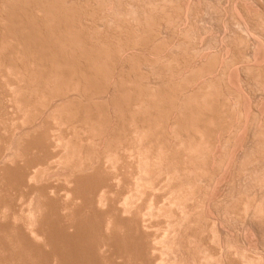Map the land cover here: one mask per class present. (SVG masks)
I'll return each instance as SVG.
<instances>
[{
	"label": "rangeland",
	"instance_id": "obj_1",
	"mask_svg": "<svg viewBox=\"0 0 264 264\" xmlns=\"http://www.w3.org/2000/svg\"><path fill=\"white\" fill-rule=\"evenodd\" d=\"M4 1H5V3H4ZM4 1L1 0V2H0V3H1V4H0V7H1V8H0V11H1V12H0V13L3 14V15H2V14L0 15V16H2V18L0 17V25L3 24V26H1V28H0V30L2 31V32H0V42H1L2 38H3L2 41H3V42L5 41V44H4L3 42H2V44L0 43V47L4 49L3 46H5V45H6V46H5V49H4V53H2L3 55L5 54V55H4L5 58H4V57L1 55V53H0V55H1L0 57H1V58L3 57V58H2L3 61H2L1 58H0V60H1V61H0V65H1V62H4V63H3V66L1 65L0 68H1V71H2V72L4 71L3 73L6 74V73H7L6 71L8 70L7 68H5L6 65H7V67H8V65H9V66L12 65L13 67H14V65H15L18 69H19V68H20V69L18 70V69H16V67H14V69H15L16 71L18 70L17 72H14V73H15L16 75H18L17 73H19L20 75H18V76L14 75L15 77H13V75L10 74L11 77H10V75H9V77H8L10 80L7 79V77H5V78L7 79V80H6V79L3 77L4 74L2 73V75H1V71H0V76H1V77H0V88H1L2 86H5V85L7 84L4 88L2 87L3 89H2V88L0 89V105H1V106H0V108H1V109H0V121H1V122H0V139H2V140H0V141H1V142H0V185H1V186H0V194L2 193V194L0 195V231H1V233H0V244H1V245H0V248H1V246H2V248H1L2 252H1V250H0V261H1V263H2V264L5 263V261L1 260V259H3L2 257L5 258L6 256L8 257V255H10V256L12 257V256L15 255V252L13 253L14 255H13L12 253H11V254H12V255H11L9 251H12V252H13V250L16 249V251L19 253V251H20V246L18 247V245H20L19 243H21V244H22L21 246H23V247H21V248H25L26 246H25L24 244L27 242V240H28V241H29V240H30V241L32 240V239H27V238H30V236H32V235H30V234H32L33 232L28 231L30 234H29L28 232H26L27 230H29V228L27 229V227L30 225V224H28V226H26V223H28V221H30V219H33L34 221H36V220H37L36 218H37L38 216H39L38 219H39V221H40V219H41L40 223H42V224H40L39 222H38V223H39L40 225H39L38 223L36 224V222H35V223L32 222L34 225H33L31 222H29V223H31V226H32V225H33V226L36 225L35 228H37V230H40V229L42 230V229L44 228L45 232H44V230H43V231H42L43 233H46V229L49 228V229H48L49 232H47V233H46L47 235L45 236L47 239H44V240H46V243H47L49 246L46 245V246L44 247V245H45L44 243H45V242H42V241H41V242H37V241H36V242H35V241L33 242V241H31V243H30V242H27L29 245L31 244L30 246L33 245V247H30V246H29V247H30L29 251H28L27 248L25 249V251H26V250L28 251V254H29V252L32 253V255H31V254H30V255H27L28 257L26 256V254H24V257H25V258H33L32 256H34L35 254H33L34 251H31V248H32V250L35 249V253H36V254L39 253V254H37V255L39 256V258H38V256H36V257L34 256L35 258L33 259V260H36V261H35L36 264H40V263H41V264H44L45 261H48V260H49L50 262L48 261V263H47V262H46V263H47V264H49V263L51 264V261L53 262V260H54V259L51 260V258H55V256H54V252H55V255H56V249H52V247H51L50 245H53V244H54L53 247H54V246H55V247L58 246L57 248H59V247H60L59 245H61L60 248L65 247V249H66L65 251H66V252H70V253H74V254H75V253H77V251H80V252L77 253V254H78L77 256H75L76 254H75L74 256H73V254H72V256L68 254V255H67V256H68L67 258H66L65 255H64L65 257L62 256V262H60V261H61V260H60L61 258L59 259V260H60V261H59L60 263L58 262V260H57L58 263H56V261L54 260L55 264H61V263H63V260H64L65 258H66V260H69V261H68L69 264H72V263H73V260H71V259H73L72 257H74V260H75V258H76V261H78L77 264L80 262V260H81L82 262L79 263V264L84 263V262H85V259H86L87 264H92V263H91L92 260H93V264H95V263L98 264L99 261H100L99 264H105V263H108V264H110V263H111V264H112V263H116V264H118V263H117L118 259L120 260L119 263H122L123 261H121V260L124 258V255H123L122 259L119 258V255H120V252L122 251L121 249L124 248V247H121V249H120L121 251H119V254H118V251H117L118 249H116V247H115V246H117L118 248H120V245H121V244L119 243V241L121 242V241H122L121 239L118 240V242H117L118 244H117V245L115 244V245L113 246V243H111V244H112V248L114 247V251H112V250H113L112 248H111L110 250H108V251H112L111 253L109 252L110 255H111L113 252H116V251H117L115 254H117L118 258L116 257V255H114V256L117 258V261H116V259H114L115 261H113V258H114V257L112 258V257H108V255H105V254L108 253V251H104V252L101 251V250H103L104 247L101 248L100 252L97 251V253L95 254V252H96V251H95L96 246L94 247V245H95V244H96V245L99 244V245L102 246L103 243H102V244H100V243L103 242V241H104V243H105V242L108 241L110 238L113 239V240H115L114 237H112V236H113V234L115 235L114 232H116L117 229H116V231H114V229H112V231H114V232L109 231V232H112V233H113V234L110 233V236H109V234H108V232H107V229H108V227H110V228H112V227H111L110 225H108V227H107V229H106V233H105V231H102V230H103V229L105 230L106 227H105V226H102V225L99 226V224H98V223H100L99 221H101V220H102L101 223L104 222L103 225L106 224L105 221H103V220H105V219H107V218H106L105 216H104L105 218H103V215H102V213H104V212L107 211V209H104V208H108V211H107V212H109V214L111 213V214H110V217H108V218L113 217V216H111L113 212H110L109 209H111V210H112V209H115V210H114V213H113V214H114V217H115V215H116V219L119 218V217L121 216L120 213H122V212H120V211H121V209H120V208H121V206H120V205H121L120 201L123 200V199H124L123 197H125L126 195L128 196L129 193L132 194L130 191L133 192V191L135 190V188H134V186H133V182H134L133 176L136 175V174L133 173V172H136L134 166H136L135 164L137 163V161H133L132 159H135V157H134V156H133L134 158H133V157H130L131 155H129L128 153H130V154L133 155V152H136V151H133V149H132L133 152H129V151H130V148L132 147L131 145H133V146L138 145V147H139V143H140V142L138 141L139 143H137L136 141H134L135 144H136V145H135V144L132 143V142H133L132 140L129 141L130 143H129L127 140L134 138V135H131V134L133 133V129H134V127L139 128V125H141L140 128H139V129H141L142 125L145 124V121H146V118H147V116H146L147 113H146V112L149 111L148 109H150L151 114H152V111L155 112V111L157 110V112H155V113H157V114H154L155 116H152L153 118H147V121H148V119H154V117H155V118H158V119H159V117H160V118H163L165 122H166L165 119H167V123H166V125H164V121H163L162 123L160 122V120L162 121L163 119H159V120L156 119V121H158V122L160 123V125H159L158 122L155 121V122L161 127L160 129H159V127H155V124H156V123L154 124V126H151V125L154 123V122H153L154 120H152L153 123L151 122V123H152L151 125H149L148 123L145 124V125H146V128H150V127L153 128V127H155L156 130L158 129V130L156 131L155 129L153 130L152 128H150V129H152V131L149 129L148 132H150V131H151V132L148 133V134L151 135V133H153L154 131H155V134H157V133L161 134V133L163 132L162 135H156V136H154V138L157 139V136H158V139L161 140V138L164 137L163 140L165 141V143H167L166 140H169V144H165V143H163V142H164L163 140H162L163 142H162V141L160 142V140L157 141L158 139L155 140V139H153V138H152L151 141H150V136H149V137H148L149 140L146 139V142L144 143L145 145H144V144H143V145L146 146V148L148 147V150H149L148 153H149L150 151L152 152L153 149H155V150H154V153H155V151L158 150L159 147H160V149H162V152L166 150V151L164 152V154H166V152H167L168 150H169V151L171 150L170 152L168 151V153H169L168 156L170 157V158L168 157V159L171 160L170 162L168 161V159H167V157H166L167 155L165 156L166 159H167V161L169 162V163H167V164H171V163H173L174 160H176V161H175L176 164H178L177 162L180 163V164H178V167H179V165L182 166L183 163H185V164H183L184 167H185V166H188V163L190 164V162H191V160L189 161L188 156H187V155L189 154V151H187L188 154H186V153H187L186 150H185L186 148H185V146H183V148H185V149H184L185 151H183V153L186 152V153H185V156H187V158H186V160L188 159L187 161H186L185 159H183V155H184V154H183V155H180V156L177 155V156H178V159H175L176 156L173 157L175 154H181V152H177V153H176L175 148H176V149L178 148V151H179V148L182 149V148H181V147H182V146H181L182 143H181L180 141L183 140V136H184V137H185V136H186V137L190 136L188 132H190V134H191V133H195V136H196L197 134H199V132H200L201 130H203V129L201 128V125H203L202 123H207V122L211 123V122H210V121L203 122V121L205 120V118H204V120L201 119L202 122H201L200 120H199V122H197L198 124L201 123L200 125H196V123H195V127H196L195 130H194V128L191 129V130H188L189 128L192 127L191 124L189 123V121L186 122V119L189 117V114H190V113H188V110H187L188 107L183 103V101L185 100V99L183 100V98H186V99H187V97L189 96V94L194 93V92H195L194 90L197 91V90L200 88V85L203 86V83H204V82H205L204 85L207 86V84H209L207 80H209V81L212 80V77H211V76H213V77H214V80H215V78L218 77L219 80L221 79V81H219V80L217 81L218 78H217L216 81H215V82H216V83H215V89H216V87H217V88H218V89H216L217 91L214 89V86L212 87V88H213V92H210V93H215V91H216L215 95H213V96H215V97H212V96H211L213 99L216 98V99H215L216 104H215V102H213V99H212L211 102L214 103V105H217V102L220 100L219 103H218L217 108H214V109H218V107H219V106H222L223 103H224V106L228 105V106H226L225 108H223V109L225 110V112L223 111V114L225 113V115H226L227 117H230L231 119H230V118H227L225 115H224L225 117H222L223 114H222V112H221L220 110H223V109H220V107H219L220 110H219V111L217 110L218 112H216V113H221V115H222L221 117H222V118H220L221 120H220L219 118H217V119H216V120H217L216 122H219V123H221L222 125H223V124H224V125L222 126L221 124L217 123V124H219V125L216 126V125H217V124L215 125L216 122L213 121L214 123H212V125H209V124L207 123V124H206V127H205V124L202 126V127H205V128H206V131H207L208 129H211V128H214V130L216 129V130H215L216 132H215L214 130H213V131H212V130H208V132H207L208 134H210V135H212V136L215 135V136H214V139H215V140H213V138H211L212 136L209 137L210 135L206 134V135H207V139H208V140H206V141H209V144H207L208 142L206 143V146L208 145V147H207L208 150L206 149L207 151H206V150H205V151H206V153L208 154L207 156H209V155L212 154V153L214 154L215 151L212 152V153H211L210 151H211V149H213L216 145H217V146H216L217 148H218V146H222V147H219L218 151H219L220 153H221V151H222L221 154L223 155V157H225V156H226L225 158L228 157V159H226V160H229V158L231 157V155H234V154H235V157L232 156V157L234 158V160H233V158L231 157L232 160H233L232 162H234V163H232L231 166H232L235 170L238 169V171L234 173L235 170H234L233 168H232L233 170H232L231 168H229V170L231 169V171H228V170H227V172H230V173H229V174L227 173L228 175H226L225 172H224V170H222V169H221V166H220L219 168L222 170V172L224 173L225 176H224V175H221V174H223V173L221 172V170H219L218 167H216L217 164H216L215 166H211V165H214V164L211 163V161L214 159L213 155H211V157H213V159H211V157L209 158V159H211V161L207 159V158H208L207 156L205 157V159L208 160V161H206L207 164H206V162H205L204 159L201 160V161H203V164H206V165H209V166H210L209 169H208V166L205 165V168H206V169L204 168L205 171H204V172L201 171V173L203 172V175H204L205 172H206V170L210 171V170L212 169L211 171H212L213 173L210 172V173H211V174H210L208 171L206 172V173H207L206 176H210V177L212 178V176H213V174H214V171H216L215 174H217V176H213V178L216 177L214 180H212L213 178L210 179V177H209L208 180H207L208 182H207V181H206V178H207V177H206V176H203V175L200 173V170L203 169V167H202L203 165L200 164L201 161H200V162H196L197 164H199V166L201 165V166H200V170H199V168L197 169L196 166H195V169H192V168L194 167V165H196V164H194L193 166L190 164L189 166H190V167L192 166V167L190 168V167L188 166V167H189L188 170H187V167H186V168H181V167L177 168V166L174 164V166H173L172 169H171V171L173 170V172H171V171H170V172H171L173 175H174V173H175V172H174L175 170H177L176 172H178V174L176 173V175H179V174L181 173V175H179V177H178V176H173V177H174V178H177V177H178V179H176L177 181H178V180H179V181L182 180V181H183L185 184H187V185L192 181L191 179L195 178V180H197V182H196V181L193 179L194 183L191 184L192 189H193V187H194V189H195V187H196L197 189H195V190L193 189L192 192L190 191L191 193L196 192L195 195H194V194H191L192 197H193V196H195V197L192 198L191 196H189L190 193H189V191H188L187 194H188V199H189V201H186L187 204H188V202H189V205L191 204L189 207H192V209L195 210V209L198 208L195 212L192 211V209L190 208V209H189L190 212L192 211L193 213L198 214L197 212H199V211L201 210V215H203V217H200V219H201L203 222H202L201 220H200L201 223H200V221H199V222L197 221L198 223L195 222L196 220H198V217H197L196 214H194V215H195L194 218L196 217L197 219L195 218L196 220H195V221H192V222H195V223H193L194 226H192V225H191L192 223L190 222V225H191L190 228H191V229H189L190 231L188 232V234L190 233L191 236H192V234H196V235H197V234H201V235H197V236H196V235H193V236H196V238H195L196 240H194V241L197 242V243L195 242L196 244L193 243V246H196V247H197V246H198L197 244L199 243V246L197 247V249L201 246V248H203V247L205 248V249L203 248L204 250L202 249L203 251L206 250V252L209 253V251L211 250L210 252H212V253H210V254H211L212 257H213V255H215V256H217V257L220 256L219 259H218L217 257H214V258H213V260H214V261L212 260V261H213V264H215V260H216V259H217V261H218V263H217V261H216V264H220V263H219V260H220V259H221L220 261H222L221 264H228V263H229V264H243V262H244V261H243V260H244V257H243V260H242V257H241L240 255H235V251H234L235 248H237L238 252H241V253L244 252L243 254L245 255V258L251 261L250 264H255V263H256V264H260L261 262H262L261 264H264V259H262V258H264V230H263V229H264V219H263V218H264V217H263V216H264V215H263V214H264V213H263L264 210L261 211V209H258V207L256 206V205H258L257 203L259 202V200H262L263 197H264V194H263V193H264V188H263V187H264V181H263L264 179H263V178H262V179L259 178L261 175H264V171H262V169L264 168V158H263V157H264V155H263V154H264V151H263V150H264V149H263V148H264V142H263L264 139H262V138H264V130H263V129H264V128H263V127H264V115H262V114H264V113L261 112L262 110H261V111H258V110L261 109L260 107H261L262 105L264 106V102H263V101H264V64H263L264 62H262V63H260V64H257L256 67H255V65H248V67L251 66V67H253V68H251V67H250V68H247V66H246L247 64L243 61V60H245L246 58L243 57V59L241 60V57L244 56V55H246L247 52L250 51V50H249V49H250V48H249L250 45H248V42H249V41H246V38L244 37V38L242 39L244 42H243V41H242V42L239 41V42L241 43V44H240L239 42H236V39H234V37L232 38L231 36H230V38L234 39V41H233L232 39L229 40L230 38L225 37L226 35H227L228 37H229V35H230V33L227 34V32H226V35L223 36V34H225V33H224V29H223V27H224V28H228V29H227L228 31H229L231 28L233 29V32H236V31H237L236 27H238V26H237L236 22H238L237 20L239 19V17L236 15L235 12L237 11L238 8H241V7H242V9H243L244 11H242V12H241V11H238V12H240L241 14H243V12L245 13V14H243V15H244L245 18L247 17L246 19H247V22L250 24V26H251L252 28L255 27L257 30L260 29V28L262 27V22H261V21L264 20V18H263V17H264V12L260 11L261 8H260L259 6H261L262 9H263V11H264V7H263V6H264V2H263L264 0H245V1H244V0H238V3L236 2V0H233V1H235V2H234L235 4H234V6H233V7H234V11H233V9H232V10H231V9L229 10V8H227V5L229 6L228 2L230 3V0H206L208 3H207L205 0H201V2H200V0H199V1L197 0V4L200 2L199 5L196 4V1H195V0H191V2H192V1L194 2V1H195V2H194L195 4L189 2L190 0H162V1H161V0H117V1H116V0H107V1H106V0H101V1H100V0H99V1H98V0H79V1H78V0H69V1L64 0V1H62V0H61L63 3H57V2H60L59 0H54V1H53V0H47V1H50V2L53 1V2H51V4L53 3V5H54V2H55V3H57V4H64V5L66 6V5H67L66 2H69V3H68L69 5H67V7H66L67 10H65V11H68V12H69L70 9H71V10L74 9L73 11L70 10V11L72 12L71 14L74 15V16H72V15L70 14V16L73 17V18H71V20H70V21H72V22L69 21V19H68V17H67V16H69V15H68V14H65V13H67V12L63 11V8H61V10H62L63 12H65V13L62 14V13H63L62 11H59V12H61V15H64V16L67 15L65 18H67L68 21H67L66 19H64V16H63V18H60V17H62V16L59 15L58 18H57V15H56V16H55V19L57 20V19L60 18L59 20H61V21L58 20L59 23H57L56 20H55V22H56V24L60 25V27H62V28H66V29H67L68 27L73 26V29L75 28V30H77V29L79 28L80 30H79V29H78V30H79V31H82V32L79 33L78 30H77L78 33H76V35H78L80 38H81V36H82L84 39H86V41H85L84 39H82V38H81V41L79 40V43L84 42V44L81 43L82 45H80V44L78 43V44H79L78 48H79L80 50L82 49L81 46H82V47L84 46V47H83V50L85 49V47H86V49H91L93 46H94L93 48L95 49V47H97L98 44L100 45V46H98V47H101V43H102V48H103L104 45L106 44V45H105V49H107V50H105V51L108 52V51H109V50H108L109 47H110V50H111V48H112V50H115V51H116V52L114 51L113 54L111 55V60L109 59V58H110L109 56H107V57H109L108 59H107V58L105 59V60H106L105 62L107 63V60H108L109 63H107V64H108V65L110 64L109 66L107 65V67L110 68V69L113 67L111 70H108V71H110V72H113V75H112V73L109 74V72H108L109 75L107 74V76H106V75L103 76V73H101L102 76H100V74H99V77H100L99 79H100V80H101V77H103V78H102L103 81L106 80V81H108V82L110 83V85H108V84H109L108 82H106V81L102 82L103 84L106 83V84H104V85H108V87H107V86L105 87V86H103V84L101 83V81L97 80V81H99V82L101 83L102 87H105V88H101V86H100V87L98 86V87L100 88V90H101L102 93L100 92L99 88L97 87V85H100V84H97V83H99V82H96V83H95V84H96V87H95V85H94V88H95V90H94L93 87H91L92 85H90V84H92V83L90 82V84H89V82H88V84H87V83H86V80H85V82H83V81H82V82L85 83V85L88 86V88H90V87H91V88H90L89 90L87 89V87L83 88V87H84V84H82V86H80V87L83 88V92H84V93H83V92H79V91L77 90L76 93H77V92H78V93L76 94L75 91H72V90H71V92H70L71 94L69 95V91H68V92L64 91V92L68 93V94H66V95H68L69 98H70V96L73 97V98H72V99H74L73 101H74V102L76 101L77 104H78V102H79L80 100H81V101H82V100H87V104L85 103L86 101L84 102L85 104H83V102H79L80 105L82 104V105H81V106H82L81 108H84V107H83L84 105H85L86 107H87L88 104L91 105L90 102H93V101H91V100H94L93 98H96L95 101L93 102V104L95 103V104H94V107H93V104L91 105V107H92L93 109H95V107H97V109H98V106L100 105L101 107L98 109V110H100V111H98L97 109H96V110H97V111H96V110H93L92 108H88V107H87L88 109H90L89 111H92V110H93V111H96V112H97V113L95 112L96 114L94 113V114H95L94 116H91V118L93 117V119H95V122H96V121H99V120H98L99 118H98V119L96 118V117H97V116H96L97 114H98V117H100L99 115H100V113H101V117H102V115H103L105 112L109 111V112H108V114H109L108 117L106 116V115H108L107 113H106V115L104 114L105 117H107L106 120H104L105 117L101 118L102 120L100 119L102 122H104V125H103V123H101V121L98 122V123H101V124H98L97 122H96V123L91 122V121H90V120H91L90 117L87 118V116H88L89 114H88V115L86 114L87 116L84 118L83 115H85V113H87V112H86V111L83 112L84 110L82 111L81 108H79V110H81V111H79L78 109H76V112H79V114H77V115L79 116L80 113H81L82 116H83V118H84V120H82V121L80 122V127H79V124L77 125V123H78V121H80V120L82 119V116L80 115L81 117H80V116L77 117V115H75L76 112L73 111L75 108L72 109V111L75 112V113H72V111H71V108H72V107H71V106H70V111H71V112L68 111V110H69L68 108H66V109H68L67 111H66V110H65V111L62 110V111L64 112V114H65L66 112L68 113V115H69V113H72V114H70V116L64 115V114L62 113V111H61V113H60V114H62L63 117H66V116H67V118H68V119H67V118H65V119L63 118L64 120L62 119V122H63V121H64V122L61 123V124L64 125V126L60 127L61 124H57V123H54V125H53V122H57L56 120L53 121V122H50V121H52V118H53L52 116L48 115V113H52V112H51L52 109H50V111H49L50 105L52 104V106H54L57 102H59V101L61 102L62 99L59 100L58 96H59L60 94H57V92H60V91L62 90V92H60V93H62V94L60 95V97H62V95H63V93H64V92H63L64 89L61 88V89H59L60 91H57L58 88H56V89L54 88L56 85H58V84L60 83V81L58 82V84H57V81H56V83H55V81H52L53 84H54V83L56 84V85L54 84L55 86H54V85H50V84H52V83L48 81L50 88H48V87H49V86L47 85L48 83H47V82H44L45 80H43V79H44L43 77H41V79L43 80V81H42L43 83L39 80V79H40V75H39V77L36 76L37 79H38L40 82L38 81V83H37V82L34 81V80H37V79H36V77H35V79H34L33 76H35L37 73L40 74L39 72H41L43 69L45 70V71H43L44 74H45L44 76L48 75L49 73H48L47 71L50 70V66L52 65V64H51L52 62L50 61V62H51V63H50L48 60L46 61V59H44V62H47V64L49 65L48 67L45 66V65H47V64H44V62H42V60H41L40 64H39V61H37V59L39 58L38 60H40V59H41L40 57L42 56V54H41V52L43 51V49H41V47H43L42 44H44V46H46V44H47V45L50 46V47H52V46L54 45V47H52V48H53V50L56 49V52H57V53H58V51L60 50L59 47H62V46L64 45V46H63V49L65 48V50H67L68 46L70 45V44L67 45V43H65V44L67 45V47H66L65 44H62V46H58V48H55V46H57V44H60V43H59V42H56V41L53 42V39H51L52 36H50V37L48 38V35H52V34H53V32H51V31L54 30V29H53L54 27L51 26L52 28H50V25H49L48 29H49V28L51 29V30H50V29H49V30H50V32H51L52 34H50V32L46 33L47 31H49V30L47 29V25H48V24H45L44 21H43V18H41L42 15H44V17H45V14H44V13H41V12H43V11L45 12V10H47L46 7H47L48 4L45 3L46 0H42L43 2L45 1V2H44L45 5H43L44 3H41L42 1L38 2L39 0H38V1H37V0H32V1H34V3H33L31 0H29V2H28V0H27V1L25 0L26 2H24V1H22V0H21V1H20V0H19V1H18V0H17V1L12 0V1H14V2H11V0H9V1H8V0H4ZM6 1H8V2H6ZM72 1L75 2V3L73 2L74 5L72 4ZM82 1H83V2H82ZM88 1H89V4H88ZM96 1H97V2H96ZM108 1H109V2L111 1V2H110V5H109V2H108ZM112 1H113L114 3H113ZM120 1H121V3H120ZM128 1H129V2H128ZM157 1H158V2H157ZM160 1H161V3H160ZM165 1H166V2H165ZM169 1H170V2H169ZM180 1H181V2H180ZM225 1H227V3H226ZM243 1H244V2H243ZM256 1H257V2H256ZM17 2H18V3H17ZM23 2H24V3H23ZM100 2H101V3H100ZM102 2H103V3H102ZM104 2H105V4H104ZM106 2L108 3V6H107V3H106ZM162 2H163V3H162ZM231 2H232V0H231ZM6 3H7L8 5H4V4H6ZM15 3H17V5H15ZM26 3H27V6H26ZM30 3H31V5H30ZM70 3H71V4H70ZM80 3H81V4H80ZM85 3H86V4H85ZM98 3H99V5H98ZM128 3H130V4H128ZM164 3H165L166 5H165ZM169 3H170V4H169ZM178 3H179V4H178ZM182 3H183V4H182ZM188 3L192 4V5H191L192 7H193V4H194V9H195V10L192 9V7H190V4H188ZM222 3H223V4H222ZM243 3H244L245 5H244ZM248 3H249V4H248ZM251 3H252L253 5H252ZM261 3H262V4H261ZM34 4H35V5H34ZM39 4H40V5H39ZM51 4H49V6L54 7V6L51 5ZM76 4H77V5H76ZM78 4L80 5V7H79ZM87 4H88L89 6H88ZM90 4H91V5H90ZM112 4H113V7H112ZM116 4H117V5H116ZM177 4H178V5H177ZM181 4H182V5H181ZM185 4L193 10V11H192V10L190 9L189 11H192L193 13H196V18H195V20L193 19L194 22H196V23H193V25L191 24V22H189V21H192V20H191L192 18H191L190 20H189V18L192 17L193 14L190 13V12H188V9H185V8H186V5H185ZM205 4H206V5H205ZM207 4H208V5H207ZM224 4H225V5H224ZM226 4H227V5H226ZM237 4H238V5H237ZM239 4H241V5H239ZM258 4H259V6H256V5H258ZM2 5H4V6H2ZM12 5H13V7H11ZM18 5H19V6H18ZM33 5H34V6H33ZM95 5H97V7H94ZM100 5H101V7H100ZM115 5H116V6H115ZM158 5H159V7H158ZM167 5H168V6H167ZM179 5H180V6H179ZM196 5H197V6H196ZM200 5H201V6H200ZM219 5H220V6H219ZM231 5H233V3L230 4V7L233 8ZM251 5H252V6H251ZM8 6H9V7H8ZM20 6H21V7H20ZM22 6H23V7H22ZM24 6H25L26 8H25ZM30 6H31V7H30ZM38 6H39V8H40V6H41V8L45 6V7H44L45 9H44V8H42V9L40 8V9H39ZM49 6H48V7H49ZM70 6H72V8L69 9L68 7H70ZM73 6H74V8H73ZM76 6H77V7H76ZM81 6H82V7H81ZM98 6H99V7H98ZM130 6H131V8H128V7H130ZM136 6H137V7H136ZM161 6H162V7H161ZM164 6H166V7H164ZM173 6H174V7H173ZM175 6H176L177 8H176ZM184 6H185V7H184ZM239 6H240V7H239ZM2 7H3V9H2ZM4 7H5L6 9H4ZM15 7H16V8H15ZM19 7H20V8H19ZM27 7H28V8H27ZM63 7H64V6H63ZM78 7H79V8H78ZM84 7H85V8L87 7V9H85ZM110 7H111V9H108V10L105 9V8H110ZM116 7H118V9H116ZM123 7H124V8H123ZM150 7H151V8H150ZM160 7H161V8H160ZM178 7H179V8H178ZM182 7L184 8V11H183V8H182ZM197 7H198V8L200 7L201 9H200V8L197 9ZM216 7H217V8H216ZM219 7H220V8H219ZM236 7H237V9H236V11H235V8H236ZM249 7H250V8H249ZM9 8H11V9H10V13H9ZM12 8H13V9H12ZM33 8H34V9L36 8L37 10L34 11ZM49 8L51 9V7H49ZM76 8H77V9H76ZM82 8H83V9H82ZM103 8H104V9H103ZM133 8H134V9L136 8V9L134 10ZM166 8H167V9H166ZM173 8H174V9H173ZM218 8H219V9H218ZM223 8H224L225 10H226V9H227V10L225 11ZM244 8H245V9H244ZM251 8H252V9H251ZM255 8H256V9H255ZM258 8H260V9H258ZM18 9H21V10L19 11ZM29 9H30L31 11H30ZM55 9H56V5H55ZM55 9H54V10L52 9V10H53V11H56ZM64 9H65V8H64ZM79 9H82V10H79ZM91 9H92V10L95 9V10H93V11H96V12H92ZM119 9H120V10H119ZM126 9H127L128 11H127ZM155 9H156V10H155ZM161 9H162V10H161ZM177 9H179V11H178ZM180 9H181V11H180ZM203 9H204V10H203ZM242 9H240V10H242ZM4 10H5V11H4ZM11 10H13L14 12L11 11ZM16 10H17V11H16ZM23 10H24V11H23ZM41 10H42V11H41ZM76 10H77V11H76ZM78 10H79V11H83V12H80V13H81L85 18L82 17V15L78 13V12H79ZM84 10H85V11H84ZM86 10H89V12H87V13H89V14L86 13ZM102 10H105V13H103L104 11H102ZM110 10H113V11H110ZM114 10H115V11H114ZM117 10H119V11H117ZM144 10H145V11H144ZM146 10H147V11H146ZM150 10H151V11H150ZM164 10H165V11H164ZM214 10H215V11H214ZM228 10H229V11H228ZM238 10H239V9H238ZM3 11L6 13V15H5V13H4ZM18 11H19V12H18ZM21 11L23 12V14L20 13ZM25 11H26V12H25ZM40 11H41V12H40ZM107 11H108V12H107ZM149 11H150V12H149ZM162 11H163V13H162ZM186 11H187V14H186ZM217 11H218V12H217ZM224 11H225V12H224ZM256 11H260V12H262V14H261L260 12H256ZM7 12H8L9 15L7 14ZM29 12H33V13L30 14ZM34 12H35V13H34ZM50 12H52V11H50ZM75 12H76V13H75ZM90 12H92L93 14H92V13L90 14ZM110 12H111V13H110ZM119 12H121V13H119ZM128 12H129V13H128ZM133 12H134V13H133ZM151 12H152V13H151ZM176 12H177V13H176ZM198 12H199V13H198ZM12 13H13V15H11ZM38 13H39L40 16L38 15ZM69 13H70V12H69ZM73 13H74V14H73ZM85 13H86V14H85ZM102 13H103V14H102ZM107 13H108V14H107ZM117 13H118L119 15H117ZM127 13H128V15H127ZM130 13H132V16H133V17L131 16ZM147 13H148V14H147ZM167 13H169L168 15H170V13L172 14V15H170L171 18H170L169 16H167ZM173 13H174V14H173ZM181 13H182V14H185V15H187V16H188L189 13L192 15V16H191V15L189 14V15H190L189 18L187 17V19L189 20V21H187V23H188V24L190 23V25L193 26V27L190 26L193 30L191 29V31H190V28H189V31H188V32H190L191 37H190L189 33H187L188 35H187V34H184V33H185V30L187 29V28H186L187 26H186V27L184 26L185 29L182 28V27H183L182 25H184V24H182V22L184 21V20L182 21V19H184V18H182ZM246 13H247V14H246ZM248 13H249V14H248ZM254 13H255L256 15H255ZM19 14H20L21 16H20ZM24 14L26 15V17H25ZM28 14H29V15H28ZM34 14H35V16H33ZM36 14H37L38 16H37ZM105 14H106V15H105ZM110 14H112V15H110ZM115 14H116V17L113 16V15H115ZM138 14H139V16H138ZM144 14L147 15V16H145ZM149 14H151V17H152V18L150 17ZM155 14H156V15H155ZM158 14H159V15L161 14V15H160L161 17L158 16ZM179 14H180L181 16H180ZM201 14H202V16H201ZM207 14H208V15H207ZM260 14H261V15H260ZM23 15H24V16H23ZM31 15H32V16H31ZM102 15H103V16H102ZM108 15H109V16H108ZM121 15H122V16H121ZM124 15L126 16V18H125ZM134 15H135V16H134ZM136 15H137V16H136ZM164 15H165V17H163ZM185 15H184V17H185ZM206 15H207L208 17H207ZM209 15H210V16H209ZM224 15H225V16H224ZM234 15H235V16H234ZM245 15H246V16H245ZM248 15H249V16H248ZM252 15H253V16H252ZM3 16H5V17H3ZM16 16H17V17H16ZM19 16H20V17H19ZM30 16H31V17H30ZM51 16H52V15H51ZM70 16H69V17H70ZM75 16H76V17H75ZM88 16H89V17H88ZM106 16H107V17H106ZM110 16L113 18L114 21L112 20V18H109ZM117 16H118L119 18H118ZM120 16H121V17H120ZM123 16H124V17H123ZM142 16H143V17H142ZM148 16H149L150 18H149ZM154 16H155V19H154ZM179 16L181 17V20H180V19H177V17H179ZM222 16H223V17H222ZM254 16H255V18H254ZM10 17H11V18H10ZM23 17H24V18H23ZM29 17H30V18H29ZM32 17H36V19H37V17H38V18H41V19H38L39 21H37V20L35 21V22H37L38 24H36L35 22L32 21V22H31L32 25H31L29 19H31ZM74 17H75V18H74ZM77 17H78V18H77ZM80 17H82V18H80ZM104 17H105V20H104ZM127 17H129V18H127ZM134 17H135V18H134ZM140 17H141V18H140ZM146 17H148V19H147ZM157 17H158V18L160 17V18L158 19ZM167 17H168V18H167ZM173 17H174L175 19H174ZM180 17H179V18H180ZM194 17H195V14H194L193 18H194ZM202 17H203V18H202ZM219 17H220V18H219ZM230 17H233V18H230ZM235 17H238V18L236 19ZM5 18H6V19H5ZM7 18H8V19L10 18V19L7 20ZM13 18H14V19L16 18V19L14 20ZM28 18H29V19H28ZM83 18H84V19H83ZM87 18H89L91 21H90L89 19H87ZM91 18H92V19H91ZM101 18H102V19H101ZM106 18H107V19H106ZM121 18H122L123 21L121 20ZM123 18H124V19H123ZM137 18H138L140 21L137 20ZM165 18H166V19H165ZM169 18L172 20V22L174 21L173 23H176V22L178 21L179 23H178V22H177V23L180 24V21H182V22H181V24H182L181 27H180V25H178L177 23H176L177 26H176L175 24H172V22H171V24H170V21H171V20H170ZM218 18H219V19H218ZM226 18H227V19H226ZM253 18H254V19H253ZM260 18H262V19L260 20ZM1 19H3V21H5V24H4L3 22H1ZM11 19H12V22H10ZM25 19H26L27 21H28V20H29V21L27 22V21H25ZM62 19H64V20L62 21ZM72 19H75V20H72ZM77 19H78V20H77ZM81 19L84 20V21L82 22ZM116 19H118L119 22L116 21ZM125 19H126L127 22H126V21L124 22ZM143 19H144V21H145V19H146V21H149V22H150V20H151V21L154 22V23H151V22H150V23H149V22H146V23L144 22V23H143ZM149 19H150V20H149ZM153 19H154V20H153ZM161 19H163L164 21L161 20ZM225 19H226V20H225ZM246 19H245V20H246ZM257 19H258V21H257ZM6 20H7V22H8V25H7V23H6ZM19 20H21L23 23L21 22V23H22V24H21L20 22H18ZM41 20H42L43 22H42ZM53 20H54V19H53ZM80 20H81V21H80ZM85 20H86L87 22H86ZM131 20H132V21H131ZM141 20H142V21H141ZM168 20H169V21H168ZM259 20H260V21H259ZM40 21H41L42 24L40 23ZM64 21H65V22H64ZM66 21H67L68 23H66ZM73 21H74V23H73ZM94 21H95V22H94ZM105 21L108 22V24H107ZM109 21H112V22H109ZM121 21L124 22V23H122ZM134 21H135V22H138V23H135ZM157 21H158V22H157ZM159 21H160V22H159ZM162 21H163V22H162ZM167 21H168V22H167ZM205 21H206V22H205ZM235 21H236V22H235ZM15 22H16V23L18 22V23H20L21 25L18 24V23L16 24ZM25 22H26V23H25ZM52 22H53V21H52ZM52 22H51L52 25L55 24L54 22H53V23H52ZM60 22H61V23H60ZM63 22H64L65 24H64ZM79 22H80V23H79ZM81 22H82V23H81ZM93 22H94L95 24H94ZM141 22H142L143 24H142ZM155 22H156V23H155ZM165 22H166V23H169V24H167V26H168V30H167V27H166V23H165ZM192 22H193V21H192ZM204 22H205V23H204ZM219 22H221V23H219ZM230 22H231V23H230ZM259 22H260V23H259ZM27 23L29 24V26L31 25V27H33V24H34V25L36 24V26H38V27H39V25H40L41 28L39 27V28H37V29H39V30L41 29V30H42V33H43V30L46 29V30H44V31H46L45 33L47 34V36H46V34H45L46 38L50 39L53 43H55V44L57 43V44H56V45H55V44H53V45H49V44L51 43V41L49 40V41H50V42H49L48 39L45 38L46 41L49 42V43H46V41L43 39L45 36L42 35V34H41V36H43L42 39H43V41H45L46 44L41 42L40 45H42V46L40 47V46L38 45V42H39L38 40H41V39H38V40L36 39V40L38 41L37 44H36V42H33L32 38H33V39L36 38V36H34V35H35V34L37 35V33H38V32L36 33L35 31H39V30L36 29V26H35V28L33 27V32H35V33H33V34H34L33 37H32V35H31V37H32V38H31L30 35L28 34V35H29L28 37H30L31 40H30V38H28L29 40L27 39V41H30V44H29V42L27 43L26 40H25L26 42L24 41V43H25L26 45H27V44L30 45V46H26L23 42H21V40H22L21 38H25V39H26L27 36H25V37H20V38H19V36L22 35V34L24 35V33H25V35H27L26 33H29V29H26L25 32H22V28H23V27L26 28V26H28ZM85 23H86V26H87V27L84 26ZM88 23H89V24H88ZM91 23H92V25H91ZM99 23H100V24H99ZM104 23H106V24L104 25ZM126 23H127V24L129 23L130 25L128 24V25H129V26H128ZM134 23H135V24H134ZM139 23H141V24H139ZM148 23H149L150 25H149ZM163 23H164V24H163ZM187 23H186V25H188ZM9 24H10V25H9ZM12 24H13V26H12ZM24 24H25L26 26H24ZM56 24H55V25H56ZM69 24H70V25H69ZM76 24H78V26H75ZM96 24H97V25H101V29H100V26H96ZM114 24H115V25H114ZM124 24H125L127 27H126ZM136 24H138V25H136ZM146 24H148V25H146ZM151 24H153V25H151ZM157 24H158V26H159V25H160V26L158 27ZM195 24H196V25H195ZM199 24H200V25H199ZM251 24H252L253 26H252ZM15 25H17L18 27L15 26ZM43 25H44V27H43ZM61 25H64V26H61ZM67 25H68V26H67ZM102 25H103L104 28L102 27ZM119 25H120V26H119ZM132 25H134V26L136 25V26L133 27ZM139 25H140V26H139ZM143 25H144V27H143ZM154 25H156V26L158 27V29H160V28H162V29L158 30V29H156L157 27L154 26ZM161 25H162V26H161ZM172 25H173V26H172ZM205 25H206L209 29H207V27H206ZM227 25H228V26H227ZM263 25H264V23H263ZM4 26H5V27H4ZM8 26H10V28H13L14 30H13V29L10 30ZM79 26H80V27H79ZM82 26H83V27H82ZM88 26H89V27H88ZM90 26H91V27H90ZM93 26H94V27H93ZM95 26H96V29H95ZM113 26H114L115 28L118 26L117 29H118V28H119V29L117 30V29H115ZM130 26L133 28V30H132V28H131ZM147 26H149V28H148ZM151 26H153V27H151ZM225 26H227V27H225ZM14 27H15V28H14ZM20 27H22V28L19 30ZM31 27H30V30H31L30 32H32V28H31ZM56 27H59V26H56ZM60 27H59V28H60ZM76 27H78V28H76ZM85 27H86V28H85ZM92 27H93V28H92ZM110 27H111V28H110ZM122 27H123V28H122ZM137 27H138V28H137ZM141 27H142L143 29H142ZM155 27H156V28H155ZM172 27H173L174 30L172 29ZM178 27H179V28H178ZM188 27H189V26H188ZM204 27H205L206 29H205ZM2 28H5L4 30L7 29V30H6L7 32H8V30H10V32L7 33V32H5ZM28 28H29V27H28ZM59 28H57L58 31H57L56 29H55L54 31L59 32ZM62 28H60L61 31H62ZM82 28H84L85 30L82 29ZM88 28L90 29L91 32L95 29V30L93 31V32H95V33L91 34ZM139 28H140V29H139ZM144 28H147V30L144 29ZM153 28H154L156 31L158 30L157 33H155L156 31H155ZM176 28H178V29L176 30ZM210 28H211V29H210ZM17 29L21 32V34L19 33V31H18ZM34 29H35V30H34ZM73 29H72V31H74ZM91 29H93V30H91ZM97 29H98V30H97ZM102 29H103V30L105 29L103 32H106L107 30H110V31H107L106 33L103 34V32L101 31ZM120 29H121V30H120ZM126 29H127V30H126ZM135 29H136V31H134ZM137 29H138V30H137ZM149 29H152V30L149 31ZM164 29H165V31H164ZM179 29H180V30H179ZM181 29L184 30V31H183L184 33L182 32V33H183L182 36L184 37V39H183V37L181 36ZM194 29L196 30V33H195V30H194ZM232 29H231V30H232ZM256 29H255V31H256ZM16 30H17V31H16ZM41 30H40V31H41ZM64 30H65V29H64ZM122 30H123V31L126 30V31H125L126 33L128 32V30H129L130 33H131V31H132V34H134V35H133V38L131 37V36H132L131 34H128V35H127L125 32L122 33ZM142 30H144V31H142ZM145 30H146L147 34H149L148 36H147V35L144 36V34H146ZM187 30H188V29H187ZM187 30H186V32H187ZM204 30H205V32L207 31V33H204ZM231 30H230V31H231ZM234 30H236V31H234ZM238 30H239V27H238ZM262 30H264V27L261 28L260 34H262L261 32H264V31H262ZM40 31H39V33H41ZM61 31H60V33H56L55 35H56L57 37H60L59 34H62ZM84 31H86V32H84ZM87 31H89L90 34H89ZM97 31H98V32H97ZM100 31H101V32H100ZM133 31H134L135 33H134ZM154 31H155V32H154ZM172 31H173V34H172ZM193 31H194V33H195V34L193 33L194 36H192V35H193V34H192ZM197 31H199V33H198ZM202 31H203V32H202ZM211 31H212V32H211ZM4 32H5L7 35H6V34H5V35H2V33L4 34ZM11 32H12V35H13L14 37L11 36ZM15 32H16V33H15ZM64 32H65V31H63V33H64ZM117 32H118V35H117ZM119 32H121V33H119ZM129 32H128V33H129ZM136 32H138L139 35H138ZM140 32H142V33H140ZM143 32H144V33H143ZM148 32H149V33H148ZM162 32H163V33H162ZM170 32H171V34H170ZM175 32H176V33H175ZM200 32H202V35H203V33L206 34V35L209 34L208 36L205 35L206 38L204 39V41L206 42L207 45H206V46H203V47H205V48H209V47H208V43H209L210 47H212V48L205 49V51H206V50L208 51V50H210V49H211V50L213 49L214 51H211V50H210V51L213 52V53H215V54H216V52L218 51L216 55H219V56H220V54H218V53H219V48L221 47V45H219V44H221V43H220L221 39H224V38H221L222 36L226 38V39H224V40H228L229 42H230V41H232V42H236V46L239 47L240 50H241V49L244 50V51L246 50V51H245L246 54L243 55L242 52H241V56L238 55V58H239V59L237 58V56L235 57V59H237V60H239V61H240V60L243 61L244 64H246V65H245L246 69H248V70L246 71V69H245L244 67H243V68L245 69V71L242 69L241 66H242L243 64H240L241 61H240V63L237 62V65H235V64H236V61H235V59L232 57L233 54H230V56H231L230 58H231V59H234L235 62H234L233 60H232V61H229L228 59H224V61L226 60V62H224V63H227V62H228V64H229V62L231 63L230 66H228V64H223L224 66L220 65V60H221V58H218L219 56H215V54H213V53H211L212 56L214 55V56L216 57V58H215V57H213V58H215L216 60H217V59H220V60H217L216 63L213 62V64H211V63H212L211 61H214L213 58H210V59H209L208 57L205 58L204 55H203V56H202V55L200 56V53H199V52L202 51L201 54H203V51H204V50H203L204 48H203L202 46H200V45H203V43H204V42H202L203 40L201 41L202 44H201L200 41H198V38H201V37H202V35H201ZM209 32H211V33H209ZM239 32H240V30H239ZM239 32L237 31V33H239ZM258 32H259V31H258ZM65 33H66V32H65ZM83 33H84V34H83ZM108 33H110V34H109V36L107 37ZM111 33H112V34H111ZM151 33H154V35L151 34ZM159 33H160L161 35H160ZM218 33H219V34H218ZM237 33H236V35H235L234 33H233V34H234V36H237V35H238V37H239V34H237ZM15 34H16V35H15ZM17 34H18V36H17ZM30 34H32V33H30ZM85 34H86V35H85ZM87 34H88V35H87ZM98 34H99V35H98ZM114 34H115V35H114ZM120 34H121V36L124 38V40L127 41V39H128L129 42L127 43V42H125L124 40H119V39H123V38L120 36ZM135 34H137V35H135ZM140 34H143V35L140 36ZM169 34H170V35H169ZM197 34H199L201 37H199V35L197 36ZM231 34H232V32H231ZM233 34H232V35H233ZM240 34H242V33L240 32ZM8 35H10V36L8 37ZM63 35H64V34H63ZM94 35H95V36H94ZM100 35H101L102 37H101ZM103 35H104V36H103ZM123 35H124V36H123ZM163 35H164L165 37H164ZM167 35H168V36H167ZM179 35H180V36H179ZM218 35H219V36H218ZM2 36H3V37H2ZM87 36H88V37H87ZM89 36H90V37H89ZM93 36H94V37H93ZM105 36H106V37H105ZM110 36H115V38H114V37H110ZM119 36H120V37H119ZM126 36H127L128 38H126ZM134 36H136V37H135L136 39L134 38ZM149 36H150V37H149ZM170 36H171L173 39H172ZM176 36H177V37H176ZM185 36H187V37H185ZM188 36H189V37H188ZM195 36H196V37H195ZM262 36L264 37V35H262ZM7 37H8V38H7ZM15 37H16L17 39H16ZM53 37H54V34H53ZM92 37H93V39H94V40L92 39L93 41L91 40ZM95 37H96V39H95ZM99 37H100V38H99ZM130 37H131V39H134L135 42H134V41H133V42H134L135 44H134L132 41H131V43H133V44L130 43V40H131ZM137 37H139L140 40H139V38H137ZM142 37H143V38H142ZM144 37H145V38H144ZM146 37H148V38H146ZM152 37H153V40H152ZM154 37H156V38L158 37L157 39H160V40L157 41V39L154 38ZM181 37H182V39H181ZM211 37H212V38H211ZM10 38H11V39H10ZM14 38H15V40H14ZM40 38H41V37H40ZM80 38H78V39H80ZM87 38H88V39H87ZM89 38H90V40H89ZM97 38L101 39V41H100V40L97 41ZM103 38H104V40H103ZM107 38H109L110 40L107 39ZM112 38H114V39H112ZM118 38H119V39H118ZM141 38H142V39H141ZM170 38H171V39H170ZM179 38H180V39H179ZM186 38L188 39V41L185 42V40H187ZM189 38H191L192 40L196 38V39H195L196 42H193V41H192L191 39H189ZM203 38H204V35H203ZM235 38H236V37H235ZM8 39H9V40H8ZM18 39H19V40H18ZM20 39H21V40H20ZM78 39H77V42H78ZM105 39H106V40H105ZM111 39H112V40H111ZM117 39H118L119 41H118ZM143 39L145 40V42L143 41V44H142L141 42H142ZM147 39H149V43H148ZM150 39H151V42H152L153 44L150 42ZM174 39H175V43H176V44H173V43H174ZM201 39H202V38H201ZM201 39H200V40H201ZM11 40H12V41H11ZM23 40H24V39H23ZM23 40H22V41H23ZM34 40H35V39H34ZM88 40H89L90 42H89ZM95 40H96L97 42H96ZM115 40H116V41H115ZM165 40H166V41H165ZM168 40H169V41H168ZM171 40H172L173 42H172ZM176 40H177V41H176ZM178 40H179L180 44L182 43L181 45L179 44ZM180 40H181V41H180ZM182 40H184V41H182ZM214 40H215V41H214ZM217 40H218V41H217ZM237 40H238V39H237ZM7 41H8V42H7ZM15 41H17V42H15ZM19 41L21 42V44L19 43V45H21L22 48L26 49L27 52H28V49H27V48L29 47V54H28V53H25L26 51H25L24 49H21V47L18 45V42H19ZM41 41H42V40H41ZM106 41H107L108 44L106 43ZM111 41L113 42V46L111 45V44H112ZM121 41H122V43H119V42H121ZM123 41H124V43H126V45L123 44ZM153 41H154L155 43H154ZM159 41H163L162 44H161V42H159ZM164 41H165V42H164ZM191 41H192V42H191ZM6 42H7L8 46H7ZM10 42H11V43H12V42H13V43H14V42L17 43L18 47H20V51H19V53L16 52V51L19 50V48L17 47V45H16L15 43H14L15 46H14V45H13V46H12V45H9ZM31 42H32V43H31ZM86 42H87V44H85ZM92 42L94 43V45H93ZM100 42H101V43H100ZM103 42H105V43H103ZM116 42H118V43H116ZM139 42H140V43H139ZM166 42H167V43L169 42L168 44L170 45V43H171L172 45L169 46V45H167ZM183 42H185V43H183ZM187 42H188V43H187ZM197 42H200V45H198L199 43L197 44ZM215 42H216V43H215ZM225 42H227V41H225ZM13 43H12V44H13ZM33 43H34V44H33ZM88 43H89V46H87ZM110 43H111V44H110ZM136 43H137V44L139 43V44L137 45ZM157 43L160 44V45L157 46V45H158ZM163 43H164V45H163ZM186 43H187V44H186ZM193 43H194V44H193ZM245 43H246V45H248L247 47H248L249 49L246 47ZM51 44H52V43H51ZM117 44H120V45H122V46L124 45L122 48L127 49V52H125L126 50H124V51L122 52L121 48L119 49V47H121V46H120V45H117ZM128 44H129V45H128ZM145 44H147L148 47H147ZM149 44H150L151 46H149ZM155 44H156V45H155ZM177 44H179V46H178ZM196 44H197V45H196ZM216 44H217V45H216ZM234 44H235V43H234ZM237 44H239V46H238ZM1 45H3V46H1ZM22 45H25V46L23 47ZM36 45L39 46L40 49H38V47H37ZM90 45H91V46H90ZM110 45H111V46H110ZM115 45H116L117 47H116ZM127 45L130 46V47H128ZM134 45H135V46H134ZM139 45H141V46H139ZM165 45H167V46H165ZM173 45H174V46H173ZM175 45H177V46H175ZM182 45H184V46H182ZM190 45H191V47H190ZM193 45L196 46V47H194ZM232 45H233V43H232ZM241 45H242V46H241ZM9 46H11V49H10ZM33 46H34V47H33ZM48 46H47V47H48ZM70 46H71V45H70ZM70 46H69V47H70ZM131 46H132L133 48H135V49H136V46H137V49L135 50V49L131 48ZM143 46H144V47H143ZM160 46H161V47H160ZM187 46H188V47H187ZM192 46H193V47H192ZM198 46L202 47L203 49L200 48V50H201V49H202V50H201V51H198V48H199ZM213 46H214V47H213ZM236 46L234 45V48H232V51H234V49H235L234 52H237V51H238V52L236 53V54H238V53H240V51H239L238 48H235ZM6 47H8V48H6ZM32 47H33V48H32ZM36 47H37V48H36ZM47 47H46V48L44 47V51L47 49ZM50 47H48V50H47L48 53H49V51H50V50H49ZM107 47H108V48H107ZM125 47H126V48H125ZM127 47H128V48H127ZM152 47H153V48H152ZM157 47L160 48V50H157V49L154 50V48H157ZM162 47H164V48H162ZM165 47H166V48H165ZM167 47H168V48H167ZM177 47H178V49H177ZM197 47H198V48H197ZM242 47H243V48H242ZM245 47H246V49H245ZM1 48H0V50H1L0 52H3V49H1ZM13 48H15V49H17V50H16V51H12ZM34 48H36V49H34ZM52 48H51V51L53 52ZM93 48H92V49H93ZM130 48H131V51H133V53L130 51ZM147 48H148V49H147ZM161 48L163 49L164 52H165V51H166V52H165V53L162 52ZM173 48H174V49H173ZM175 48H176V49H175ZM180 48H181V50H179ZM182 48H183L184 50H182ZM8 49H9L10 51H9ZM15 49H13V50H15ZM94 49H93V50H94ZM116 49H117V50H116ZM132 49H133V50H132ZM149 49H150V50H149ZM167 49H168V50H167ZM185 49H186V51H185ZM194 49H195V50H194ZM196 49H197V50H196ZM217 49H218V50H217ZM236 49H237V51H236ZM7 50H8L9 52H8ZM33 50H35V52H34ZM39 50H40V51L42 50V51L39 52ZM80 50H78V51H80ZM118 50H119V51H118ZM120 50H121V52H120ZM128 50H129V51H128ZM134 50H135L136 52H135ZM139 50H141L142 52L140 53ZM178 50H179V53H177ZM188 50H189V51H188ZM192 50H194V51H192ZM215 50H217V51H215ZM242 50H241V51H242ZM36 51H38V52H36ZM47 51L45 52V54L47 53ZM51 51H50V52H51ZM76 51H77V50H76ZM78 51H77V52H78ZM84 51H86V50H84ZM88 51H89V50H88ZM138 51H139V52H138ZM143 51H144V52H143ZM146 51H147V52H146ZM151 51H152V52H151ZM156 51H157V52H158V51H159V52L161 51V54L158 52V53H159V55H158V53H157ZM181 51H182V52H181ZM184 51L187 52V53H185ZM196 51H197V52H196ZM205 51H204V54L207 53V52H205ZM210 51H209V53H210ZM5 52L7 53L8 56L6 55ZM12 52H14V54H9V53H12ZM15 52L18 53V55H19L21 52H23V53H22L23 55L20 54V56H19V59H20V60H19V59H14V57L16 58V56H17ZM31 52H32L33 54H32ZM65 52H67V51H64V50H62L61 52L59 51V53H62L61 55H62L63 59L68 58V57H66V55H67V56H69V58H72V56H73V58L76 57V58H75V61H76V59H77L78 62L80 61L81 56L78 57L77 52H75V53H74V52H71L73 55L70 53L69 50H68L69 55H68V53H65ZM81 52H82V50H81ZM110 52H111V51H110ZM110 52L108 53L109 55L112 53V52H111V53H110ZM117 52H120V53L118 54ZM124 52H125L126 54H125ZM155 52H156L157 54H156ZM171 52H172V53H171ZM175 52H176L177 54H180V53H181L180 56H179V55L176 56V53H175ZM183 52H184V54H183ZM188 52H189V53H188ZM190 52H191V53H190ZM194 52H195V53H194ZM234 52H233V53H234ZM24 53H25V54H24ZM38 53H39V55H41V56H39ZM43 53H44V52H43ZM59 53H58V56L60 57L61 55H60ZM116 53H117V54H116ZM127 53H128V54H127ZM129 53H130L131 55H130ZM146 53H147V54H146ZM196 53H198L199 56L202 57L201 59H200V57H199V59H197L196 57H194L197 61L199 60L200 63H198L199 61L197 62V61L192 57V56H194ZM209 53H207V55H209ZM231 53H232V52H231ZM243 53H244V52H243ZM63 54H64L65 56H64ZM78 54H80V52H79ZM133 54H135L134 56H135L136 58H135L134 56H132ZM139 54H140V55H139ZM141 54H142V55H141ZM163 54H164V55H163ZM166 54H167V56H169V57H164V56H166ZM174 54H175V55H174ZM190 54H192V55H190ZM198 54H197V55H198ZM211 54H210L209 56H211ZM234 54H235V53H234ZM236 54H235V55H236ZM13 55H14V56H13ZM15 55H16V56H15ZM29 55H30L31 58H28ZM31 55H32V56H31ZM71 55H72V56H71ZM113 55H114V56H113ZM145 55H146V57H145ZM170 55H171V56H170ZM172 55H173L175 58H177V57H178V58H177L176 60H174L175 58H174ZM188 55H189V56H188ZM235 55H233V56H235ZM10 56L13 57L12 59H14L15 61L17 60L16 62H18V64H15L16 62H15V61H12V59H11ZM21 56H23V57H21ZM35 56H36V57H35ZM38 56H39V57H38ZM104 56H105V55H104ZM117 56H120V57H117ZM128 56H130V57L132 56V57L134 58V60L132 59V57L129 58ZM147 56H148V57H147ZM149 56H150V59H149ZM212 56H211V57H212ZM6 57H7V58H6ZM25 57L28 58V59H30V60L32 59V60H31V61H30V60H27ZM37 57H38V58H37ZM64 57H65V58H64ZM116 57H117V58H116ZM122 57H124V58L122 59ZM153 57H154V58H153ZM170 57H172V58H170ZM182 57H183V58H182ZM189 57L192 58V59L190 58L191 60L189 59L190 61H188V58H189ZM203 57H204V59H203ZM17 58H18V56H17ZM21 58H23V59H21ZM24 58H25V59H24ZM36 58H37V59H36ZM69 58H68V59H69ZM73 58H72V59H69L70 62H71V60H72V61L74 60ZM114 58H115V59H114ZM137 58H139V59L141 60V63L138 62L139 59H137ZM141 58H143V59H141ZM147 58H148L150 61H149ZM157 58H158V59L160 58V60H158ZM164 58H165V59H164ZM166 58L169 59V60H167ZM173 58H174V59H173ZM185 58H186V59H185ZM207 58H208L210 61H208ZM230 58H229V59H230ZM5 59H6V60H7V59H9V60L11 59V62H12V63H11L9 60L5 61ZM35 59H36V60H35ZM68 59H67V60H68ZM83 59H84V60H83ZM112 59H113V60H112ZM116 59H117V60H116ZM118 59H119V60L122 59V62H121V60H120V62H121V63H120ZM125 59H126V60H125ZM128 59L131 60V61H128ZM171 59H173V60L171 61ZM178 59H179V60H178ZM193 59H194V60H193ZM202 59H203V60H202ZM211 59H212V60H211ZM23 60H24V61L26 60L27 63L24 62ZM33 60H35V61H33ZM67 60H66V61H67ZM81 60H82V61H80L79 63L76 61V64L79 65V64L81 63L82 66H83V65L86 66V64H85V63H87V61L85 62L86 58L82 57ZM109 60L111 61V63H110ZM123 60H125V61H123ZM135 60H137V61H135ZM140 60H139V61H140ZM144 60H145V61H144ZM152 60H158V62H156V61L154 62V61H152ZM165 60H166V61H165ZM184 60H185V61L187 60V61L185 62ZM192 60H193V62L196 61V65H195V62H194L193 64L190 65L189 62L192 63ZM205 60H206V63H204V64H206L207 67L204 66V64H203V62H202V61H205ZM216 60H215V61H216ZM227 60H228V61H227ZM20 61H21V62H20ZM36 61L38 62V64H39L40 66H38V64L36 63ZM83 61H84V62H83ZM112 61H113L114 64L112 63ZM114 61H115V62H114ZM133 61H134V62H133ZM148 61H149V62H148ZM151 61H152V64H153V65H152V64L150 65ZM164 61H165V65H166V62H167V61H170V62H167L168 64H167L166 66H168V65H170V66L172 65V66H171V67H170V66L166 67L165 65H163V64H164ZM175 61H176V62H175ZM179 61H182V62H179ZM207 61H208V64H207ZM9 62H10V63H9ZM19 62H20L21 64H20ZM22 62H23V63H22ZM31 62H33V63L31 64ZM48 62H49V63H48ZM73 62H74V61H73ZM73 62H72V63H73ZM82 62H83V63H82ZM116 62H117V63H116ZM123 62H124V63H123ZM125 62H127V63L125 64ZM135 62H136V63H135ZM233 62H234L235 64H234ZM8 63H9V64H8ZM24 63L27 64V65L29 64V65H28V68H25V67H27V65L25 66ZM34 63L37 64V65H33ZM106 63H105V64H106ZM119 63L121 64V67H119V65H120ZM130 63H131V64H132V63H133V64L135 63L134 65H136V64L138 63V64H141L142 66H141V65H136V66L134 67V65H133V64L131 65ZM144 63H146L147 65H145ZM159 63H160V64H159ZM161 63H162V64H161ZM174 63H175L176 65H175ZM181 63H183V64H181ZM209 63H210V65H211V67H212V66H215V67H212V68H211L210 66H208ZM13 64H14V65H13ZM19 64H20L21 66H20ZM22 64H23V65H22ZM30 64H31V65H30ZM74 64H75V63H74ZM76 64H75V65L72 64L71 67L68 66L69 69H70L69 72L72 70V67H73V69H74V66H75V69H77V66H78V65H76ZM112 64L115 65V66H113ZM117 64H119V65H117ZM155 64H156V65H155ZM173 64L175 65V69H176V70H174ZM178 64H179L180 66H179ZM197 64H198V65H197ZM214 64H215V65H214ZM221 64H222V61H221ZM232 64H234V65H232ZM4 65H5V66H4ZM18 65H19V66H18ZM43 65H44V68H43ZM69 65H71V64H69ZM87 65H88V64H87ZM143 65H144V66H143ZM157 65H158V66H157ZM159 65H161V66H159ZM182 65H183V66H182ZM189 65H190V66H189ZM194 65H195V66H194ZM201 65H202V67H204V69L201 67ZM219 65H220V66H219ZM240 65H241V66H240ZM262 65H263V66H262ZM12 66H11V68H12V71H13L14 69H13ZM22 66L24 67V70H23V71L21 70V68L23 69ZM31 66H35V67H31ZM36 66H37L38 68H37ZM82 66L79 65V68H80V69L78 68L79 71H78V69H77L78 72H76L75 69H74V72L72 71L73 74H72V73H69V74H71V80H70V81L73 80L72 82H74L75 79H76V77H77V80L75 81V83H76V82L78 81V79L80 78V77L78 78V75H82L83 73H84V74L87 73L86 70H85L86 68L83 69ZM85 66H84V67H85ZM128 66H129V67H128ZM131 66H133L134 69H133ZM137 66H138V67H137ZM139 66H140L142 69H141ZM148 66H149V67L152 66V68L150 67V69H149ZM162 66H163V67H162ZM185 66H186L187 68H186ZM193 66H194L195 68H194ZM198 66L201 67L202 69H200ZM217 66H218L219 68H218ZM221 66H222V67H221ZM225 66H226V67H225ZM235 66H236V67H235ZM237 66H238V67H237ZM2 67H3L4 69H3ZM30 67H31L32 70H33V68H36V70H35V69L33 70L34 73H35V71H36V74H34L32 70H28L29 72L27 71V69H29ZM39 67H40L42 70H41ZM46 67H47V68H46ZM65 67H66V69L68 70L67 66H64V67L62 66V68H64V70H66ZM81 67H82L83 70H85V72H83V71L81 70ZM115 67H118V69L115 70V69H116ZM122 67H124V68H122ZM126 67H128V68H126ZM130 67H131V68H130ZM136 67H137V68H136ZM147 67H148V68H147ZM155 67H156V69H155ZM161 67H162V68H161ZM164 67L169 68V69H171V71H172V70H173V71L170 72L169 69L164 70V69H165ZM181 67H182V68H181ZM188 67H189V68H188ZM192 67H193V68H192ZM208 67H209V69H208ZM220 67H221V68H220ZM223 67H224V68H223ZM230 67H231V68H230ZM234 67H235V68H234ZM254 67H255V69H254ZM261 67H262V68H261ZM45 68H46V69H45ZM51 68H52V67H51ZM87 68H88V67H87ZM129 68H130L131 70H129ZM135 68H136V69H135ZM138 68L141 69L142 72H140V70H139ZM159 68H160L161 70H160ZM172 68H173V69H172ZM180 68H181L182 70H181ZM183 68H185V69H183ZM197 68H198V69H197ZM222 68H223V69H222ZM226 68H227V69H226ZM233 68H234V69H233ZM236 68H237V70H238V69H239V70L237 71ZM257 68H258V69H257ZM5 69H7V70H5ZM38 69H40L41 71H39ZM113 69H114V70H113ZM124 69H126V70H124ZM132 69H133L134 71H132ZM179 69H180V70H179ZM196 69H197L198 71H199V69H200V72H198ZM205 69H207V70L205 71ZM211 69H212V70H211ZM217 69H218V71H216ZM220 69H222L223 71H221ZM225 69L228 71V72L226 71L227 73H224V72H225ZM231 69H232V70H231ZM251 69H253V70H251ZM25 70H26V72H25ZM88 70H89V69H88ZM88 70H87V71H88ZM122 70H124V71H122ZM127 70H128V71H127ZM136 70H139L140 73H139L138 71H136ZM146 70H147L148 72H150V73L152 72V73H151L152 75H151L150 73H148ZM149 70H151V71H149ZM153 70H154V72L157 71V72H155V73H158V74L160 73V74H159V75H158V74L156 75V74L153 72ZM178 70H179V71H178ZM183 70H184V71H183ZM194 70H196V71H194ZM213 70H215L216 72H215V71L213 72ZM249 70L252 71V73H251ZM19 71H22V72H21L22 74H21ZM38 71H39V72H38ZM81 71H82L83 73H81ZM118 71H119V72H118ZM120 71H121V73H124V74H125L126 71H127V72H126L127 74L131 72L130 75L132 76V78H131V77H128L129 74H128V75L125 74L126 76H125L124 74H121ZM135 71H136L137 73H136ZM144 71H145L149 76H147V74H146ZM162 71H164L165 74H164ZM191 71H193V72H192L193 75H191ZM208 71H209V72H208ZM211 71H212V72H211ZM243 71H244V72H243ZM260 71H261V73H260ZM24 72H25V73H29V74L27 75V74H25ZM30 72L33 74L32 76L30 75V74H31ZM45 72H46V73H45ZM62 72H65V71H62ZM75 72H76V73H75ZM79 72H80V73H79ZM88 72H89V71H88ZM133 72H134V73H133ZM143 72H144V74H145L147 77L144 76ZM167 72H168V74H166ZM175 72H176V74H174ZM189 72H190V73H189ZM197 72L200 73V75H202V76H204V75L207 76V74H209V75H208L207 77H206V76H204V77L201 76V77H200V75H199ZM201 72H202L204 75H203ZM205 72H206V73H205ZM229 72H230V73H229ZM235 72H236V73H235ZM242 72H243V73H242ZM255 72H256L257 74H255ZM47 73H48V74H47ZM66 73L68 74L67 71L65 72V74H66ZM77 73H78V74H77ZM114 73H115V74L118 73L119 76H120V74H121V75H124V76H120V77H122V79H123V77H124V78H125V77H126V78L128 77L129 79H128V78H127V79L125 78L126 82L123 81V82H125V83H127V82L129 81L128 83H129V84H130V83L132 84L134 81L137 80V81H136V82H137L136 86L138 85V81L140 80V81H139V85H141V84H143V85H141L142 87H140L139 85H138V86H139V88L144 89V90H146L147 86L150 87V85L152 86L153 84H154L153 86H155V88L158 89V87H159L158 90H160V91H157V89H152V88H154V87H150V89H152V90H154V91H152V90H146V91H148V92H150V91H152V92H155V91H156V92H160V94L157 93V95H158V96L160 95V96L162 97V99H161V97H160V99L163 100V101H161V102L164 103V102L167 101V102H166L167 104L164 103V105H163V103H161L160 101H159V102L157 101L156 104H157V103H161V105L164 106V107H161V106H159V107H160V108H165L164 110L166 111V113L163 111V109H161V110L163 111V112H162V111L159 109L158 106H156V107H154V108H152L153 106H150L151 108H149V104H148L147 111H146V110H144V111L141 110V109L143 108V107H141L140 111H141V113H142V111H143V113H142V114L140 113L141 115H140V117H139V116H138V115H139V109H138V113H137V112H136V110H137L136 107H137V106L140 107V104L136 106V105H135L136 103H134V102H135L134 100L139 99V98L137 97V95H138L137 93H139V91H140L141 89L139 90V89H138V86H137V87L134 86V87H135V88H134L133 85H130L129 88H132V87H133L135 90L137 89V91H138V90H139V91H138V92L136 91V93H135V90H133L134 93L136 94V95H135V96L137 97V99H136V98H134L135 96H134L133 93H132V92H133V91H132L133 88H132V89H129V90H131V93H132V95H133V96H132V97H133V98H132L133 100L130 98V100L128 101V99H129L131 93L128 92V95H126V97L128 96V98L125 99L126 97H125L124 94H123L124 91H121V90H122V87H119V86H121V85H120L121 83L118 84V82H117V83L114 82L116 78H117L116 80H118V75H115V77H113V76H114ZM132 73L135 74V75H132ZM141 73H142V74H141ZM178 73H179V74H178ZM212 73H214V74L216 73L217 76H216V75L214 76V74H212ZM219 73L221 74V77H222V78H223L224 75H226V76H224V77H225V79H226V77H227V79L224 80V78L222 79L221 77H219V75H220ZM223 73H224V74H223ZM237 73H238L239 75H238ZM248 73H249V74H248ZM250 73H251V74H250ZM7 74H9V73H7ZM7 74H6V76H7ZM23 74H24V75H23ZM41 74H43V73L41 72ZM63 74H64V73H63ZM69 74H68V76H70ZM74 74H77V76L75 77ZM87 74H88V73H87ZM140 74L144 76V79H143V77H142ZM171 74H172V78H171V76H168V75H171ZM189 74H190V75H189ZM195 74H196V76H195ZM211 74H212V75H211ZM222 74H223V75H222ZM232 74H233V75H232ZM236 74H237V75H236ZM21 75H22V77H21ZM73 75H74V76H73ZM85 75H86V74H85ZM85 75H82L81 77L84 78ZM130 75H129V76H130ZM175 75H176V76H175ZM177 75H178V77H177ZM179 75H180V76H179ZM182 75H183V76H182ZM198 75H199V76H198ZM235 75H236V76H235ZM254 75H256V76H254ZM23 76H24V79L26 78L25 80L23 79ZM27 76H29L30 78L27 77ZM41 76H43V75H41ZM64 76H65V75H64ZM72 76H73V77H72ZM97 76H98V75H97ZM151 76H152V77H151ZM153 76H154V77H153ZM157 76H159V77H157ZM162 76H163V78H162ZM167 76H168V77H167ZM174 76H175V77H174ZM184 76H185V77H184ZM186 76H187V78L189 77V78H188L189 81L186 79ZM191 76H192V77L195 76L196 78L193 77L194 79L192 78V80H191ZM229 76H231V77H230V78H232L231 83H233V84H230V83L227 84V82H228L227 80H229V79H228ZM238 76H239L240 78L235 79V77H238ZM248 76H249V77H248ZM259 76H260V77H259ZM2 77H3V78H2ZM12 77L15 78V79H16V77H17L18 79H19V77H21V79H22V81H21V79L19 80V81L22 82V83H21L22 86H21V84L19 85V83H17V82H19L18 79H16V81H15L16 84L18 85V86H17V85L15 84L17 87H20V86H21V87H20L21 90L24 88V89L22 90L23 93H22V91L19 90L20 93H22V95H21L20 93H18L17 95H18V96L20 95L19 98L16 97V95H15V98L20 99V98H22L21 96H23V95L25 96V94H27L28 97L25 96V98H22V99L24 100V102H22L23 100H22V101H18L19 104L22 102L23 105H24V103H25L26 106H25V105H24V106L21 105L22 103L20 104L22 107H20V105H18V103H17V105H16V104L13 105V102H14L13 100H14L15 98H14L12 101H10V99H12V97L9 98L10 95H11V94H10L11 91L9 90L10 86H8V85H11V84H10L11 81L15 80V79H13ZM32 77H33V78H32ZM65 77H66L65 79L68 80L67 75H66ZM74 77H75V78H74ZM108 77H110V78H108ZM111 77H112V78H111ZM120 77H119V78H120ZM134 77H136V80H134V79H135ZM140 77H142V78H140ZM148 77H149V78H148ZM166 77H167V79H165ZM181 77H183V78H181ZM197 77H198V79H200V78L202 79V78H205V77H206V78H205V80H204V79H203V80H201V79L198 80ZM210 77H211V78H210ZM254 77H255V78H254ZM257 77H258V79H259L260 81L257 79ZM1 78H2V79H1ZM61 78H64L63 75H62V77H60L59 80H61ZM69 78H70V77H69ZM72 78H74V79H72ZM104 78H105V79H104ZM138 78H140V79L138 80ZM147 78H148L149 80H148ZM158 78H160V79L158 80ZM161 78H162V79H161ZM184 78H185V79H184ZM208 78H210V79H208ZM241 78H242V79H241ZM3 79L6 80V81H3ZM31 79H32V81H33L34 83H36L37 87H36V85L34 86V83L31 82ZM65 79H64V80H65ZM81 79H82V78H81ZM81 79H79V80L81 81ZM85 79H86V76H85ZM97 79H98V77H97ZM141 79H143V83H141V82H142ZM145 79H146L147 81H146ZM155 79H157V81H160V82H157V83H156V82H155V81H156ZM171 79H172V80H171ZM233 79H234L236 82H235ZM244 79H245V80H244ZM27 80H30V82L27 81ZM95 80H96V79H94L93 82H95ZM109 80H110V81H109ZM151 80H152V81L154 80V81L152 82ZM161 80H163V81H161ZM170 80H171V82L173 81V82H176V83H177V81L179 80L178 82H179V83L181 82V83L185 84V86H184L183 84L180 85V84H176V83H171V82H169ZM174 80H175V81H174ZM180 80H182V81H180ZM195 80H197L196 83H195ZM239 80H240V81H239ZM247 80H248V81H247ZM1 81H2V82H1ZM7 81H9V82L7 83ZM25 81H26V82H29V83H28L29 88H30V86H31L33 92L31 91V88H30V89L28 88L27 83H26ZM61 81L63 82V84H64V83H65V84L67 83V82H64L63 79H62ZM68 81H69V80H68ZM80 81H79V82H80ZM118 81H119V80H118ZM121 81H122V80H120V82H121ZM150 81H151V83H150ZM164 81H165V82H164ZM167 81H168V84H167ZM190 81H191V82H190ZM229 81H230V80H229ZM250 81H251V82H250ZM3 82H4V83H3ZM5 82H6V83H5ZM15 82H13V83H15ZM62 82H61V83H62ZM72 82H69L68 84H71V85H72ZM145 82H148L149 85H147V83H145ZM154 82H155V83H154ZM185 82H186V83H185ZM200 82H203V83L200 84ZM206 82H207V83H206ZM222 82H223V83H222ZM225 82H226V84H225ZM239 82H240L241 84H240ZM249 82H250V83H249ZM253 82H254V83H253ZM1 83H2V85H1ZM24 83H25V84H24ZM30 83H32L33 85L30 84ZM46 83H47V84H46ZM107 83H108V84H107ZM111 83H112V84H111ZM125 83H123L124 86H125ZM162 83H164V84H162ZM169 83H170V84H169ZM188 83H189V84H188ZM191 83H192V85L194 84V86H193L194 88L192 87ZM197 83H199V85H198ZM218 83H220L219 86L217 85ZM234 83H236V85L238 86V88L236 87V85H235ZM251 83H252V84H251ZM23 84L26 85V86L24 87ZM40 84H41V85H42V84H45V85L41 86ZM116 84H118L119 86H117ZM129 84H126V86L128 87ZM133 84L135 85V83H133ZM144 84H145V85H144ZM159 84L161 85V87H160ZM165 84H166V86H165L166 88L162 87V85L164 86ZM171 84H172V85H173V84H174V85L176 84L177 88H176V86H174V85H173V86H174V87H173ZM186 84H187V85H186ZM242 84H243V85H242ZM46 85H47V86H46ZM60 85H61V84L58 85L59 88H60L61 86H63V88H66V87H64V85H61V86H60ZM89 85H90V87H89ZM112 85H113V87H112ZM168 85H171L172 87H171V86H170V87H167ZM179 85H180V86H179ZM188 85H190L191 87L188 86ZM220 85H221V86H220ZM222 85H223V86H222ZM226 85H228V86H227L228 88L231 87L232 89H228V88L226 87ZM233 85H235V87H236L238 90H240V91H236V90H235V91L237 92V93H236V92L234 91V89H233V88H235V87H233ZM249 85H250V86H249ZM253 85H254V86H253ZM52 86H54L53 88L56 90V92H55L54 89H52V90L58 95V96H56V97L58 98V100L56 99V101H55V95H56V94L51 90ZM66 86H67V84H66ZM68 86H69V85H68ZM116 86H117L118 88H121V89L118 90V88H117ZM122 86H123V85H122ZM126 86H125V87H126ZM131 86H132V87H131ZM157 86H158V87H157ZM178 86H179L180 88H179ZM182 86H184V88H183ZM198 86H199V87H198ZM224 86H225V87H224ZM240 86H242V87H240ZM248 86H249V87H248ZM7 87H9V88L7 89ZM39 87H40V89H38ZM42 87H43V88H42ZM115 87H116L117 89H116ZM144 87H146V88H144ZM181 87H182V89H181ZM185 87H187V89L189 88V91H188V92H187V90H185V91L183 92V89H186ZM221 87H222V88H221ZM239 87H240V88H239ZM250 87H251V88H250ZM259 87H260V88H259ZM25 88H26V89H25ZM34 88L37 89V90H40V91L37 92ZM82 88H81V89H82ZM191 88H193V89H191ZM223 88H224V89H223ZM4 89H5V90H4ZM42 89H44V93H43V90H42ZM47 89H48V90H47ZM49 89L54 93V96L52 95V92H51L50 94L48 93V91L50 92ZM81 89H80V91H82ZM84 89H86V90H84ZM91 89L93 90V93L91 92V91H92ZM97 89H98V90H97ZM104 89H105V96H104V93H103V92H104ZM109 89H110L111 91H110ZM114 89H115V90H114ZM161 89H162V90H161ZM164 89L166 90V92L163 91ZM171 89H172V90H171ZM173 89H174V90H173ZM175 89H176V90H175ZM178 89H179V90L181 89L183 93H182L181 91H178ZM220 89H222V90H220ZM225 89H226V90L228 89V90L226 91ZM249 89H251V92H250ZM25 90H27L28 93H27V91H25ZM29 90L32 92V95H31V93H30ZM41 90H42V93H39V92H41ZM106 90H107V91H106ZM113 90H114V91H113ZM117 90H118V93L116 94ZM169 90L171 91V92H170V93H171V96L168 94V93H169ZM190 90H191V91H190ZM219 90H220V92H219ZM232 90L236 93V94L233 93V94H234L233 96L231 95V94H232V93H231ZM248 90H249V91H248ZM261 90H262V91H261ZM2 91H4V92H2ZM9 91H10V92H9ZM34 91H35V92H34ZM85 91L88 92L89 97H88V94H87V93H86L87 95L85 94ZM98 91H99V92H98ZM109 91H110V94L108 93ZM120 91H121L122 93H121ZM142 91H143V90H142ZM146 91H143V93L145 94ZM161 91H162L163 93H162ZM174 91H175V92H174ZM177 91H178V92H177ZM192 91H193V92H192ZM211 91H212V90H211ZM233 91H232V92H233ZM244 91H245V92H244ZM5 92H9L10 95H9V94H6ZM45 92H47V93L45 94ZM72 92H73L74 95L72 94ZM90 92H91V93H90ZM94 92H96V94L99 93V94H97L99 97H100V95H101V97L99 98L101 101L97 99L98 97H96V94H95ZM173 92H174V93H173ZM176 92L178 93V95H179L180 93H181L182 95L180 94V95L178 96ZM186 92H187L188 94H187ZM189 92H190V93H189ZM225 92H226V93H225ZM228 92H230V94H229ZM242 92H243V93H242ZM246 92H247V94H246ZM1 93H4V94H6V95H4V94L1 95ZM24 93H25V94H24ZM35 93H37L36 95H38V93H39L38 96H39L41 99H39V97H37L36 95L34 96ZM100 93H101V94H100ZM113 93H114V94H113ZM120 93H121V94H120ZM172 93L174 94V96H173ZM218 93H219V94H218ZM261 93H262V94H261ZM43 94H45L46 96H47V94H49L50 97H51V95H52V97H53L54 99L51 98V100H50V97L47 96V97H48V98H47V97L44 96ZM90 94H94V95H90ZM129 94H130V95H129ZM144 94H142V92L140 91V95H144ZM161 94H162V95L164 94L165 98H164V96H162ZM167 94H168V95H167ZM186 94H187L188 96H187ZM223 94H224V95H223ZM237 94H239V95H237ZM257 94H258V95H257ZM3 95H4V96H3ZM79 95H80V96H79ZM82 95H83L85 98H84ZM114 95H116V96L113 97ZM119 95H120V97H119ZM184 95L187 96V97H184ZM205 95H206V94H205ZM205 95H204V96H205ZM209 95H210V94H209ZM217 95H218V96H217ZM225 95L228 96V97L226 96L227 101H226L225 98H223V97H225ZM262 95H263V96H262ZM5 96H7V97H5ZM8 96H9V97H8ZM29 96H32V97H29ZM43 96H44V97H43ZM75 96H78V97H76L78 100L75 99ZM102 96H104L105 98L102 97ZM121 96H122V97H121ZM138 96H139V95H138ZM166 96H167V97H166ZM175 96H176V97L178 96L179 98L177 97V100H176V99H175V98H176ZM182 96H183V97H182ZM219 96H222V97L220 98ZM239 96H240V97H239ZM261 96H262V97H261ZM36 97H37V98H36ZM64 97H65V94H64ZM66 97H67V96H66ZM66 97H65V100H66ZM80 97H82V99H81ZM90 97H91V99H90ZM92 97H93V98H92ZM107 97H109V99H108ZM111 97H112L113 99H112ZM124 97H125V98H124ZM169 97H171V99H169ZM172 97H173V98H172ZM174 97H175V98H174ZM217 97H219V98H217ZM243 97H244V98H243ZM249 97H250V98H249ZM1 98H2L3 100H4V98H5L6 101H5V100L3 101ZM6 98H8L9 101H7ZM29 98H30V99H29ZM31 98H33V99H31ZM43 98H44V99L46 98V101H48V103H47L46 101H44V102L47 103V104H49V105H48L49 108L46 106V104H45L44 102H42V101L44 100ZM62 98H63V97H62ZM69 98H67V100H68ZM83 98H84V99H83ZM88 98H89V99H88ZM101 98H102V99H101ZM115 98H116V99H115ZM117 98H121L120 101H122V102H120ZM123 98H124V99H123ZM156 98H157V97H156ZM158 98H159V97H158ZM158 98H157V100H158ZM181 98H182V99H181ZM230 98H231V99H230ZM234 98H235V99H234ZM248 98H249V100H248ZM258 98H259V100H258ZM27 99H28V100H27ZM37 99H38V100H37ZM47 99H49V100H47ZM63 99H64V98H63ZM70 99H71V98H70ZM70 99H69V100H70ZM105 99H107L108 101H106ZM122 99H123L124 102H125V106H126V108H128V110H130L129 112L132 113L131 115L133 116V115H135V113H136V115H135L136 118H135L134 116L131 117V115H129L130 113L127 114V112H124V113L122 112V111H124V110L127 111V109L124 108V106H123V105H124V102H123ZM151 99H152V98H151ZM160 99H159V100H160ZM164 99H165L166 101H165ZM180 99H181V100H180ZM223 99H224V100H223ZM237 99H238V100H237ZM1 100H2V101H1ZM20 100H21V99H20ZM26 100L29 101V104H28L29 106L31 105L30 103H32V108H31V106L28 107V105H27L28 102H27ZM34 100H35V103H34ZM36 100H37V102H36ZM41 100H42V101H41ZM52 100H54V102H52V103L50 104V101H52ZM65 100H64V101L62 100V103L65 102ZM89 100H90V101H89ZM103 100H104V101H103ZM113 100H114L116 103L118 102L119 104L116 105L115 102H114ZM125 100H127V101H125ZM169 100H170V101H172V100H175V101H176V102L174 101V102H172V103H174V104L176 103L175 106L178 105V106H177V107H179L178 110H177V107H174V106H173L174 104H172V105L170 104L171 102H170ZM182 100H183V101H182ZM210 100H211V99H210ZM242 100H243V101H242ZM25 101H26L27 103H26ZM38 101H39V102H38ZM40 101H41V104H42V103L45 104V105L42 104V106H45V107H43V108H40V107H39V106H40V105H39ZM102 101H103V104H104V105L102 104ZM112 101H113V103H112ZM131 101H133L134 104H133V103L131 104ZM153 101H154V100H153ZM168 101H169V102H168ZM178 101H179L180 103H181V101H182V103L186 106V107H183V109H184L183 111H182V109H181V107H182V106H181L182 103L180 104ZM185 101H186V100H185ZM185 101H184V102H185ZM244 101H245L246 103H245ZM251 101H252V102H251ZM2 102H3V103H2ZM5 102H6V103H5ZM66 102H71V101H66ZM76 102H75V103H76ZM98 102H99L100 104H99ZM105 102H107V103H106V106H105ZM127 102H128L130 105H132V106H130ZM136 102H138V101H136ZM177 102H178V104H177ZM237 102H238V104H237ZM242 102H244V103H242ZM248 102H250V103H248ZM258 102H260V103H258ZM261 102H262V103H261ZM54 103H55V104H54ZM96 103H97V105H96ZM110 103H112V104H110ZM120 103H123V104L121 105ZM226 103H227V104H226ZM228 103H231V105L228 104ZM232 103H233V104H232ZM241 103H242L243 105H242ZM255 103H256V104H255ZM11 104H12V105H11ZM77 104H76V105H77ZM109 104H110V105H109ZM113 104H114V106H113ZM127 104H128V106H127ZM240 104H241V105H240ZM246 104H247V106H246ZM250 104H251V105H250ZM252 104H253V105H252ZM257 104H258V105H257ZM5 105H6L7 107H6ZM10 105H11V106H14L13 109L15 108V106H16V107L19 106L21 109H20L19 107H18V109L21 110V112H23V110H24L25 114L27 115V118H26V115H23V116L21 117V114H22V113L20 114V113H19L20 111L17 110V108H15L16 111L13 110L12 107H11V109H10ZM38 105H39V106H38ZM95 105H96V106H95ZM107 105H108V107H107ZM118 105H119V107H121V106H123V107H121V109H120V108L117 107ZM133 105H135V108L133 107ZM144 105H145V104H144ZM157 105H158V104H157ZM159 105H160V104H159ZM166 105H167V106H166ZM179 105H180L181 107H180ZM184 105H183V106H184ZM212 105H213V104H212ZM233 105H234L235 108L233 107ZM35 106H36V108H38V110H40V111L42 110L41 112H44V111H45L46 114H45V112H44L45 115H44L43 113H42V115H40V114H41V112H40V114H38L39 116L37 115V116H38V117H37V116L35 115V113H34V114H32V116L34 115L37 119H36L34 116H33L34 119L31 118V112H29V111H33V109H34L33 112H37V113L39 112L38 110H35ZM37 106H38V107H37ZM115 106H116L117 108H116ZM145 106H146V105H145ZM171 106H173L172 108H173V109H176V110H173V109L171 108ZM239 106H240V107H239ZM252 106H253V107H252ZM258 106H259V107H258ZM2 107H3V108H2ZM23 107H24V108H23ZM25 107H27V109L29 108V109H28L29 111H27V109L25 110ZM73 107H74V106H73ZM78 107H79V106H78ZM86 107H85V109H87ZM89 107H90V106H89ZM109 107H111V108H109ZM114 107H115L116 111L119 110V111H117L118 113H119V112H122V113H119V114H120L119 117H118V113L115 112ZM129 107H130V108L133 107V108L129 109ZM146 107H147V106H146ZM157 107H158V109H157ZM222 107H223V106H222ZM231 107H232V108H231ZM242 107H243V108H242ZM244 107H245V110H246V109L249 110V115H250V116H249V115L246 116V114H247L246 112H248V111H245V110H244ZM246 107H247V108H246ZM248 107H250V108H248ZM257 107H258V108H257ZM8 108H9V109H8ZM45 108H48V109H46L47 111L44 110ZM51 108H52V107H51ZM101 108H104V109H101ZM107 108H108V110H107ZM123 108H124V110H122ZM144 108H145V107H144ZM166 108H168V109H166ZM190 108H191V107H190ZM228 108H229V109H228ZM263 108H264V107H263ZM263 108H262V109H263ZM88 109H87V110H88ZM91 109H92V110H91ZM105 109H106V111H105ZM134 109H135V110H134ZM151 109H152V110H151ZM153 109H156V110L154 111ZM170 109H172V110H170ZM180 109H181V110H180ZM242 109L244 110V113H243V114H242V112H243ZM252 109H253V110H252ZM77 110H78V111H77ZM112 110H113V112H112ZM120 110H121V111H120ZM133 110L135 111V113H134ZM169 110H170V112L172 111V112H171L172 115H170L171 113H169ZM179 110L182 111V112H181V116H183L182 113H183V114H184V113L186 114V112L188 113V114H186V115H187V118H186V116H183V117H185V118L182 117V119H184L186 123L190 124L189 126H187L186 123H184L182 120L180 121L179 118H177V117H178L177 115H179V117H180V112H179ZM185 110H186V112H185ZM192 110H193V109L191 108V109L189 110V112H191ZM227 110H228L229 113L227 112ZM235 110H236V111H235ZM254 110H255V111H254ZM263 110H264V109H263ZM89 111H88V112H89ZM101 111H102L103 113H102ZM150 111H149V112H150ZM158 111H160L161 116H160V114H159ZM173 111H174V112H173ZM177 111H178V112H177ZM253 111H254V112H253ZM12 112H14V113H12ZM24 112H23V113H24ZM98 112H99V113H98ZM110 112H111L112 115H110ZM144 112H145L146 114H145ZM149 112H148V113H149ZM192 112H193V111H192ZM204 112H205V111H204ZM207 112H208V111H207ZM209 112H210V111H209ZM209 112H208V114H211V113H212V112H211V113H209ZM233 112H234L235 115L233 114ZM238 112H239V113H238ZM256 112H259V113H260L259 115H261V116L259 117V115H257L258 113L256 114ZM27 113H30V114H27ZM37 113H36V114H37ZM91 113H92V112H91ZM115 113H116V114H115ZM164 113H165V114H164ZM167 113H168V115H167ZM176 113H177V114H176ZM178 113H179V114H178ZM240 113H241L242 115H241ZM245 113H246V114H245ZM252 113H253V114H252ZM261 113H262V114H261ZM1 114H2V115H1ZM4 114H5V115H4ZM7 114H8V115H7ZM15 114L18 115V116H20V117L15 116ZM73 114H74V116H73ZM92 114H93V113H92ZM92 114H90V115H92ZM149 114H150V113H149ZM185 114H184V115H185ZM204 114H205V113H204ZM204 114H202V115H204ZM208 114H207V115L205 114V115H206V119L209 120V117H210V116L207 118ZM229 114H230V116H229ZM29 115H30V116H29ZM90 115H89V116H90ZM104 115H103V116H104ZM126 115L130 116V117L127 116L129 119H131L130 121H128L129 119L126 118ZM169 115H170V117H169ZM231 115H233V117H234V116L237 117V119L234 117V118L236 119V120H235ZM244 115L246 116L245 118L247 119V121H246V119H244ZM14 116H15V117H14ZM44 116H46L47 119H45ZM48 116L51 118V120H49ZM75 116H76V117H75ZM116 116H117V117H116ZM122 116H123V117H122ZM137 116H138V117H137ZM142 116H143V117H142ZM144 116H146L145 120L143 119ZM156 116H159V117H156ZM166 116H167V118H166ZM172 116H173V117H172ZM174 116H175V118H176V122L179 121V122L176 123V124L174 123L176 126H177L180 122H183V123H184V124L180 123V124H182L183 126H182V127L180 126L181 128H180V127H177L178 129H177L176 126L174 125V126H175V127H174V130H175V129H176V130H179V128H180V130H181L182 128L185 129V130L182 129L181 131L179 130V131L181 132V133L179 132L181 135L178 133V131L175 130V132L178 133V137H177V140H176V141H178V143L180 142V143H181V144L179 143L180 145H179V144L177 145V142H174L175 139H176V136H177V135H176V133L174 132V130H173V133H172V131H171V130L173 129V128H172V127H173V126H172V125H173V122H171V121H174V122H175ZM199 116H200V115H199ZM240 116H241V117H240ZM254 116H255V117H254ZM4 117H5V119H4ZM9 117H10V118H9ZM28 117H30L31 120H32L33 122H32ZM58 117H61V115H60V116L58 115ZM69 117H70V119H69ZM71 117H75V118H76V122H74V119H75V118H74L73 121L71 122V120H72ZM112 117H114V118L112 119ZM148 117H151V115L148 116ZM168 117H169V120H168ZM196 117H197V116H196ZM200 117L202 118V116H200ZM204 117H205V116H204ZM239 117H240V118H239ZM253 117H254V118H253ZM256 117H257V119H256ZM262 117H263V119H262ZM18 118H19V120H17ZM20 118H23V119H21V120H23L25 124L22 123V121L20 120ZM39 118H41V119H39ZM43 118L45 119V121H44ZM61 118H62V117H61ZM61 118H60V120H61ZM77 118L80 119V120H78ZM86 118H87V120H86ZM115 118H116V120H115ZM118 118H119V119H118ZM124 118H125V119H124ZM132 118H134V121H135V122L133 121ZM140 118H142V119L144 120V121L142 120V123H143V124H140V122H141V119H140ZM238 118H239V119H238ZM248 118H249V119H248ZM66 119H67L68 121H67ZM88 119H89V120H88ZM96 119H97V120H96ZM111 119H112V120H111ZM117 119H118V121H117ZM123 119L126 120V121H128V122L124 121ZM137 119H138V120L140 119V122H139ZM171 119H172V120H171ZM180 119H181V117H180ZM228 119H229V120H228ZM233 119H234V120H233ZM241 119H244V120L241 121ZM5 120H6V121H5ZM35 120H36V121H35ZM39 120H40V121H39ZM42 120H43V121H42ZM47 120H49V121L46 122ZM77 120H78V121H77ZM85 120H86V121H85ZM110 120H111L112 122H111ZM119 120H120V122H119ZM136 120L139 122V124H136V123H137ZM170 120H171V121H170ZM187 120H188V119H187ZM218 120H219V121H218ZM223 120H224V121L227 120V121H225L226 123H225V122L222 123ZM232 120H233V121H232ZM256 120H257V122H256ZM261 120H262V121H261ZM11 121H12V122H11ZM16 121H17V122H16ZM29 121H30V122H29ZM66 121H67V122H66ZM69 121H70V123H72V124H69ZM89 121H90V122H89ZM92 121H93V120H92ZM107 121H110V123H109V122L107 123ZM121 121H123V122L121 123ZM131 121H132V122H131ZM149 121H150V120H149ZM168 121H169V123H168ZM220 121H222V122H220ZM231 121H232L233 123H232ZM234 121H235V122H234ZM239 121H241V122L239 123ZM254 121H255V122H254ZM259 121H260V123H259ZM26 122H27V123H26ZM28 122H29L30 124H29V125H26V124H28ZM38 122H39V123H38ZM41 122H42V123L44 122V125H43V124L41 125ZM60 122H61V121H60ZM60 122H59V123H60ZM65 122H66V123H65ZM85 122H86V123L88 122L89 124H90V123H94V124H96V125L98 124L100 127H98V126L95 125L96 128H93L94 125L92 126V125H89L88 123H87V125H86ZM105 122H106L107 124H111V123H113L112 125H110V126H111V127H110L111 129H109V125H107V126H108V128H107V126L105 125V124H106ZM124 122H125V124H124ZM129 122L131 123L130 125H129ZM253 122H254V123H253ZM1 123H2V124H1ZM6 123H10V124H6ZM32 123H34V124H32ZM47 123H49V124L46 126ZM64 123H65V124H64ZM75 123H76L77 127H76ZM81 123H83V124H85V125H83V124H81ZM114 123H115V124H114ZM117 123L120 125V127L118 126ZM126 123H128V125H127ZM134 123H135V125H134ZM170 123H171L172 125H171ZM229 123H230V125L227 126ZM236 123H237V124H236ZM248 123H249V125H248ZM37 124H38V125H37ZM51 124H52V125H51ZM56 124L59 126L60 131H63V132H61V134H60V131H58V130L56 129V128H57V126L55 127ZM66 124H67V125H70V126H67ZM73 124H74V125H73ZM121 124H122V125H127L126 127H128V128H126L125 126H122ZM161 124H163L165 127H164L163 125H162V126H163V127H162ZM167 124H168L169 126H167ZM180 124H179V125H180ZM185 124H186V128L189 127L188 129H186V128L184 127ZM232 124H234V125H232ZM239 124H243V125L240 126ZM246 124H247V126H245ZM254 124H255V125H254ZM1 125H2V126H1ZM4 125H6V126L4 127ZM10 125H12V126H10ZM13 125H14V126H13ZM17 125H19L20 127L17 126ZM39 125H41V126H40V130H39V127H38ZM65 125H66V126H65ZM102 125H103L104 127L106 126L105 128H107V130L109 129V130H108V133L106 132L107 130H105V128L103 129V128L101 127ZM116 125H117V127H118V128H116V129H117V130L119 129L118 131L120 132V135H121L122 132H124V133H123V136H121L122 138H121V137H118V138L121 139V140L123 139L122 141L120 140V141L123 142V143H121V142L119 141V139L117 138V136L119 135V134H118L119 132L115 131V130H116V129H115V126H116ZM136 125H137V126H136ZM158 125H157V126H158ZM213 125H214V127H213ZM231 125H232V127H231ZM252 125H253V126H252ZM15 126H16V127H15ZM21 126H23V127H21ZM29 126H30V127H29ZM36 126H37V127H36ZM44 126H46V128H45ZM48 126H49V127H48ZM53 126L55 127L56 131L58 132V133L55 132L56 136H57V134H58V135L60 134V135H62V136H64L65 134H67L65 139H67L68 136H71V134L73 133V130H75V131L77 130V131H78V132H75V131H74V132H75V135H76V133H77V136H76V137L74 136V134H72L73 136H71V137H72V138L74 137V138L72 139L71 137H69V138H68L69 140L67 139V140H68V143L70 142V144H71L70 147H72L73 143L76 141L75 138H77V141H79V139H80V141H81V142H80V141L78 142L79 144L76 143L77 145H79V146L81 147V148H79V149H81V150L78 151L79 149H77V152L80 153V152L84 151V153L77 154V152L74 151L76 148H78L77 145H76L75 143H74L73 148L70 149V151L73 150V153H71V155L74 154V153H76V156H75V154H74V157H73V158H74V161H76V162H75L76 164L78 163V161H80V164H79V166H80V165H82L81 162L83 161V163H85V164H84L85 166H86V163L92 164V162H93L94 164H97V165H92L90 170H89V169H87L88 171L85 170L86 172L82 169V167L84 166V165H82L80 168L84 171V173H83V171H81L82 173H80V172L77 173V172H74V171L71 169V168H72V163H71V162L74 163L73 158H72V159L70 158L71 160H69V161H70V165H71V166H70V165H69V166H70L71 168H69V166H68L69 161L66 162V163L64 164V165L68 166L67 168H66L65 166H62V168H59L58 166H60V165H57V166H56V164H58V163H55V161H57L56 159H58V158H55V156H56L55 154H57V153L59 152L60 149H55L54 146H55L56 144H55L54 146H52V144L54 143L53 140L56 139V138H55V139L53 138V137H55V136L52 137V134H54V132H52V130L54 129ZM72 126H74L73 128H79V130H80V129H82V130L79 131L78 129H73ZM81 126H82V127H81ZM88 126H92L93 131L95 130V132L97 133V135H96V133H93L91 127H88ZM121 126H122V127H121ZM130 126H132L133 129H132V128L130 129ZM147 126H148V127H147ZM149 126H150V127H149ZM171 126H172V127H171ZM190 126H191V127H190ZM197 126H198V128H199V126H200V129H201V130L197 129ZM208 126L211 127V128H207ZM224 126H227V128H228V127L231 128V129L228 128L230 131H229L228 129H225L226 127H224ZM242 126H243V127H242ZM7 127H8V128H7ZM18 127H19V128H18ZM41 127H43L45 130H44L43 128H41ZM51 127H53V128H51ZM63 127H64V128H63ZM67 127H68V128H67ZM83 127H84V128H83ZM85 127H86V128H85ZM87 127H88L89 130L91 129V131H89V130L87 131ZM123 127H125L127 131L132 130V132L130 131L129 133H127V132L125 131V128H123ZM143 127H145V126H143ZM143 127H142V128H143ZM168 127H169V128H168ZM170 127H171V128H170ZM216 127H217L218 129H217ZM222 127H224V128H223L222 131H221V128H222ZM235 127H236V129H237L238 127H239V128L241 127L240 130H241V129H244L245 127L247 128V131H244L246 128H245L243 131H242V130L240 131V132L242 133V135L244 134L243 136H245V137H244V139H242V137H240L241 139L239 138V140H237V141H240V140H241V142H240L239 145H241L242 140H243L245 143H244V142L242 143L243 145H242L241 148H240L241 150L239 149L240 152H239V150H238V151L236 152L237 154H236V153H231V151H232V145H233V147H234V143H235V141H236L235 139H238L237 137H239V136L241 135V133H240V135H239V132H238L239 129H237L238 131H236ZM249 127H250V128H249ZM259 127H261V128H259ZM12 128H13V129H12ZM16 128H17V129H16ZM21 128H22V129H21ZM24 128H25V129H24ZM35 128H36V129H35ZM62 128H63L64 130H63ZM65 128H66V129H65ZM162 128H163V129H162ZM165 128H166V131H167V132H169V131H170V132L167 133V134L164 133V132H166V131L164 130ZM262 128H263V129H262ZM2 129H3L4 131H2ZM6 129H7V130H6ZM33 129H34V130H33ZM41 129H42V130H41ZM51 129H52V130H51ZM85 129H86V132H84ZM97 129H98L99 133H98ZM123 129H124V131H123ZM128 129H129V130H128ZM143 129H145V128H143ZM168 129H169V130H168ZM170 129H171V130H170ZM234 129H235V130H234ZM248 129H250V130H248ZM254 129H255V130H254ZM15 130L18 131V132L16 133ZM24 130H25V131H24ZM29 130H30V132H29ZM69 130H70V131H69ZM71 130H72V131H71ZM100 130H102V131H100ZM104 130H105V131H104ZM111 130H114L115 132H113V131H111ZM163 130H164V131H163ZM187 130H188V131H187ZM193 130H194V132H192ZM196 130H197V134H196ZM198 130H199V132H198ZM226 130H227V132H226ZM251 130H252L254 133H253ZM259 130H260V131H259ZM8 131H9V132H8ZM13 131H15V133H13ZM23 131H24V134L22 133ZM121 131H122V132H121ZM158 131H159V132H158ZM186 131H187V132H186ZM209 131H211V133H210ZM223 131H225V132H224L225 135L227 134V136L223 135V137H224V138H227V140H231V141H227V140H225L224 138H223L224 140L221 139V138H222L221 134H223ZM231 131H232L233 133H232ZM255 131H256V132H255ZM261 131H262V132H261ZM5 132H6V133H5ZM10 132H11V133H10ZM26 132H27V134L25 135ZM36 132H37V133H36ZM41 132H42V133H41ZM49 132H52V134L49 133ZM70 132H71V134H70ZM79 132H80V133H79ZM90 132H92V134H91ZM116 132H117V133H116ZM125 132H126L127 134H126ZM160 132H161V133H160ZM182 132H184V133H183L184 135H182ZM212 132H214V133H212ZM220 132H221V134H220ZM229 132H230L231 134H229ZM243 132H244V133H243ZM247 132H248V133H247ZM250 132H251V133H250ZM3 133H4V134H3ZM7 133H8V134H7ZM9 133H10V134H9ZM28 133H29L30 136L28 135ZM47 133L50 134L51 137H48L49 135H48ZM62 133H63V134H62ZM64 133H65V134H64ZM78 133H79V135H78ZM102 133H107L108 135H107V134H106V135L103 134V135H105V137H104V136H101ZM112 133H113V134H112ZM114 133H115V134H118V135L116 136ZM185 133H187L188 135L185 134ZM200 133L202 134V132H200ZM215 133H216V134H215ZM234 133H235V135H234ZM245 133H246L248 136H247ZM249 133H250V134H249ZM252 133H253V134H252ZM256 133H257V135H256ZM259 133H260V134H259ZM262 133H263V134H262ZM16 134L19 136V138L17 137ZM44 134H45V135L47 134V136H45ZM68 134H70V135H68ZM87 134H88V135H87ZM99 134H100V135H99ZM129 134H130V135H129ZM153 134H154V133H153ZM165 134H166V135H165ZM168 134H173V135L175 134V135L172 137V138H174V137H175V138L172 139V138L170 137L171 135H168ZM201 134H199V136H201ZM219 134H220V135H219ZM232 134H233L234 136H236V137H235V138H232V137H234ZM236 134H237L238 136H237ZM3 135H4V136H3ZM8 135H9V136H8ZM11 135H13V136H11ZM14 135H16V137H15ZM35 135H36V136H35ZM42 135H43V136H42ZM82 135H83V136H82ZM113 135H114V137H113ZM124 135L127 137V138L125 137L126 140L124 139ZM163 135H164V136H163ZM216 135H218V136H216ZM229 135H230V136H229ZM242 135H241V136H242ZM259 135H260V136H259ZM22 136H23V137H22ZM24 136H25L26 138H25ZM33 136H34V137H33ZM39 136H40V137H39ZM89 136H90V137H89ZM91 136H92V137L95 136V138H92V140H95L96 142L100 140V142H99V143L97 142L98 144H97L95 141L93 142V141L91 140ZM97 136H99V137L101 136L103 139H102L101 137H100V138H101V139H100V138L97 137ZM107 136H108V137H107ZM111 136H112V137H111ZM115 136H116V138H115ZM129 136H133V137L130 138ZM168 136H169V137H168ZM179 136H180V138H179ZM191 136H193V134H192ZM197 136H198V135H197ZM228 136H229V137H228ZM231 136H232V137H231ZM261 136H263V137L261 138ZM14 137H15V138H14ZM27 137H28L29 139H28ZM31 137H32V138H31ZM36 137H38V138H36ZM64 137H65V136H64ZM88 137H89L90 139H88ZM96 137H97V138H96ZM110 137H111V138H110ZM128 137H129V138H128ZM151 137H152V136H151ZM166 137H167V138H166ZM181 137H182V138H181ZM220 137H221V138H220ZM259 137H260V138H259ZM17 138H18V139H17ZM22 138H23V139H22ZM40 138L42 139V141H41ZM51 138H53V139L51 140ZM78 138H79V139H78ZM81 138H83V139H82L83 141L81 140ZM85 138H86V139H85ZM108 138H110V139H108ZM114 138H115V139H114ZM146 138H147V135H146ZM169 138H170V139H169ZM178 138H179V139H178ZM189 138H190V137H188V139H189ZM195 138H196V137H195ZM199 138H200V137H199ZM228 138H231V139H228ZM256 138H257V139H256ZM258 138H259V139H258ZM21 139H22V140H21ZM27 139H28V140H27ZM32 139H33V140H32ZM43 139H44V140H43ZM71 139H72V140H71ZM87 139H88V140H87ZM98 139H99V140H98ZM104 139H106V140L104 141ZM111 139H112L113 141H112ZM117 139H118V140H117ZM165 139H166V140H165ZM180 139H181V140H180ZM197 139H198V137H197ZM232 139H234V140H232ZM260 139H261V141H260ZM9 140H10V141H9ZM19 140H20V141H19ZM70 140H71L72 142H71ZM107 140H108V141H107ZM114 140L119 141L121 144H120L119 142L117 143V141H114ZM124 140H125V141H124ZM134 140H135V139H134ZM144 140H145V137H144ZM153 140H154L155 142H154ZM179 140H180V141H179ZM184 140H186V141H185L186 143L188 142V141H187V138H186V139L184 138ZM211 140H212L214 143L217 142L218 144L216 143V144L214 145V143H213ZM220 140H221V141H220ZM249 140H250V141H249ZM255 140H256V141H255ZM12 141H13V142H12ZM73 141H74V142H73ZM77 141H76V142H77ZM88 141H89V142H88ZM91 141H92V144H91ZM111 141H112V142H111ZM126 141H127V142H126ZM131 141H132V142H131ZM152 141H153V143H157V144H151ZM156 141H157V142H156ZM206 141H205V142H206ZM232 141H234V142H232ZM237 141H236V142H237ZM247 141H248V143H247ZM259 141H260V142H259ZM23 142H24V143H23ZM26 142H27V143H26ZM30 142H31V143H32V142H35V143H33V144H35V145H34V146L30 145V144H31ZM41 142H43V143H41ZM48 142H49V144H48ZM51 142H52V144H51ZM86 142H87V143H86ZM108 142H110L111 144L113 143L112 145H114V147L111 146V144H110V146H109V145H106V144H108ZM115 142H116V144H115ZM125 142H126V143H125ZM143 142H144V141L142 140V143H143ZM148 142H150L151 145H148V146H147L146 143L149 144ZM173 142L177 145V147H176V145H173V146L175 147V148H173V146H172V144H174ZM210 142H212V143H211L212 146L214 145L213 148H212V146H210ZM219 142H220V143H219ZM228 142H229V143H228ZM230 142H231V143H230ZM8 143H9V144L11 143V146L8 145ZM19 143H20V147H19ZM22 143H23V144H22ZM25 143H26V144H25ZM28 143H29V144H28ZM55 143H56V142H55ZM80 143H81V144H80ZM82 143H83V144H82ZM93 143H96V144H93ZM124 143L126 144V146L129 145V144H131V145H129L128 148H127V147H125ZM160 143L164 144L163 146H166V147H165V148H164V147L162 148V145H161ZM186 143H185V144H186ZM251 143H253V144H251ZM256 143H257V144H256ZM12 144H13V146H12ZM17 144H18V147H17ZM89 144H91L92 146L94 145V147H90L91 145L89 146ZM102 144H103V145H102ZM117 144H118V145H117ZM140 144H141V143H140ZM170 144H171L172 147L170 146ZM183 144H184V141H183ZM185 144H184V145H185ZM220 144H221V145H220ZM222 144H225V145H222ZM228 144H229V145H228ZM260 144L262 145L261 147H260ZM21 145H22V146H21ZM23 145H24V146H23ZM83 145H85V146H83ZM104 145H106V146H104ZM123 145H124L125 148L122 147ZM143 145H140V146L143 148ZM152 145H156V146L154 147V146H152ZM160 145H161V146H160ZM186 145L188 146V144H186ZM245 145H246V146H245ZM253 145H255V146H253ZM257 145H259V147H258ZM6 146H7V147L9 146V148H7ZM25 146H26L27 148H26ZM101 146H103V149H102ZM116 146H117V147H116ZM119 146H121L122 148L119 147ZM151 146L153 147V149H150ZM158 146H159V147H158ZM167 146H168V147H167ZM180 146H181V147H180ZM225 146H226V147H225ZM228 146L230 147V148H229L230 150L227 149ZM244 146H245L246 148H245ZM249 146H250V147H249ZM11 147H12V148H11ZM13 147H14V149H15L16 152L14 151ZM51 147L54 148V149H53L54 151L51 149ZM75 147H76V148H75ZM82 147H83V148H82ZM98 147H101V148L99 149ZM106 147H107V148H106ZM110 147H113L114 149L111 148V150H110V149H109ZM141 147H140L139 149H141ZM157 147H158V148H157ZM169 147H171L172 149L169 148ZM209 147H211V149H210ZM216 147H215V148H216ZM224 147H225L226 149H225ZM243 147H244V149H242ZM255 147H256V149H255ZM262 147H263V148H262ZM25 148H26V149H25ZM32 148L35 149V151H34ZM41 148H42V149H41ZM58 148H60V147H58ZM94 148H95L97 151H96ZM105 148L107 149V151L105 150ZM132 148H133V147H132ZM134 148H135V147H134ZM136 148H137V147H136ZM144 148H145V147H144ZM166 148H167V149H166ZM215 148H214V149H215ZM220 148H221V149L223 148V150L220 151ZM257 148H258V149H257ZM11 149H12L13 151H12ZM19 149H20V150H19ZM23 149H24V150H23ZM37 149H38V151H37ZM45 149H46V150H45ZM86 149H87V150H86ZM92 149H93V150H92ZM101 149H102V152H101ZM108 149L110 150L111 153H110V152L107 153V152L109 151ZM112 149L115 150V153H114V151H113ZM119 149H120V150H119ZM125 149H126L127 151H126ZM137 149H138V148H137ZM139 149H138V150H139ZM163 149H165V150H163ZM173 149H174L175 151H173ZM214 149H213V150H214ZM254 149H255V155H254ZM262 149H263V150H262ZM7 150H11V151H7ZM21 150H22V151H21ZM28 150H29V152H28ZM31 150H32V151H31ZM116 150H119V154H118L119 156H117L118 151H117V153H116ZM128 150H129V151H128ZM134 150H135V149H134ZM187 150H188V147H187ZM242 150H243V151H242ZM248 150H249V151H248ZM258 150H260L261 152L258 151ZM30 151H31V152H30ZM112 151H113V154H112ZM120 151H121V152H120ZM123 151H124V152H123ZM208 151L210 152V154L208 153ZM223 151H227V152H224V153H223ZM229 151H230V152H229ZM7 152H9V153H10V152H13V154H17V155H16V156H15V155H13V156L11 155L10 158H9V156H8L9 153L6 154ZM14 152H15V153H14ZM25 152H26V153H25ZM61 152H62V151H61ZM85 152H86V153H85ZM97 152H98V153H97ZM122 152H123L124 154H123ZM127 152H128V153H127ZM151 152H150V154L153 153V152H152V153H151ZM156 152H157V151H156ZM171 152H172V154H171ZM174 152H175V154H174ZM228 152H229V154H228ZM238 152H239L240 155L238 154ZM251 152H252V153H251ZM19 153H20V154H19ZM34 153H35V154H34ZM87 153H88V154H87ZM89 153H90V154H89ZM101 153H102V154H101ZM104 153H106L107 155L110 154V155H112V156L115 154V155L113 156L114 159H112V156H110V157H111V161H112V160H113V161H112V162H111V161H108V163L105 164V167H108V164H109V163H111V164L113 163L114 165L112 164V166H113L112 168H113V170H114V169H115L114 166L117 167V168H116V169L118 170V171L116 170V171L118 172L117 175H115V174L117 173L115 170H114L115 174H114L113 170H111L112 168H111V169H110V168L106 169V168L104 167V164H103V163L106 162V159H105V158H104L105 160L102 159V158L105 156ZM136 153H138V152H136ZM136 153H135V155H136ZM154 153H153V155H154ZM243 153H244V154H243ZM10 154H11V153H10ZM27 154H28V155H27ZM33 154H34V155H33ZM36 154H37V155H36ZM58 154H59V153H58ZM98 154H99V157H98ZM150 154H149V155H150ZM155 154H156V153H155ZM164 154H163V155H164ZM173 154H174V155H173ZM225 154H226V155H225ZM247 154H248V156H247ZM250 154H251L252 158L250 157ZM261 154H262L263 156H262ZM3 155H5V156H3ZM6 155H7V156H6ZM47 155H48V156H47ZM59 155H60V154H59ZM71 155H70V157H71ZM78 155H80V156H78ZM83 155H85V156H87V157H85V156H83ZM96 155H97V156H96ZM101 155H103L102 158L100 157ZM122 155H123V157H122ZM137 155H138V154H137ZM172 155H173V156H172ZM222 155H220V156H222ZM224 155H225V156H224ZM227 155H228V156H227ZM229 155H230V156H229ZM242 155H243V156H242ZM258 155H259V156H258ZM29 156H30V157H29ZM77 156H78L79 159H80V158H81V159H80V160L77 159ZM88 156H89V157H88ZM115 156H116V157H115ZM127 156H129L130 158H129V157L127 158ZM151 156H152V155H151ZM171 156H172V157H171ZM1 157H2V159H1ZM7 157H8V158H7ZM19 157H20V158H19ZM49 157H50V158H49ZM83 157H85V158H83ZM93 157H94V158H93ZM136 157H137V156H136ZM237 157H238V158H237ZM239 157H240V159L243 160L244 162L241 161V162L239 163V161H240ZM241 157H242V158H241ZM4 158H5V159H4ZM6 158H7L8 160H7ZM14 158H15V159H14ZM21 158H22V159H21ZM23 158H24V159H23ZM39 158H40V159H39ZM52 158H54V159H52ZM97 158H99L98 161H97ZM100 158H101V160H100ZM125 158H126V159H125ZM173 158H174V159H173ZM184 158H185V157H184ZM225 158H224V160H225ZM244 158H245V159H244ZM247 158H248V159H247ZM249 158H250V160H249ZM257 158H258V159H257ZM17 159H18V160H17ZM19 159H20V160H19ZM33 159H34V160H33ZM37 159H38V160H37ZM45 159H46V160H45ZM89 159H90V160H89ZM94 159H95V160H94ZM115 159L117 160V162H116ZM119 159H120V160H119ZM123 159H124V160H123ZM130 159H131L132 162H133V166H132V164H131L132 162H131ZM166 159L164 158L165 161H166ZM172 159H173V160H172ZM235 159H237L238 161H237V160L235 161ZM246 159H247V160H246ZM251 159H252V160H255V159H256V160H255V162L253 161V163H251V162H252ZM4 160H6V161H4ZM9 160H10L11 162H10ZM118 160H119V161H118ZM135 160H138V157H137V159H135ZM222 160H223V159H222ZM224 160H223V161H224ZM3 161H4L5 163H4ZM7 161H8V162H7ZM13 161H15V162H13ZM26 161H27V162L29 161V162L27 163ZM31 161H32V162H31ZM49 161H50V162H49ZM96 161H97V162H96ZM114 161H115V162H114ZM167 161H166V162H167ZM188 161H189V162H188ZM209 161H210L211 165H210ZM246 161H247L248 163H247ZM249 161H250V162H249ZM256 161H257L258 163H257ZM259 161H260V162H259ZM47 162H48L49 164H48ZM52 162H53V163H52ZM98 162L100 163V165H98V164H99ZM101 162H102V165H103V166L101 165ZM126 162H127V164H126ZM128 162H129V163H128ZM166 162H164V163H165L164 166L166 165V166H165L166 169H165V168H164V169H165V171L168 172V171L170 170V168H169L170 165H169V167H168L167 164H166ZM192 162L195 163V161H193V160H192ZM192 162H191V163H192ZM213 162H214V161H213ZM226 162H227V161H226ZM245 162H246V164H244ZM8 163H9V164H8ZM12 163H13V164H12ZM32 163H33V164H32ZM134 163H135V164H134ZM201 163H202V162H201ZM236 163H238L237 165H239V166L234 167V166H236ZM256 163H257V164H256ZM45 164H46V165L48 164V165L46 166ZM50 164H52V165H50ZM89 164H88V165H89ZM115 164H117V165H119V166H117V165H115ZM128 164H129V165H128ZM130 164H131V165H130ZM224 164H226V163H224ZM241 164H242V168H241V166H240ZM247 164H249V165H247ZM250 164H251V166H250ZM254 164H256V165H254ZM4 165H5V166H4ZM30 165H31V166H30ZM35 165L38 166V167H36ZM41 165H42V167H41ZM88 165H87V166H88ZM245 165H246V166H245ZM44 166H46V167H44ZM94 166L100 168L101 171H100V169L93 168ZM99 166H100V167H99ZM124 166H125V167H124ZM129 166H130V170H127V169H129ZM164 166H163V167H164ZM171 166H172V164H171ZM231 166H230V167H231ZM254 166H255V167H254ZM261 166H263V167H261ZM52 167H53L54 169H53ZM57 167H58V168H57ZM60 167H61V166H60ZM64 167H65V170H64ZM73 167H74V165H73ZM101 167H103V168H101ZM197 167H198V165H197ZM212 167H213V168H212ZM215 167H216L217 169H216ZM243 167H244V169H243ZM247 167H248V168H247ZM22 168H23V169H22ZM33 168H34V169H33ZM50 168H51V170H49ZM68 168L71 169V170H69ZM84 168H85V167H84ZM87 168H88V167H87ZM120 168H121V169H120ZM123 168H124V169H123ZM168 168H169V170H168ZM174 168H177V169L174 170ZM201 168H202V169H201ZM210 168H211V169H210ZM252 168L254 169V171H253ZM259 168L261 169V171H260ZM74 169H76V171H78V170H77V169H78V168H77V165H76V167H75ZM85 169H86V168H85ZM95 169H96V170H95ZM180 169H182V170L184 169V170H183L184 172H185V169L187 170L185 173H186V175H187L188 178L185 177V175H182V172H183V171H182V170L180 171ZM213 169H214V170H213ZM215 169H216V170H215ZM223 169H224V168H223ZM255 169H256V170L259 169V170H257L258 173L255 172ZM34 170H35V171L37 170V172H40V173H41V174H39L40 176L42 175V176L40 177V179L38 180V183H37V181L34 180V181L36 182V185H35V183H33V180L30 182V180H29V178H28V177H30V176H28V175H30V173H31L32 171H34ZM43 170H44V172H43ZM59 170H60V171H59ZM63 170H64V172H63ZM79 170H80V169H79ZM120 170H121V171H120ZM137 170H138V169H137ZM178 170H179V171H178ZM189 170H191V172H192V170H194V172H192L193 174H192V173H189V172H188ZM196 170H198V172H199V174H200L199 176L197 175L198 173L195 172ZM218 170H219V171H218ZM242 170H243V172L246 171V174H245V173L243 174ZM251 170H252V171H251ZM11 171H12V172H11ZM13 171H14V172H13ZM27 171L30 172V173H28ZM48 171H49V172H48ZM50 171H51V172H50ZM57 171H58V172H57ZM65 171H66L67 173H69V174H67ZM71 171L74 172L73 175L71 174V173H72ZM92 171H93V172H92ZM97 171H98V172H97ZM104 171H105V173H104ZM123 171H124V172H123ZM126 171H127V172H126ZM165 171H164V172H165ZM225 171H226V170H225ZM232 171H233V172H232ZM248 171H249V172H248ZM26 172H27V173H26ZM54 172H55V173H54ZM56 172H57V173H56ZM70 172H71V173H70ZM87 172H88V173H87ZM95 172H96V173H95ZM130 172H131V174H130ZM179 172H180V173H179ZM184 172H183V174H184ZM218 172H220V173H218ZM250 172H251L252 174H251ZM18 173L21 174V176L18 175ZM42 173H43V174H42ZM46 173H47V174H46ZM49 173H50V175H49ZM53 173H54V175H53ZM59 173H60V174H59ZM93 173H94V174H93ZM99 173H100V174H99ZM106 173H107V174H106ZM132 173H133V174H132ZM195 173H197V174H195ZM208 173H209V174H208ZM241 173H242V174H241ZM254 173H255V174H254ZM23 174H24V175H23ZM57 174H58V177H57ZM62 174H64V175H62ZM70 174H71V175H70ZM95 174H96V175H95ZM125 174H126V175H125ZM129 174H130V176H129ZM189 174H190V176H191V179H190V177H189ZM194 174H195V175H194ZM215 174H214V175H215ZM249 174H250V175H249ZM256 174H258L259 176L257 177ZM260 174H261V175H260ZM3 175H4V176H3ZM5 175H6V176H5ZM15 175H17V176H15ZM46 175H47V177H48L49 179H47ZM67 175H68V176H67ZM90 175H91V176H90ZM105 175H106V176H105ZM118 175H119V176H118ZM124 175H125V176H124ZM127 175H128V177H127ZM164 175H165V176H164ZM192 175H193V177H192ZM219 175H221V176H219ZM233 175H234V177H233ZM251 175H252L253 177H252ZM10 176H11V178H10ZM13 176H14V177H13ZM26 176H27V177H26ZM49 176H50V177H49ZM65 176H66V177H65ZM71 176H72V177H71ZM73 176H75L76 178L73 177ZM88 176H89V179H88ZM114 176H116V177L118 176V177H119V179H117V182L119 181L120 183H117V182H116V180L113 178ZM120 176H121L122 178H121ZM159 176H160V175H159ZM159 176L154 177L153 180L151 181L152 183H150L151 185L148 184L147 188H145V187H146V186H145V187L143 188V190H141V191H143V192H140V194H139L140 196L142 195L141 197H139V195H138V196L136 195V194L138 193L137 191H136V193L133 192L132 195H134V196L136 195V197H135L136 199L134 198V207H136V205L138 204L137 206H139V208L141 207L140 209H143V208L145 209V208H147V205H146V204H147L148 202H150V203L152 204V202H153V201H150L149 199H151V200L154 199V201H155L154 203H155V204H152L154 207H157V206H159V205H164V204H166V203H164L165 201H167L165 197L168 195L167 193H169L168 191L171 189V188H170V187H171L170 184H172V183H171V180H170V182H165L166 179H163V177H164V178L166 177V173H165V174H161L160 177H159ZM162 176H163V177H162ZM180 176H182V177H180ZM194 176H195V177H194ZM223 176H224V177H223ZM243 176H244V177H243ZM12 177H13V178H12ZM24 177H26V178H24ZM38 177H39V176H38ZM38 177H37V178H38ZM54 177H55V178H54ZM64 177H65V178H64ZM69 177H70V179H69ZM83 177H84V178H83ZM116 177H115V178H116ZM118 177H117V178H118ZM129 177H130V178H129ZM134 177H135V176H134ZM158 177H159V178H158ZM161 177H162V179H161ZM173 177H172V179L175 180ZM196 177H197V178H196ZM198 177H201L200 180H198V179H199ZM202 177H203L204 180L202 179ZM221 177L224 178L225 180H228V181L225 182V180L222 179ZM227 177H228V178H227ZM231 177H232V178H231ZM246 177H247V178H246ZM60 178H61V179H60ZM80 178H81V179H80ZM91 178H92L94 181L91 180ZM94 178H95V179H94ZM104 178H105V179H104ZM106 178H107V180H106ZM110 178H111V179H110ZM155 178H158V179H155ZM179 178H181V180H180ZM182 178H183V179H182ZM219 178L222 179V181H221ZM234 178H235V179H234ZM248 178H249V179H248ZM254 178H256V180H255ZM258 178H259V179H258ZM3 179H4V180H3ZM17 179H18V180H17ZM41 179H42V180H41ZM44 179H45V180H44ZM52 179H53V180H52ZM59 179H60V180H59ZM64 179H65V180H64ZM67 179L69 180V182H70V180H71L72 183L69 184V182H67V181H68ZM74 179H75V181H74ZM77 179H78V181H77ZM79 179H80V180H79ZM113 179H114V180H113ZM120 179H121V180H120ZM187 179H188V180H187ZM217 179H219V181H220V182L217 181V182H218V183H217V184H218V187H216V186H217V184H216V180H217ZM244 179H245V180H244ZM246 179H247V180H246ZM260 179H261V181H260ZM14 180H15V181H14ZM28 180H29V181H28ZM61 180H62V182H61ZM63 180H64V181H63ZM83 180H84V181H83ZM85 180H86V181H85ZM88 180H89V181L91 180V182L93 181V183H88V182H89ZM132 180H133V182H132ZM154 180H155V181H154ZM158 180H159V181H158ZM162 180H164L165 183H164V182L162 183ZM173 180H172V181H173ZM176 180H175V181H176ZM185 180H187V181H185ZM189 180H190V182H189ZM209 180H211V182H210ZM233 180H235V181H234L233 183H231ZM237 180H238V181H237ZM258 180H259V181H258ZM2 181H3V182H2ZM41 181H42V182H41ZM45 181H46V182H45ZM82 181H83V182H82ZM87 181H88V182H87ZM107 181H108V182H107ZM179 181H178V182H179ZM182 181L180 182V188H181L182 190L184 189V190H185L184 192L186 193L187 186H186L185 184H183ZM200 181H201V184L198 183V182H200ZM212 181H213V183H212ZM214 181H215V183H214ZM245 181H246V183H244ZM251 181H252V182H251ZM253 181H254L255 183H253ZM14 182H15V183H14ZM20 182H21V183H20ZM81 182H82V184H81ZM115 182H116V183H115ZM178 182H176V183L174 182V184L176 185V184H178ZM186 182H189V183H186ZM202 182H203L204 184H202ZM205 182H206V183H205ZM235 182H236V183H235ZM260 182H261V183H260ZM262 182H263V184H262ZM74 183H75V184H74ZM108 183H110V184H108ZM113 183H114V184H113ZM124 183H125V184H124ZM126 183H127V184H126ZM158 183H159V184H158ZM191 183H192V182H191ZM195 183H196V185L194 186ZM210 183L213 184V185L211 184V188H209L210 186H208V185H210ZM220 183H221V184H220ZM248 183H249V184H248ZM31 184H32V185H31ZM41 184H42V186H41ZM49 184H50V185H49ZM66 184H67L68 186H67ZM79 184H80L81 186H80ZM107 184H108V185H107ZM119 184H120V185H119ZM129 184H130V185H129ZM152 184H153V185H152ZM160 184H161V185H160ZM166 184H168V186H170V187H169L170 189L168 188V186H166ZM174 184H173V185H174ZM182 184H183L184 186H186V188H185ZM207 184H208V185H207ZM219 184H220V185H219ZM226 184H227V185H226ZM228 184H229V185H228ZM237 184H238V185H237ZM253 184H254V185H253ZM7 185H8V186H7ZM38 185H39V186H38ZM46 185H47V186H46ZM60 185H61V186H60ZM78 185H79V187H75V186H78ZM87 185H88V186H87ZM96 185H98V186H96ZM157 185H158V186H157ZM164 185H165V186H164ZM173 185H172V186H173ZM181 185H182V187H181ZM198 185H201L202 188H200ZM248 185H249V186H248ZM250 185H252L253 187L250 186ZM27 186H28V187H27ZM31 186H32V187H31ZM65 186H66V187H65ZM93 186H94V187H93ZM101 186H102V187H101ZM111 186H112V187H111ZM163 186H164V188H165V191H167L166 189L168 188L167 193L165 192L166 195H165V193H164V188H163ZM191 186H190V184H189V185H188V189H191ZM203 186H204L205 189L203 188ZM205 186H206V187H205ZM233 186H234V187H233ZM246 186H248V187H246ZM255 186H256V187H255ZM258 186H259L260 188H259ZM35 187H36V188H35ZM49 187H50V188H49ZM61 187H62V188H61ZM81 187H82L83 189H82ZM87 187H88L90 190H89ZM97 187H98V188H97ZM116 187H117V188H116ZM124 187H125V188H124ZM151 187H152V188H151ZM156 187H157V188H156ZM175 187H176V186H175ZM175 187H174V188H175ZM178 187H179V186H178ZM178 187H177V188H178ZM183 187H184V188H183ZM212 187H213V188H212ZM250 187H252L253 189L250 188ZM257 187H258V188H257ZM27 188H28V189H27ZM52 188H53V189H52ZM76 188H78V189L81 188V189L78 190V192L81 191L80 193L84 196V201H83V198H81V196H79L78 192L75 190ZM101 188H102V189H101ZM123 188H124V189H123ZM149 188H151V189H149ZM153 188H154V189H153ZM206 188H207V189L209 188V189L207 190ZM214 188H216V189H214ZM233 188H234V189H233ZM254 188H256L259 192H258L256 189L254 190ZM261 188H263V189H261ZM30 189H31V190H30ZM55 189H56V190H55ZM70 189H71V190H70ZM92 189H93V190H92ZM96 189H97V190H96ZM103 189H105V190L107 189V190L105 191V190H103ZM156 189H157V190H156ZM188 189H187V190H188ZM198 189H199V190H198ZM212 189H213V190H212ZM228 189H229V190H228ZM242 189H243V190H242ZM244 189H245V190H244ZM246 189H247V191H246ZM250 189H251V190H250ZM8 190H9V191H8ZM48 190L51 191V192H49ZM61 190H62V191H61ZM64 190H65V191H64ZM100 190H101V192H100ZM116 190H117V191H116ZM161 190H162V191H161ZM202 190H203V191H202ZM204 190H207V191H204ZM40 191L42 192V194L40 193ZM47 191H48V192H47ZM67 191H71V192L74 191L73 194H72L73 197L76 195V192H77V195H78V196L76 195L75 198L80 197V198L78 199V201H79V202L81 201V202L79 203L76 199H74L72 196H70L71 193L68 192L69 194H66ZM75 191H76V192H75ZM84 191H85V192H84ZM103 191H104V192H103ZM145 191H146V192H145ZM201 191H202V193L200 194ZM209 191H210L211 193H210ZM237 191H238V192H237ZM244 191H245V192H244ZM249 191H250L251 193H249ZM253 191H254V193H253ZM260 191L263 192V193H261ZM23 192H24V193H23ZM59 192H60V193H59ZM88 192H89V194H88ZM93 192H94V193H93ZM111 192H113V193H111ZM147 192H148V193H147ZM157 192H158V193H157ZM208 192H209L210 195H212V197H214L213 199L209 198L210 196H209ZM213 192H214V193H213ZM216 192H217V194H215ZM226 192H227V193H226ZM3 193L6 194V195H3ZM15 193H16V194H15ZM50 193H51V194H50ZM99 193H102L103 196L105 195V199L107 198V201L105 202V204H104L103 207H102L104 210H102V208H100L102 205H101V206L99 205L100 207L98 206L99 209L96 208V207H94V206H96V205H98V204L92 206V205H93V204H92V203H93L92 201L95 199V197H97V196L99 195ZM110 193H111V194H110ZM114 193H116V194H114ZM119 193H120V194H119ZM141 193H142V194H141ZM143 193H144L146 196H145ZM197 193H198L199 195H198ZM204 193H206V194H204ZM212 193H213V194H212ZM230 193H231V195H230ZM235 193H236V194H235ZM237 193H238V194H237ZM240 193H241V194H240ZM257 193H258V194H257ZM38 194H39V195H38ZM43 194H46V195L44 196ZM62 194H63V195H62ZM87 194H88V195H87ZM102 194H101V195H102ZM107 194H108V195H107ZM158 194H159V195H158ZM187 194H186V195H187ZM214 194L216 195V197L214 196ZM218 194H219V195L221 194V195L218 196ZM248 194H249V195H248ZM251 194H252V195H251ZM262 194H263V195H262ZM66 195H67V196H66ZM85 195H86V196H85ZM93 195H94V196H93ZM196 195H197V196H196ZM200 195H201V196H200ZM202 195H204V196H203L204 198L202 197ZM205 195H206V196H205ZM228 195H229V197H227ZM239 195H241V197L243 196V198H244L245 196H246V197H245L244 199L242 198V200H241V199L239 198V197H240ZM250 195H251V196H250ZM254 195H255V197H254ZM256 195H258L259 198H261V199H258V198H257L258 196H256ZM24 196H25V197H24ZM29 196H30V197H29ZM31 196H32V197H31ZM43 196H44V197H43ZM68 196L72 197L73 199L70 200V198H69ZM91 196H92L93 198H92ZM112 196H113V197H112ZM127 196H126V197H127ZM147 196H148V197H147ZM159 196H160V197H159ZM164 196H165V197H164ZM198 196H199V197H198ZM208 196H209V197H208ZM224 196H225V197H224ZM248 196H249V197H248ZM252 196H253V197H252ZM20 197H21V198H20ZM27 197H28V198H27ZM34 197H35V198H34ZM39 197H40V198H39ZM48 197H49V198H48ZM51 197H52V198H51ZM60 197H61V198H60ZM65 197H66V198H65ZM99 197H100V196H99ZM99 197H97V198H99ZM138 197L141 198V199H137ZM197 197H198V198H197ZM200 197H201V199H200ZM205 197H206V198H205ZM207 197H208L209 199H208ZM222 197H223V198H222ZM234 197H235V198L237 197L239 200H238L237 198L235 199ZM19 198H20L21 200H20ZM63 198H64V199H63ZM103 198H104V197H103ZM118 198H119V199H118ZM164 198H165V201H164ZM194 198H195L196 200H195ZM215 198H216L217 201L214 200ZM217 198H218V199H217ZM224 198H225V199H224ZM226 198H227V199H226ZM233 198H234V199H233ZM22 199H23V200H22ZM28 199H29V200H28ZM31 199H32V200L34 199V200H35V201L33 200L34 202H38V203H40V204H38V205H39V207L42 206V211L44 210L43 213H44V212H45V213L43 214V213L41 212V210L38 208V206L36 205V203H35V205L37 206V209L40 210V213H41L42 218H41L40 214H38V213H39V212H38V213H35V214H34V215L38 214V216H36V218H35L36 220L33 218V217H35V216H33L32 218L30 217L29 219L25 218V219L28 220V221L26 220L27 222L25 223V222H24L25 220L22 221V217L24 216V215H23L24 213L21 214L20 212H22V210H23L22 207H23L24 209H25V207H26V212H25V213H27V210L30 208V205H31V204L34 205V203H33V201H32ZM41 199H43V200H41ZM48 199H49V200H48ZM85 199H86L87 201H86ZM108 199H109V203H108ZM114 199H115V200H114ZM142 199H143V200H142ZM188 199H186V200H188ZM190 199H191L192 202L194 201V203H192V202L190 201ZM197 199H198V200H199V199L202 200V201H201V202H202V203H201V206H200V204H198V207H197V203H200V200H199V202H198ZM206 199L208 200L207 202H206ZM219 199H221V200L219 201ZM222 199H223V201L225 200V202H223ZM229 199H231V200H229ZM253 199H255V200H253ZM25 200H26V201H25ZM30 200H31L32 202H30ZM62 200H63V201H62ZM73 200H74V205H73ZM75 200H76V202H75ZM137 200H138V201H137ZM148 200H149V201H148ZM209 200H210V201H209ZM213 200H214L215 203L212 202ZM236 200H237V201H236ZM243 200H246V201H243ZM250 200H253V201L249 202ZM18 201H19V202H18ZM42 201H43V202H42ZM44 201H45V202H44ZM48 201H49V202H48ZM94 201H95V200H94ZM115 201H117V202H115ZM160 201H161V202H160ZM163 201H164V202H163ZM203 201H204V202H203ZM218 201L220 202V204L222 203L221 205H223V207H222L221 205H219ZM226 201L229 203V207H227V210H228V211L226 210V206H225V205L228 204V203H226ZM234 201H235V203H234ZM239 201H240V202H239ZM241 201H242V205H241V204L238 205L237 203H241ZM247 201H248V202H247ZM4 202H5V203H4ZM26 202H27V203H26ZM28 202H30V204H29ZM61 202H62V204L64 203V205L60 204ZM87 202H88V203H87ZM90 202H91V203H90ZM97 202H98V200H97ZM97 202L95 201L94 204L97 203ZM139 202H140V203H139ZM162 202H163V203H162ZM195 202H197V203H195ZM205 202H206V203H205ZM208 202H209V203H208ZM210 202H212V203H210ZM230 202H231V203H230ZM253 202H254L255 204H254ZM260 202H261V201H260ZM50 203H51V204H50ZM81 203H82V206H81ZM135 203H137V204L135 205ZM150 203H148V205H149ZM157 203H158V204H157ZM160 203H161V204H160ZM203 203L207 204V206H206L205 204H203ZM216 203H218V204H216ZM232 203H233V204H232ZM244 203H246V204H244ZM247 203H248V204H247ZM250 203H251V204L253 203V204L251 205ZM28 204H29V208L27 207ZM43 204H44V205H43ZM46 204H47V205H46ZM67 204H69L70 206L68 205V206L65 207V208H68V207H69V208H70V210L68 209L69 212H68V211H65V210H67V209L64 208V206H66ZM75 204H76V205H75ZM79 204H80V205H79ZM83 204H84L85 206H84ZM91 204H92V205H91ZM107 204H108V206H110V207H108ZM117 204H118V205H117ZM119 204H120V205H119ZM156 204H157V206H156ZM187 204H186V206H187ZM193 204H194V205H193ZM208 204H210V205L208 206ZM215 204H216V205H219L221 208H220L219 206H216ZM4 205H6V206H4ZM21 205H22V206H21ZM115 205H116V206H115ZM140 205L145 206V207L142 208V206H140ZM202 205L204 206V209H203ZM234 205H235L236 207H234ZM246 205H247V207H246ZM248 205H249V206H248ZM254 205H255V207H254ZM9 206H10V207H9ZM47 206H48L49 208H48ZM76 206H77V207H76ZM117 206H118V207H117ZM119 206H120V208H119ZM194 206H195V207H194ZM205 206H206V207H205ZM224 206H225V207H224ZM227 206H228V205H227ZM230 206H231V207H230ZM238 206H239V208H238ZM242 206H244V207H242ZM31 207H33V206L31 205ZM43 207H45V208H43ZM71 207H72V208H71ZM78 207H79V208H78ZM85 207H86V208H85ZM88 207H89V208H88ZM189 207L187 206V208H189ZM193 207H194V208H193ZM196 207H197V208H196ZM199 207L201 208L200 210H199ZM208 207H209V208H208ZM212 207H214L215 210H214ZM215 207H216V208H215ZM217 207H218L219 209H218ZM245 207L247 208L248 211L245 210V209H246ZM248 207H249L250 209H249ZM251 207H253L254 209L251 208ZM1 208H2V209H1ZM6 208H7V209H6ZM27 208H28V209H27ZM47 208H48V209H47ZM77 208H78V209H77ZM84 208H85V209H84ZM93 208H94V209H93ZM116 208H117V209H116ZM118 208H119L120 211L118 210ZM139 208L137 207V209H139ZM205 208H206V209H205ZM210 208L213 210V212H210V211H212V210H210ZM235 208H237V209H235ZM242 208H245V209H242ZM255 208H256L257 210H256ZM4 209H5V210H4ZM9 209H10V210H9ZM20 209H21V210H20ZM55 209H56V210H55ZM62 209H65V210H62ZM75 209H76L77 211H76ZM88 209H89V210H88ZM207 209H208V211H207ZM239 209H240V210H239ZM53 210H54V211H53ZM60 210H61V211H60ZM135 210H136V209H135ZM209 210H210V211H209ZM217 210H218V211H217ZM221 210H222V211H221ZM233 210H234V211H233ZM243 210H244L245 212H243ZM253 210H254V211H253ZM255 210H256V212H255ZM259 210H260L261 212H260ZM1 211H3V212H1ZM5 211H6L7 213H5ZM47 211H48V212H47ZM73 211H74V213H73ZM78 211H79V212H78ZM81 211H82V212H81ZM103 211H104V212H103ZM112 211H113V210H112ZM133 211H134V208H133ZM133 211H132V212H133ZM202 211H203V212H202ZM206 211H207V212H206ZM215 211H217L218 213L215 212ZM219 211H221V212H219ZM226 211H227V212H226ZM258 211H259L260 213H259ZM64 212H65L66 214H65ZM70 212H71V213H70ZM117 212H118V213H117ZM119 212H120V213H119ZM132 212H131V213H132ZM140 212L142 213L143 211L141 210ZM178 212H179V214L181 215V213H180L179 210H178L177 213H175V214H176V215H179ZM190 212H189V213H190ZM233 212H234V213H233ZM241 212H242V213H241ZM252 212H253V213H252ZM67 213H68V214L70 213V214L68 215ZM72 213H73V214H72ZM76 213H77V214H76ZM83 213H84V214H83ZM87 213H88V214H87ZM133 213H136V216L139 215V214H137V211H136V212L134 211ZM133 213H132V214H133ZM138 213H139V211H138ZM193 213H192V214L190 213L191 216H193ZM199 213H200V212H199ZM205 213H206V214H205ZM219 213H221L222 215L219 214ZM230 213H231V214H230ZM239 213H240L241 216L239 215ZM250 213H251V214H250ZM254 213H255V214H254ZM258 213H259V214H258ZM2 214H4V215H2ZM13 214H14V215H13ZM57 214H58V215H57ZM64 214H65V215H64ZM78 214H79V215H78ZM90 214H91V215H90ZM118 214H119V215H118ZM173 214H174V213H173ZM190 214H189V215H190ZM213 214H215V215H213ZM216 214H218V215L216 216ZM235 214H236V215H235ZM244 214H246V215H244ZM256 214H257V215H256ZM22 215H23V216H22ZM26 215H27V216H25V217H29V216H28L29 213L26 214ZM71 215H73V216L71 217ZM82 215L84 216V218H83ZM93 215H94V216H93ZM104 215H106V214L104 213ZM117 215H118V216H117ZM122 215L124 216V213H123ZM128 215H129V214H128ZM128 215L125 214V216H127V220H128V218H129ZM180 215H179V216H180ZM189 215H187V216H188V219H189V220H190V219L193 220V218L190 217ZM205 215H206V216H205ZM220 215H221V218L219 217ZM226 215H227V216H226ZM232 215H233V216H232ZM243 215H244V216H243ZM255 215H256V216H255ZM260 215H261L262 217H260ZM16 216H17V220H16ZM19 216H20L21 218H20ZM75 216H76V217L78 216V217H77L78 220H77V218H76ZM107 216H109V215L107 214ZM123 216H121V217H123ZM125 216L123 217V219H125V221H127ZM129 216H130V215H129ZM133 216H134V215H131V217H133ZM139 216H140L141 219L143 218V216H141V214H140ZM139 216H138V217H139ZM179 216H175V215H174L173 217H179ZM199 216H200V215H199ZM209 216H210L211 218H210ZM234 216H235V217H234ZM245 216H246V217H245ZM254 216H255V217H254ZM257 216H258V217H257ZM49 217H50V218H49ZM66 217H68V219H67ZM70 217H71L72 219H71ZM85 217H86V218H85ZM93 217H94V218H93ZM114 217H113V218H114ZM121 217H120V218H121ZM204 217H209V218H208V220H207V218H204ZM214 217H215V220H216V221L213 219ZM218 217H219V218H218ZM228 217H229V218H228ZM13 218H14L15 220H14ZM23 218H24V217H23ZM73 218H74V219H73ZM79 218H80V219H79ZM81 218H82V219H81ZM102 218H103V219H102ZM113 218H111V220H112ZM120 218H119V219H120ZM135 218H136V217H135ZM153 218H155V216H154V217H151V219L149 218L151 221L153 220L152 222H149V221L147 222V223H151V224L148 225L149 227H150V225H151V227H150L151 229H149V227H148L149 231H148V229H147V231H148V232H151V233L153 232L154 234L157 235L158 233L163 232L164 229H162V228H165V227L167 226V224H166V223H167V222H166V219H167V218H166V219H164L163 217L158 218L157 216H156L155 219H153ZM202 218H203V219H202ZM234 218H236V219H234ZM57 219H58V220H57ZM60 219H61V220H60ZM70 219H71V220H70ZM75 219H76L77 221H79V220H80V221L83 220V221L81 222V224L83 223V225H84V226L81 225L83 229L81 228V226H78V228H81V229H79V231H80V232H83L84 230H86V231H84L83 233H79V232H78V233L80 234V236H79V234L76 233V232L78 231L77 225H79L80 223L78 224V222H77V225H76ZM84 219H85V220H84ZM90 219H91V221L89 222ZM222 219H223V221L220 222ZM228 219H229V220H228ZM20 220H21V221H20ZM66 220L69 221V222H67ZM114 220H115V219H114ZM129 220H131V218H130ZM133 220H136V219L133 218ZM139 220H140V219H139ZM185 220H187V218H186ZM189 220H187L186 222H189ZM212 220H214L215 223H213ZM226 220H227V221H226ZM236 220H237V221H236ZM257 220H258V221H257ZM14 221H15V222H14ZM17 221H18V222H17ZM37 221H38V220H37ZM44 221H46V223H45V227H46V229H45V227H43V225H44V224H43ZM47 221H48V225H47L48 227L46 226ZM108 221H109V220H107V222H108ZM120 221L123 222L124 220H121V219H120ZM137 221H138V220H137ZM137 221H136V222H137ZM141 221H142V220H141ZM141 221H138V222H140V223L142 224ZM190 221H191V220H190ZM217 221H218V225H214V224H216ZM9 222H10V223H9ZM22 222H23V223H22ZM54 222H55V223H54ZM66 222H67V223H66ZM74 222H75V223H74ZM86 222H87V223H86ZM92 222H93V223H92ZM97 222H98V223H97ZM112 222H113V225H114V224H116L115 222H117V220H116V221H113V220H112V221H111V225H112ZM122 222H119V224H120V223L122 224ZM131 222H132V221H131ZM131 222H130V223H131ZM136 222H134V223H136ZM157 222H158V223H157ZM164 222H165V223H164ZM186 222H184V224H185ZM210 222H211V223H210ZM227 222H228V223H227ZM247 222H248V223H247ZM19 223H21V224H19ZM63 223H64V224H63ZM65 223H66V224H65ZM69 223H70V224H69ZM109 223H110V222H108L107 224H109ZM125 223H126V222H124L123 224H125ZM130 223H128V224H130ZM140 223H139V224H140ZM159 223H160V224H159ZM196 223H197V224L200 223L202 226H201V225H198V227H197V224H196ZM209 223H210V224H209ZM222 223H223V224H222ZM15 224H16V225H15ZM73 224L76 226L77 231L75 230V226H73ZM107 224H106V225H107ZM119 224L117 225L116 228L119 227ZM121 224H120V226H121ZM128 224H127V227H128ZM139 224L137 223L136 225L138 226ZM153 224H154V225H153ZM184 224H183V225H184ZM245 224H246L247 226H246ZM37 225H38L39 227H37ZM50 225H51V226H50ZM67 225H68V226H67ZM86 225H87V226H86ZM94 225H95V226L97 225L98 227H97V226L95 227ZM113 225H112V226H113ZM142 225H143V224H142ZM155 225H157V227H156ZM160 225H161V226H160ZM183 225H182V227L185 228L186 226H185V225L183 226ZM186 225H187V224H186ZM188 225H189V223H188ZM188 225H187V227H188ZM223 225H224V226H223ZM8 226H9V227H8ZM13 226H14L15 228H14ZM25 226H26V227H25ZM31 226H29L30 229H31ZM33 226H32V229H35ZM72 226H73V227H72ZM122 226H123V225H122ZM125 226H126V224H125ZM137 226H135V224L132 223L133 230L136 229ZM199 226H200L201 229L199 228ZM204 226H205L206 229H203V228H202V227H204ZM214 226H215V227H214ZM221 226H222V227H221ZM10 227H11V228H10ZM61 227H62V228H61ZM68 227H71V228L68 229ZM94 227H95V228H94ZM99 227H100V228L103 227V228L101 229V231L99 230ZM113 227H115V226H113ZM127 227H124V226H123V228L120 230V232H119V229H118V231H117V238H119L120 236H121L120 238H123V235H124V237H125V235H126V237H127V236L130 237L131 235L134 237V235H137V236H135V237H136V240L131 241V240L133 239V237L131 238V240H130V238H128V242H129V243L131 242V243H130V244H131L130 247H132L131 249H133V246H132L133 243H134V244H137L138 241H139V240L137 241V239L140 238V236L143 237V236L146 235V234H145V231H146L145 229H146V227L144 228V233L142 232L143 228H142V229L140 228V227H144V225H143V226L140 225V226L137 227V228H140V229H141V233H140V230H139V229L134 230V231H133L132 229H130V230H131V231H130L131 233H129L130 236H129V234H128V230H127V231L124 230V228H127ZM132 227H131V224H130V228H132ZM152 227H153V229H152ZM182 227H180L179 229H181ZM194 227H195V229H193ZM207 227H208V229H207ZM219 227H220V228H219ZM233 227H234V229H233ZM248 227H249V228H248ZM250 227H251V228H250ZM12 228H13V229H12ZM39 228H40V229H39ZM64 228H65V229H64ZM97 228H98V229H97ZM110 228H109V230H110ZM128 228H129V227H128ZM183 228H182V229H183ZM196 228H198V230H197ZM221 228H222V229H221ZM236 228H237V229H236ZM240 228H241V229H240ZM10 229H11V230H10ZM32 229H31V231H33ZM51 229H52L53 231H54V230H55V231L52 232ZM59 229H60V230H59ZM63 229H64V230H63ZM73 229H74L75 231H74ZM96 229H97V230H96ZM182 229H181V231H180L181 233H183V230H182ZM192 229H193L194 231H191ZM202 229H203L204 231H206V232L203 233L204 231H203ZM225 229H226V230H225ZM35 230H36V229H35ZM35 230H34V231H35ZM37 230H36V232H37ZM41 230H40V231H41ZM68 230H69V231H68ZM90 230H91V231H90ZM98 230H99V231H98ZM122 230H123V231H122ZM199 230H200V232H199ZM201 230H202L203 232H202ZM209 230H210V231H209ZM219 230H220V231H219ZM228 230H229V231H228ZM245 230H246V231L249 230V232L247 231V232L249 233V235L247 234L248 236L245 234V233H247ZM261 230H262V231H261ZM40 231H39V232H40ZM73 231L75 232V236H74ZM184 231H185L184 233L186 234V229H184ZM187 231H188V230H187ZM195 231H197V232H195ZM218 231H219V232H218ZM223 231H224L225 233H224ZM232 231H234V232H232ZM238 231H239V232H238ZM251 231H252V232H251ZM39 232H38V233H39ZM42 232H40L39 235H41ZM59 232H60V233H59ZM132 232H133V234H132ZM155 232H157V233H155ZM191 232H193V233H191ZM194 232H195V233H194ZM198 232H199V233H198ZM201 232H202V233H201ZM214 232H215V234H213ZM220 232H221V233H220ZM27 233H28L29 235H27ZM43 233H42V236H43ZM53 233H54V234H53ZM65 233H66V234H65ZM94 233H95V234H94ZM98 233L100 234V236H98V235H99ZM138 233H140V234H138ZM151 233H150V236H153V235H152L153 233H152V234H151ZM184 233H183V235H184ZM206 233H208V234H206ZM211 233H212V234H211ZM228 233H229V234H228ZM241 233H242V234H241ZM253 233H254V234H253ZM17 234H18V235H17ZM48 234H49V235H48ZM52 234H53V235H52ZM59 234H61V235H59ZM67 234H68V235H67ZM69 234H70V235H69ZM71 234H72V235H71ZM81 234H82L83 236H82ZM101 234H102V235H101ZM144 234H145V235H144ZM161 234H162V233H161ZM178 234L180 235L179 231H178ZM202 234H203V235H202ZM221 234H222V235H221ZM227 234H228V235H227ZM251 234H252V235H251ZM33 235H34V233H33ZM44 235H45V234H44ZM54 235L56 236V238H55ZM58 235H59V239H60V240H61V238H63V239H62L63 242H59L60 244L56 245L55 243H58V242H55V240H54V243H53V244H52L51 241H49V242H51V244L47 242V240H48V237H47V236H54V238L57 239V238H58V237H57ZM104 235H105V237H104ZM107 235H108L109 238L107 237ZM156 235H155V236H156ZM179 235H177V236H178V240L176 241L177 243H178L179 240H180V239H179L180 236L183 237L182 239H184V236L187 237V235H184V236H182V235L179 236ZM204 235H206V236H204ZM213 235H214V236H213ZM230 235H231V236H230ZM232 235H233V236H232ZM238 235H239V236H238ZM255 235H256V236H255ZM12 236H13L14 242H13ZM34 236H37V237H34ZM34 236H33V237H34V238H37V239L41 237V236H38V234H35ZM62 236H63V237H62ZM70 236H71V238H70ZM72 236H73V237H72ZM78 236H79V237L82 236V239H84V237H85V239H86V238H87V239H86V240L84 239V240H85V241H84V240H81V238H80V239L77 238ZM118 236H119V237H118ZM150 236H149V237H150ZM158 236H160V234H159ZM189 236H190V235H188V237H189ZM191 236H190V237H191ZM200 236H201V237H200ZM202 236H204V237H206V238H204V237H202ZM246 236H247V237H246ZM262 236H263V237H262ZM20 237H21V238H20ZM65 237H66V238H65ZM91 237H92V238H91ZM126 237H125V238H126ZM156 237H157V236H156ZM186 237H185V240H182V241H184V242L180 241V242H182V244L184 243L185 246L182 245V248L179 247V249H180L183 253H186V254H187L188 252H190V251H188V250H189V248L192 246V242H191V241H193V240H191V239H187ZM198 237H199L200 240L198 239ZM213 237H214V238H213ZM245 237H246V238H245ZM248 237H249L250 242H251V243L253 242V245L255 244L253 247L251 246L249 240L247 239ZM9 238H10V239H9ZM23 238H24V239H23ZM31 238H32V237H31ZM42 238H44V236H43ZM49 238H50V237H49ZM54 238L52 237L50 240H52V239H54ZM101 238H103L104 240L101 239ZM115 238H116V235H115ZM117 238H116V240H117ZM143 238H145V237H143ZM146 238H147V237H146ZM152 238H154V236H153ZM152 238H150V239H151V241L153 242ZM191 238H192V237H191ZM193 238H194V237H193ZM208 238H209V239H208ZM211 238H212V240H210ZM217 238H218V239H217ZM227 238H229V240H227ZM237 238H239V239H237ZM244 238H245L246 240H245ZM5 239H6V240H5ZM70 239H72V241H71ZM73 239H74V240H73ZM77 239H78L79 241H78ZM96 239H98V240H96ZM150 239H146V240H149V242H150ZM176 239H177V238H176ZM186 239H187V240H191L190 243H189V245L191 244V245L189 246V248H188V246H187L188 243H187ZM201 239H202V240L204 239V240H203L204 242H203ZM240 239H241V240H240ZM251 239H252V241H251ZM255 239H256V240H255ZM11 240H12V242H11ZM16 240H17V243H18V241H19L18 245H17V243H16ZM39 240H43V239L40 238ZM44 240H43V241H44ZM141 240H144V239H141V238H140V242H143V241H141ZM198 240H199V241H198ZM205 240H207V241H205ZM218 240H219L220 242H219ZM223 240H224V243H223ZM232 240H233L234 242H233ZM243 240H244V241H243ZM247 240H248V241H247ZM253 240H254V241H253ZM21 241H22V242H21ZM23 241H24V242H23ZM56 241H57V240H56ZM58 241H59V240H58ZM65 241H67V242H65ZM70 241H71V242H70ZM135 241H136L137 243H136ZM194 241H193V242H194ZM201 241H202V242H201ZM211 241H212V243H211ZM214 241H215V242H214ZM221 241H222V242H221ZM225 241H227V242H225ZM228 241H229L230 243H229ZM239 241H240V242H239ZM1 242H2V243H1ZM4 242H5V243H4ZM6 242H7L8 245L6 244ZM32 242H33L34 244H32ZM72 242H73V243H72ZM81 242H84V243H81ZM109 242H110V241H109ZM114 242H115V241H114ZM128 242L126 243L127 245H128ZM147 242H148V241H147ZM147 242H146V243H147ZM152 242H150L151 245H150V248H148V250L151 249ZM217 242H219V243L217 244ZM248 242H249V243H248ZM10 243L13 244V245H14V243H16V245L13 246V245H11ZM71 243H72V244H71ZM90 243H91V244H90ZM92 243H93V244H92ZM115 243H116V242H115ZM121 243L123 244V241H122ZM143 243H144V242H143ZM150 243H148L147 245H149ZM203 243H204V244H203ZM220 243H221V244H220ZM222 243H223V244H222ZM237 243H238V244H237ZM3 244H4V245H7V246H3ZM9 244H10V245H9ZM62 244H63V245H62ZM81 244H82V245H81ZM105 244H106V243H105ZM107 244H108V243H107ZM119 244H120V245H119ZM200 244H201V245H200ZM214 244H215V245H214ZM219 244H220V246H219ZM224 244H225V245L227 244L226 249L228 248V245H229V244H232L233 246H232V245H231V246L234 248V250H233V248H232L231 251L229 250V248H228L227 250H223L222 247L224 248ZM249 244H250V245H249ZM261 244H262V245H261ZM34 245H35V246H34ZM83 245H84L85 247H84ZM118 245H119V246H118ZM124 245H125V244H124ZM137 245H140V244H137ZM141 245H143V244H141ZM141 245H140V247H141ZM144 245H145V244H144ZM144 245H143V246H144ZM177 245H179V244H177ZM180 245H181V244H180ZM180 245H179V246H180ZM203 245H206L207 248H206L205 246H203ZM217 245H218V246H217ZM235 245H236V246H235ZM248 245H249V246H248ZM9 246H10V247H9ZM27 246H28V245H27ZM47 246H48V247H47ZM103 246H104V244H103ZM107 246H110V245H107ZM122 246H123V245H122ZM143 246H142V247H143ZM186 246H187V247H186ZM221 246H222V247H221ZM247 246H248V247H247ZM41 247H42V248H41ZM66 247H67V248H66ZM68 247H70V249H68ZM73 247H74L75 249H74ZM78 247H79V248H78ZM86 247H87L88 250H85ZM89 247H90L91 249H93V248H95V249H94V250H91ZM97 247H98V245H97ZM99 247H100V246H99ZM126 247H127V246H126ZM126 247H125V248H126ZM128 247H129V245H128ZM128 247H127V248H128ZM130 247H129V248H130ZM140 247H138V249H139ZM142 247L140 248L141 250H142ZM144 247H145V246H144ZM152 247H153V246H152ZM177 247H178V246H177ZM196 247H191V248H190V250H191V252H190V254H191V255H190V258H191L192 260H194V261H195V260H196V261L198 260V259H193V258H197V257H195L196 253H199V254H197L198 258H199V255H202V253H201L202 250H201V252H200V251L197 252L199 249H198V250L196 249L195 251L193 250V249H195ZM241 247H242V248H241ZM243 247H244V248H243ZM8 248H9V249H8ZM12 248H13V249H12ZM40 248H41V249H40ZM83 248H84V252H83V253H85V255H84V254H83V255H84L85 257L82 255ZM105 248L108 249V247H106V246H105ZM134 248H137V247L134 245ZM201 248H200V249H201ZM258 248H259V249H258ZM10 249H11V250H10ZM17 249H19V251H18ZM99 249H100V248H99ZM107 249H106V250H107ZM115 249H116V250H115ZM145 249H146V248H145ZM145 249L142 250V251H145ZM152 249H153V248H152ZM152 249H151V251H152ZM177 249H178V248H177ZM179 249H178V250H179ZM187 249H188V250H187ZM207 249H209V250H207ZM240 249H241V250H240ZM244 249H245V250H244ZM5 250H6V251H5ZM8 250H9V251H8ZM22 250L24 251V249H22ZM39 250H40L41 252H42V250H43V252L41 253V252H39ZM53 250H55V251H53ZM60 250H61V249H60ZM68 250H69V251H68ZM75 250H76V251H75ZM90 250H91V251H90ZM96 250H98V249H96ZM104 250H105V249H104ZM124 250H125V249H124ZM124 250H123L122 252H124ZM128 250H129V249H127L126 252H127ZM146 250H147V249H146ZM180 250L178 251V254H179V253L181 254V255H179V257H180V256L182 257V256L184 255V256H183L184 258H188V259H189V254H187V255H186V254H182V252H180ZM186 250H187L188 252H187ZM214 250H215L216 252H215ZM247 250H248V251H247ZM260 250H261V251H260ZM25 251H24V253H27V251H26V252H25ZM36 251H37V252H36ZM44 251H45V252H44ZM50 251H51V252H50ZM57 251H59V249H58ZM85 251H87V252H85ZM94 251H95V252H94ZM129 251H130V250H129ZM131 251H133V250H131ZM135 251H136V249H135ZM135 251H134V252H135ZM139 251H140V250H139ZM139 251L137 250L136 253H139ZM142 251H141V252H142ZM176 251H177V250H176ZM184 251H185V252H184ZM192 251L196 252L195 255H193L194 253H192ZM229 251H230V252H229ZM246 251H247V252H246ZM249 251H250V252H249ZM258 251H259V252H258ZM20 252H22V251H20ZM52 252H53V253H52ZM61 252L65 253V252L63 251V248H62V251H60V253L57 252V253L59 254V257H61V255H62ZM101 252H103L104 254H103V253L101 254ZM105 252H106V253H105ZM134 252H131V254H133ZM153 252H154V250H153ZM221 252H222V253H221ZM233 252H234V253H233ZM6 253H7V254H6ZM8 253H9V254H8ZM22 253H23V252H22ZM45 253H46V254H45ZM49 253H50V254H49ZM109 253H108V254H109ZM136 253H135V255H136ZM147 253H149V252H147ZM156 253H158V252L155 250V253H154V254H156ZM200 253H201V254H200ZM203 253H204V252H203ZM220 253H221V254H220ZM227 253H228V256H227ZM232 253H233V254H232ZM256 253H257V254H256ZM19 254L21 255V253H19ZM19 254H18V255L16 254L18 257L15 255V256L17 257L16 259H18V260L15 261V264H18L17 261H20L19 259H20V257H22V256L19 257ZM47 254H49V255H47ZM65 254H66V253H65ZM88 254H90V255H88ZM91 254H92V255H91ZM93 254H95L96 256L94 255V257H93ZM143 254H146V253H143ZM154 254L152 253V255H154ZM178 254H177V256H178ZM212 254H213V255H212ZM219 254H220V255H219ZM41 255H42V256H41ZM50 255H51V256L53 255V256L51 257ZM102 255H103V256H102ZM104 255H105V256H104ZM112 255H113V254H112ZM121 255H122V254H121ZM125 255H127V254H125ZM140 255H141V257H140ZM140 255L138 254V256H139L140 258H142L143 255H142V254H140ZM146 255H148V254H146ZM157 255H158V254H157ZM185 255H186V256H185ZM221 255H222V256H221ZM225 255H226L227 257H226ZM234 255H235L236 257L238 256V258H236ZM247 255H248V256H247ZM257 255H258V256H257ZM15 256H14V258L12 257L13 260L15 259ZM29 256H30V257H29ZM45 256H46L47 258H45ZM56 256H57V255H56ZM69 256H70L71 259L69 258ZM78 256H79V257H78ZM81 256H82V257H81ZM90 256H91V258H93V259L89 258ZM101 256H102V257H101ZM129 256H130V255H129ZM131 256H132V255H131ZM148 256L150 257V253H149ZM148 256H147V257H148ZM154 256H155V255H154ZM187 256H188V257H187ZM11 257H10V258H11ZM50 257H51V258H50ZM57 257H58V256H57ZM57 257H56L55 259H58V258H59V257H58V258H57ZM80 257H81V258H80ZM126 257H127V256H126ZM132 257H134V255H133ZM132 257H130L131 260H132ZM139 257H138V259L140 260ZM147 257L144 256L145 263H144V259H142L143 261L141 260V261H142L141 263H140V261H139V264H146V263H147V264H152V262H150V260H149V257H148V258H147ZM151 257H152V256H151ZM151 257H150V259H151ZM156 257H157V256H156ZM250 257H251V258H250ZM49 258H50V259H49ZM63 258H64V259H63ZM68 258H69V259H68ZM78 258H79V259H78ZM94 258H95V259H94ZM102 258H103V261H102ZM110 258H112V260H111ZM146 258H147L148 260H146ZM153 258H155V257H153ZM184 258H183V259H184ZM215 258H216V259H215ZM222 258H223V259H222ZM5 259H6V258H5ZM7 259H8V258H7ZM7 259H6V261H7ZM47 259H48V260H47ZM89 259H90V260H89ZM104 259H105L107 262H106ZM127 259H128V258H124L123 260L125 261V260H127ZM134 259H136V257H134ZM191 259H189V260L186 259V263H185V264H188V263L190 264V261H192ZM253 259H254V260H253ZM21 260H22V262L19 263V264H24L25 262H26V264H28L27 261H28V260L30 261V259H26V260H27V261H26L24 258H21ZM24 260H25V262H23ZM33 260L31 259L32 262H33ZM39 260H40V261H39ZM70 260L72 261V263H70V262H71ZM136 260H137V259H136ZM255 260H256V261H255ZM259 260H260V261H259ZM8 261H12V259H11V260L9 259ZM29 261H28V262H29ZM96 261H97V262H96ZM112 261H113V262H112ZM132 261H133V260H132ZM132 261H131V263L134 264L135 261H134V263H133ZM148 261H149V262H148ZM151 261H152V259H151ZM188 261H189V262H188ZM198 261H199V260H198ZM198 261H197V263H195V264H198ZM223 261H224V262H223ZM225 261H226V262H225ZM227 261H228V263H227ZM3 262H4V263H3ZM12 262H13V261H12ZM16 262H17V263H16ZM32 262H31V263L29 262V264H32ZM38 262H39V263H38ZM54 262H53V264H54ZM66 262H67V261L64 260V263H63V264H68V263H66ZM74 262H75V261H74ZM86 262H85L84 264H86ZM126 262H129V263H130V261H128V260H127ZM126 262H123V264L126 263ZM136 262H137V261H136ZM153 262H154V261H153ZM235 262H236V263H235ZM253 262H254V263H253ZM6 263H7V262H6ZM10 263H11V262H10ZM13 263H14V262H13ZM13 263H12V264H13ZM46 263H45V264H46ZM154 263H155V262H154ZM191 263H193V262H191ZM33 264H34V263H33ZM126 264H128V263H126ZM137 264H138V262H137ZM155 264H156V263H155ZM193 264H194V263H193ZM199 264H202V262H200ZM203 264H205V262H203Z\"/></svg>",
	"mask_w": 264,
	"mask_h": 264
},
{
	"label": "bare ground",
	"instance_id": "obj_2",
	"mask_svg": "<svg viewBox=\"0 0 264 264\" xmlns=\"http://www.w3.org/2000/svg\"><path fill=\"white\" fill-rule=\"evenodd\" d=\"M3 1H4V0H3ZM8 1H9V0H8ZM8 1H6V2H8ZM14 1H17V0H14ZM14 1L11 0V2H14ZM18 1H19V0H18ZM20 1H21V0H20ZM22 1L26 2L27 0H26V1H25V0H22ZM31 1H32V0H31ZM37 1H38V0H37ZM40 1H42V0H39L38 2H40ZM53 1H54V0H53ZM53 1H51V2H53ZM59 1H60V2H57V3H63L62 1H64V0H62V1L59 0ZM67 1H69V0H67ZM78 1H79V0H78ZM98 1H99V0H98ZM100 1H101V0H100ZM106 1H107V0H106ZM116 1H117V0H116ZM161 1H162V0H161ZM161 1H160V3H161ZM195 1H196V4H197V0H195ZM195 1H194V2H195ZM198 1H199V0H198ZM205 1H206V0H205ZM244 1H245V0H244ZM244 1H243V2H244ZM0 2H1V0H0ZM24 2H23V3H24ZM28 2H29V0H28ZM32 2L34 3V1H32ZM44 2H45V1H44ZM44 2L42 1L41 3H44ZM51 2L46 0L45 3L48 4L47 7H46L47 10H45V12H44V11L41 12L42 10L40 11L41 13H44V14H45V17H44V15H42L41 18H43V21H44L45 24H48V25H47V29H48V27H49V25H50V28H52L51 26H53V27H54L53 29H54V30L56 29V30L58 31L57 28H59L60 25L56 24V22L59 23V21H61V20H59V19H60V18H63V16H64V15H61V12H59V11H62L61 8H63V11L67 10L66 7H67V5H69V4H68L69 2H66V3H67L66 6H65L64 4H57V3H55V2H54V5H53V3L51 4ZM73 2H74V1H72V4H73ZM82 2H83V1H82ZM96 2H97V1H96ZM108 2H109V1H108ZM110 2H111V1H110ZM110 2H109V5H110ZM112 2H113V1H112ZM128 2H129V1H128ZM157 2H158V1H157ZM165 2H166V1H165ZM169 2H170V1H169ZM180 2H181V1H180ZM189 2H191V0H190ZM194 2L192 1L191 3H194ZM200 2H201V0H200ZM200 2H199V3H200ZM206 2H207V1H206ZM225 2L227 3V1H225ZM234 2H235V1L232 0V2H231V0H230V3L228 2L229 6L226 4V5H227V8H229V10H230V9H231V10L233 9V11H234V7H233L234 4H235ZM236 2L238 3V0H236ZM256 2H257V1H256ZM263 2H264V1H263ZM4 3H5V1H4ZM17 3H18V2H17ZM17 3H15V5H17ZM45 3H44L43 5H45ZM74 3H75V2H74ZM100 3H101V2H100ZM102 3H103V2H102ZM106 3H107V2H106ZM113 3H114V2H113ZM120 3H121V1H120ZM162 3H163V2H162ZM199 3H198L197 5H199ZM207 3H208V2H207ZM231 3H233V5H231L233 8L230 7V4H231ZM0 4H1V3H0ZM49 4L53 5L54 7L49 6ZM70 4H71V3H70ZM80 4H81V3H80ZM85 4H86V3H85ZM88 4H89V1H88ZM88 4H87V5H88ZM104 4H105V2H104ZM128 4H130V3H128ZM164 4H165V3H164ZM169 4H170V3H169ZM178 4H179V3H178ZM178 4H177V5H178ZM182 4H183V3H182ZM182 4H181V5H182ZM188 4H190V3H188ZM194 4H195V3H194ZM194 4H193V7L191 6L192 4H190V7H192V9H194ZM222 4H223V3H222ZM243 4H244V3H243ZM248 4H249V3H248ZM251 4H252V3H251ZM261 4H262V3H261ZM4 5H8V4L6 3V4H4ZM4 5H2V6H4ZM30 5H31V3H30ZM34 5H35V4H34ZM34 5H33V6H34ZM39 5H40V4H39ZM55 5H56V9H55ZM73 5H74V4H73ZM76 5H77V4H76ZM78 5H79V4H78ZM90 5H91V4H90ZM98 5H99V3H98ZM116 5H117V4H116ZM116 5H115V6H116ZM165 5H166V4H165ZM185 5H186V4H185ZM197 5H196V6H197ZM205 5H206V4H205ZM207 5H208V4H207ZM224 5H225V4H224ZM237 5H238V4H237ZM239 5H241V4H239ZM244 5H245V4H244ZM252 5H253V4H252ZM252 5H251V6H252ZM18 6H19V5H18ZM26 6H27V3H26ZM48 6L51 7V9H50ZM63 6H64V7H63ZM88 6H89V5H88ZM107 6H108V3H107ZM167 6H168V5H167ZM179 6H180V5H179ZM200 6H201V5H200ZM219 6H220V5H219ZM256 6H259V4L256 5ZM8 7H9V6H8ZM11 7H13V5H12ZM20 7H21V6H20ZM20 7H19V8H20ZM22 7H23V6H22ZM24 7H25V6H24ZM30 7H31V6H30ZM44 7H45V6H44ZM44 7H42V8H44ZM76 7H77V6H76ZM79 7H80V5H79ZM79 7H78V8H79ZM81 7H82V6H81ZM94 7H97V5H95ZM98 7H99V6H98ZM100 7H101V5H100ZM112 7H113V4H112ZM136 7H137V6H136ZM158 7H159V5H158ZM161 7H162V6H161ZM161 7H160V8H161ZM164 7H166V6H164ZM173 7H174V6H173ZM175 7H176V6H175ZM184 7H185V6H184ZM190 7H188V6L186 5V8H185V9H188V12L192 13L193 16H194V14H195V17L193 18V16L189 13V14L192 16V17L189 18V16H190L189 14H188V16H187V15L181 13L182 18H184V19H182V21H183V20H184V21H183V22L180 21V24H178V23H179L178 21H177L178 23L176 22L178 25H180V27H181L182 24H184V25H182V26H183V27H182L183 29H185V27L187 26V27H186V28L188 29V30L186 29L187 32H186V30H185V33H184V32H183L184 30L181 29V36H182L183 33H184V34L189 33V35H190V37H191L190 32H188V31H189V28H190V31H191V29H192L191 27H193V26H192L193 23H196V22H194V20H195V18H196V13H193V12H192L193 10H192ZM239 7H240V6H239ZM259 7L261 8L260 11L264 12L263 9H262V7H261V6H259ZM263 7H264V6H263ZM0 8H1V7H0ZM15 8H16V7H15ZM25 8H26V7H25ZM27 8H28V7H27ZM38 8H39V6H38ZM40 8H41V6H40ZM40 8H39V9H40ZM42 8H41V9H42ZM64 8H65V9H64ZM68 8L70 9V8H72V6H70V7H68ZM73 8H74V6H73ZM84 8H85V7H84ZM123 8H124V7H123ZM128 8H131V6L128 7ZM150 8H151V7H150ZM176 8H177V7H176ZM178 8H179V7H178ZM182 8H183V7H182ZM199 8H200V7H199ZM199 8L197 7V9H199ZM216 8H217V7H216ZM219 8H220V7H219ZM219 8H218V9H219ZM249 8H250V7H249ZM260 8H258V9H260ZM2 9H3V7H2ZM4 9H6V8L4 7ZM10 9H11V8H9V13H10ZM12 9H13V8H12ZM33 9H34V8H33ZM44 9H45V8H44ZM52 9H53V10L55 9L56 11H53ZM76 9H77V8H76ZM82 9H83V8H82ZM82 9H79V10H82ZM85 9H87V7H86ZM103 9H104V8H103ZM105 9L108 10V9H111V7H110V8H105ZM116 9H118V7H116ZM133 9H134V8H133ZM135 9H136V8H135ZM135 9H134V10H135ZM166 9H167V8H166ZM173 9H174V8H173ZM190 9H191L192 11H189ZM200 9H201V8H200ZM223 9H224V8H223ZM236 9H237V7L235 8V11H236ZM238 9H239V10H238ZM238 9H237V11H236L235 13H236V15L239 17V19L237 20L238 22H236V21H235V22H236L237 26L239 27V30H240V32H241L242 34H240V32H239V30H238V27H236V29H237V31H238L239 33H237L236 30H234V31H236V32H233V29H232V28H231L232 30L230 29L231 31H230V30L228 31V30H227L228 28H224V27H223V29H224V33H225V34H223V36L226 35V32H227V34L230 33L229 37H228L227 35H226L225 37H227V38H230V36H231L232 38L234 37V39H236V42H239V41L242 42V41H243L242 39L245 37V38H246V41H249V42H248V45H250V46H249L250 49H249V48L247 47L248 45H246V43H245L246 47L250 50L249 52H247V54L245 53L246 50L244 51V50L241 49V50H242V51H241V50L239 49V47L236 46V42H232V41L229 42L228 40H224V39H226V38L223 37V36H222L221 38H224V39H221V41H220L221 44H219V45H221V47L219 48V53H218V54H220V56H219V55H216L217 52H218V51H217L218 49L215 50V51H217L216 54L213 53V52H211V51H214L213 49H212V50L210 49L211 51H210V50H208V51L206 50V51H205V49L212 48V47H210L209 43H208V47H209V48H205V47H203V46H206V45H207L206 42L204 41V39L206 38V37H205L206 34H204V33H207V31L205 32V30H204V33H203L204 38H203V35H202V32H203V31L200 32L201 35H202V37H201L199 34H197V36L199 35V37L202 38V39H201V38H198V41L201 42V41L203 40L202 42H204L203 45H200V42H197V44L199 43L198 45L202 46L204 49H203L202 47H200V46H198L199 48H198V47H197V48H198V51H201V50L203 49V50H204L205 52H207V53H209V51H210L209 55H210L211 53H213V54H215V56H219L218 58H221V60H220V59H217V60H220V65H222V66H224L223 64H228V62H227V63H224V62H226V60L224 61V59H228L229 61H232V60L234 61L235 57L237 56V58H238V55L241 56V52H242L243 55H244V54H246V55L242 56V57H241V60L243 59V57L246 58V59L243 60V61H244L247 65L244 64V62L241 61V60H240V61H241V63H240V61L237 60V59H235L236 64L234 63L235 61H234L233 63H234L235 65H237V62L240 63V64H243L242 66H241V65H240V66H241L242 69L245 71V69H246L245 65L247 66V68H250L251 66L248 67V65H255V67H256L257 64H260V63L264 62V37L262 36V35H264V32H261L262 34H260L261 28L264 27V25H263L264 20L261 21V22H262V27H261L260 29L257 30L255 27L252 28V27L250 26V24L247 22V19H246L247 17L245 18L244 15H243V14H245V13L243 12V14H241L240 12H238V11H241V12L244 11V10L242 9V7H241V8H238ZM240 9H242V10H240ZM244 9H245V8H244ZM251 9H252V8H251ZM255 9H256V8H255ZM18 10L20 11L21 9H18ZM29 10H30V9H29ZM35 10H37V9L35 8L34 11H35ZM70 10H71V9H70ZM70 10H69L70 13H69L68 11H65V12H67V13H65V12L62 11V12H63L62 14L65 13V14H68V15L70 16V14L72 13L71 11H73L74 9L71 10V11H70ZM79 10H78V11H79ZM93 10H95V9H93ZM93 10L91 9L92 12H96V11H93ZM119 10H120V9H119ZM119 10H117V11H119ZM126 10H127V9H126ZM155 10H156V9H155ZM161 10H162V9H161ZM177 10L179 11V9H177ZM194 10H195V9H194ZM203 10H204V9H203ZM224 10H225V9H224ZM226 10H227V9H226ZM226 10H225V11H226ZM229 10H228V11H229ZM4 11H5V10H4ZM4 11H3V12H4ZM11 11H13V10H11ZM16 11H17V10H16ZM19 11H18V12H19ZM23 11H24V10H23ZM30 11H31V10H30ZM50 11H52V12H50ZM76 11H77V10H76ZM84 11H85V10H84ZM102 11H104L103 13H105V10H102ZM110 11H113V10H110ZM114 11H115V10H114ZM127 11H128V10H127ZM144 11H145V10H144ZM146 11H147V10H146ZM150 11H151V10H150ZM150 11H149V12H150ZM164 11H165V10H164ZM180 11H181V9H180ZM183 11H184V8H183ZM214 11H215V10H214ZM225 11H224V12H225ZM260 11H256V12H260ZM0 12H1V11H0ZM13 12H14V11H13ZM25 12H26V11H25ZM80 12H83V11H79L78 13L81 14ZM87 12H89V10H86V13H87ZM92 12H90V14H91ZM107 12H108V11H107ZM217 12H218V11H217ZM262 12H260V13L262 14ZM4 13H5V12H4ZM20 13L23 14L22 11H21ZM29 13L31 14V13H33V12H29ZM34 13H35V12H34ZM75 13H76V12H75ZM86 13H85V14H86ZM103 13H102V14H103ZM110 13H111V12H110ZM119 13H121V12H119ZM128 13H129V12H128ZM128 13H127V15H128ZM133 13H134V12H133ZM151 13H152V12H151ZM162 13H163V11H162ZM176 13H177V12H176ZM198 13H199V12H198ZM1 14H2V13H0V15H1ZM7 14H8V12H7ZM73 14H74V13H73ZM87 14H89V13H87ZM92 14H93V13H92ZM107 14H108V13H107ZM130 14H131V16H132V13H130ZM147 14H148V13H147ZM168 14H169V13H167V16H169V17H170V15H172L171 13H170V15H168ZM173 14H174V13H173ZM186 14H187V11H186ZM246 14H247V13H246ZM248 14H249V13H248ZM254 14H255V13H254ZM261 14H260V15H261ZM2 15H3V14H2ZM5 15H6V13H5ZM8 15H9V14H8ZM11 15H13V13H12ZM19 15H20V14H19ZM24 15H25V14H24ZM24 15H23V16H24ZM28 15H29V14H28ZM36 15H37V14H36ZM38 15H39V13H38ZM38 15H37V16H38ZM51 15H52V16H51ZM56 15H57V18H58L59 15H61L62 17H60L59 19L56 20V19H55V16H56ZM71 15H72V14H71ZM81 15H82V14H81ZM105 15H106V14H105ZM110 15H112V14H110ZM117 15H119V14L117 13ZM144 15H145V14H144ZM149 15H150V17H151V14H149ZM155 15H156V14H155ZM160 15H161V14H160ZM160 15L158 14V16H160ZM179 15H180V14H179ZM181 15H180V16H181ZM184 15H185V17H184ZM207 15H208V14H207ZM207 15H206V16H207ZM255 15H256V14H255ZM20 16H21V15H20ZM20 16H19V17H20ZM31 16H32V15H31ZM31 16H30V17H31ZM33 16H35V14H34ZM39 16H40V15H39ZM66 16H67V15H66ZM66 16H64V19H66L67 21H68V19H69V21H70L71 18H73L72 16H74V15H72V16H70V17L67 16L68 19L65 18ZM102 16H103V15H102ZM108 16H109V15H108ZM113 16L116 17V14L113 15ZM121 16H122V15H121ZM121 16H120V17H121ZM124 16H125V15H124ZM124 16H123V17H124ZM134 16H135V15H134ZM136 16H137V15H136ZM138 16H139V14H138ZM145 16H147V15H145ZM180 16H179V17H180ZM201 16H202V14H201ZM209 16H210V15H209ZM224 16H225V15H224ZM234 16H235V15H234ZM245 16H246V15H245ZM248 16H249V15H248ZM252 16H253V15H252ZM0 17L2 18V16H0ZM3 17H5V16H3ZM16 17H17V16H16ZM25 17H26V15H25ZM30 17H29V18H30ZM75 17H76V16H75ZM75 17H74V18H75ZM82 17H84V16L82 15ZM82 17H80V18H82ZM88 17H89V16H88ZM106 17H107V16H106ZM117 17H118V16H117ZM132 17H133V16H132ZM142 17H143V16H142ZM148 17H149V16H148ZM148 17H146V18L148 19ZM150 17H149V18H150ZM160 17H161V16H160ZM160 17H159V18H160ZM163 17H165V15H164ZM179 17H177V19H180V20H181V17H180V18H179ZM187 17L189 18V20L192 18L191 20H192L193 22H192V21H189V20L187 19ZM207 17H208V16H207ZM222 17H223V16H222ZM238 17H235V18L237 19ZM10 18H11V17H10ZM10 18H9V19H10ZM23 18H24V17H23ZM29 18H28V19H29ZM41 18H38V17H37V19H36V17H32V18L29 19V20H30V23H31L32 21H33V22H35L36 20L39 21L38 19H41ZM77 18H78V17H77ZM84 18H85V17H84ZM84 18H83V19H84ZM109 18H112V17L110 16ZM118 18H119V17H118ZM125 18H126V16H125ZM127 18H129V17H127ZM134 18H135V17H134ZM140 18H141V17H140ZM151 18H152V17H151ZM157 18H158V17H157ZM159 18H158V19H159ZM167 18H168V17H167ZM170 18H171V17H170ZM170 18H169V19H170ZM173 18H174V17H173ZM202 18H203V17H202ZM219 18H220V17H219ZM219 18H218V19H219ZM230 18H233V17H230ZM254 18H255V16H254ZM254 18H253V19H254ZM263 18H264V17H263ZM5 19H6V18H5ZM9 19L7 18V20H9ZM13 19H14V18H13ZM15 19H16V18H15ZM15 19H14V20H15ZM53 19H54V20H53ZM64 19H62V21H63ZM87 19H89V18H87ZM91 19H92V18H91ZM101 19H102V18H101ZM106 19H107V18H106ZM123 19H124V18H123ZM154 19H155V16H154ZM154 19H153V20H154ZM165 19H166V18H165ZM174 19H175V18H174ZM193 19H194V20H193ZM226 19H227V18H226ZM226 19H225V20H226ZM245 19H246V20H245ZM261 19H262V18H260V20H261ZM7 20H6V23H7V25H8ZM29 20H28V21H29ZM55 20H56V22H55ZM58 20H59V21H58ZM72 20H75V19H72ZM77 20H78V19H77ZM81 20H82V19H81ZM81 20H80V21H81ZM89 20H90V19H89ZM104 20H105V17H104ZM112 20H113V18H112ZM121 20H122V18H121ZM137 20H139V19L137 18ZM149 20H150V19H149ZM161 20H163V19H161ZM170 20H171V19H170ZM260 20H259V21H260ZM25 21H27V20L25 19ZM28 21H27V22H28ZM41 21H42V20H41ZM41 21H40V23H41ZM43 21H42V22H43ZM52 21H53L56 25H55V24L52 25V24H51ZM67 21H66V23H68ZM83 21H84V20H82V22H83ZM85 21H86V20H85ZM90 21H91V20H90ZM113 21H114V20H113ZM116 21H118V19H116ZM122 21H123V20H122ZM122 21H121V22H122ZM125 21H126V19L124 20V22H125ZM131 21H132V20H131ZM139 21H140V20H139ZM141 21H142V20H141ZM163 21H164V20H163ZM163 21H162V22H163ZM168 21H169V20H168ZM168 21H167V22H168ZM187 21L191 22L192 25H190V23L188 24ZM257 21H258V19H257ZM1 22H3V23L5 24V21H3V19H1ZM10 22H12V19H11ZM18 22L21 23L22 21L19 20ZM18 22H17V23H18ZM53 22H52V23H53ZM64 22H65V21H64ZM64 22H63V23H64ZM70 22H72V21H70ZM82 22H81V23H82ZM86 22H87V21H86ZM94 22H95V21H94ZM94 22H93V23H94ZM105 22H106V21H105ZM109 22H112V21H109ZM118 22H119V21H118ZM124 22H122V23H124ZM126 22H127V21H126ZM134 22H135V21H134ZM144 22L146 23V22H149V21H146V19H145V21H144V19H143V23H144ZM150 22H151V23H154V22H152L151 20H150ZM150 22H149V23H150ZM157 22H158V21H157ZM159 22H160V21H159ZM171 22H172V20L170 21V24H171ZM173 22H174V21H173ZM173 22H172V24H175V25L177 26V24H176V23H173ZM181 22H182V24H181ZM205 22H206V21H205ZM205 22H204V23H205ZM15 23H16V22H15ZM17 23H16V24H17ZM20 23H18V24H20ZM22 23H23V22H22ZM22 23H21V24H22ZM25 23H26V22H25ZM35 23L38 24L37 22H35ZM60 23H61V22H60ZM73 23H74V21H73ZM79 23H80V22H79ZM106 23L108 24V22H106ZM106 23H104V25H105ZM135 23H138V22H135ZM135 23H134V24H135ZM141 23H142V22H141ZM141 23H139V24H141ZM143 23H142V24H143ZM149 23H148V24H149ZM155 23H156V22H155ZM165 23H166V22H165ZM186 23H187L188 25H186ZM219 23H221V22H219ZM230 23H231V22H230ZM259 23H260V22H259ZM21 24H20V25H21ZM36 24H35V25L33 24V27H34V28H35ZM41 24H42V23H41ZM64 24H65V23H64ZM88 24H89V23H88ZM94 24H95V23H94ZM99 24H100V23H99ZM126 24H127V23H126ZM128 24H129V23H128ZM128 24H127V25H128ZM148 24H146V25H148ZM163 24H164V23H163ZM167 24H169V23H166V27H167V30H168V26H167ZM9 25H10V24H9ZM27 25H28V26H26V25L24 24V26H26V28H25V27H23V28L20 27V28H19V30L22 28V32H25L26 29H29V33H26L27 35H25V33H24V35L22 34V35L19 36V38H20V37H25V36H27L26 39H25V38H21L22 40L24 39L23 41L20 39L21 42L24 43V41H25V40L27 41V39L30 38L31 35H32V37H33V35H34L33 33H35V32L37 33V32H38L37 35H36V34L34 35V36H36V38H34L35 40L31 37L32 40H33V42H36V44H37V42L39 41V42H38V45H39L40 47L43 45V47H41V49H43V51L41 50V51H42V52H41V51L39 50V52H41L42 56L39 55V53H38V55L41 56V57H40L41 59L38 60V59H39V58H38L39 56L37 57L38 59H37V58H36V59H37V61H39V64H40L41 60H42V62H44V59H46V61L48 60L49 62H50V61L52 62V63L50 62V63L52 64V65L50 66V70L47 71L49 74L47 73L48 75H46V76H44L45 74H44V72H43V71H45V70H44V69L42 70L40 67H39V68H40L42 71H41L40 69H38V70L41 71L43 74H41V72H39V71H38V72H39L40 74H38V73L36 74V71H35V73H34L33 70H34V69L36 70V68H33V70H32L31 67H35V66H31L29 69H27V71H28V70H32L33 73L36 74L35 76H33L34 79H35L36 76L39 77V75H40V79H39V80H40L41 82H42L43 80H45L44 82H47V83H48V81H49V82L52 83V84H50V85H54V84L56 83V81H57V84H58V82L60 81L59 84L64 85V87H66V88H63V86L60 85L61 87L59 88V87H58L59 84H58V85L55 84L56 86H55V85H54L55 87L52 86L51 90L54 89V88H55V89L58 88L57 91H60L59 89L62 88V89H64L63 92H64V91H66V92L69 91V95L71 94V93H70L71 90H72V91H75V93H76L77 90H78L79 92H83V88H85V87H87L88 90H89L91 87H93V89L95 90L94 85H95V87H96V84H95L96 82L101 81V83H102V82L106 81V80H104V81L102 80L103 77H101V80H100V79H99V78H100V77H99V74H100V76H102L101 73H103V76H104V75L107 76V74H108V72H109V74L112 73V75H113V72L108 71V70H111L113 67H112L111 69L108 68V67H107V65H108L107 63H109V62H108V60H107V63H106V62H105V61H106L105 59H106V58L108 59V58L110 57L109 59L111 60V55L113 54V52H114L115 50H112V48H111V50H110V47H109V48L107 47L109 51H108V52L105 51V50H107V49H105V45H106V44H105L104 47L102 48V43L100 42V43H101V47H98V46H100V45L98 44L97 47H95V49H94V48H93L94 46H93L92 48H93L94 50H93L92 48H91V49H86V47H85L84 50H86V51H84V50H83V47H84V46H83V47L81 46V48H82V49H81L82 52H81V50L78 48V46H79V44L82 45L81 43L84 44V42L79 43V40L81 41V38H82V39H84V38H83L82 36H81V38H80L78 35H76V33H78V32H79V33L82 32V31H79L80 29H79L78 27H76V28L79 29V30L77 29L78 32H77V30H75V28L73 29V26L68 27L67 29H66V28H62V27H60V28H62V31H61L60 28H59V32H56V31L52 30L51 32H53V34H54V37H53V34L50 32V30H51L50 28H49L50 30L48 29L49 31H47V32L44 31V30H46V29H44V30H43V33H42V30H41V29H40L41 31H40L39 29H37V28L40 27V25H39V27L36 26V29L39 30V31L41 32V33H39V31H35V32H33V27H31L32 23H31L30 26H29L28 23H27ZM69 25H70V24H69ZM91 25H92V23H91ZM114 25H115V24H114ZM124 25H125V24H124ZM129 25H130V24H129ZM129 25H128V26H129ZM136 25H138V24H136ZM136 25H135V26H136ZM149 25H150V24H149ZM151 25H153V24H151ZM195 25H196V24H195ZM199 25H200V24H199ZM251 25H252V24H251ZM1 26H3V24L0 25V28H1ZM12 26H13V24H12ZM15 26H17V25H15ZM56 26H59V27H56ZM61 26H64V25H61ZM67 26H68V25H67ZM75 26H78V24H76ZM84 26H86V23H85ZM96 26H100V29H101V25H97V24H96ZM96 26H95V29H96ZM119 26H120V25H119ZM125 26H126V25H125ZM132 26L135 27L134 25H132ZM139 26H140V25H139ZM154 26H156V25H154ZM157 26H158V24H157ZM157 26H156V27H157ZM159 26H160V25H159ZM159 26H158V27H159ZM161 26H162V25H161ZM172 26H173V25H172ZM184 26H185V27H184ZM188 26H189V27H188ZM190 26H191V27H190ZM205 26H206V25H205ZM227 26H228V25H227ZM227 26H225V27H227ZM252 26H253V25H252ZM4 27H5V26H4ZM8 27H9L10 30L13 29V28H10V26H8ZM17 27H18V26H17ZM28 27H29V28H28ZM30 27L32 28V32H30V31H31V30H30ZM43 27H44V25H43ZM79 27H80V26H79ZM82 27H83V26H82ZM86 27H87V26H86ZM86 27H85V28H86ZM88 27H89V26H88ZM90 27H91V26H90ZM93 27H94V26H93ZM93 27H92V28H93ZM102 27H103V25H102ZM113 27H114V26H113ZM117 27H118V26H117ZM117 27H116V28L114 27V28L117 29ZM126 27H127V26H126ZM130 27H131V26H130ZM143 27H144V25H143ZM147 27L149 28V26H147ZM151 27H153V26H151ZM156 27H155V28H156ZM158 27H157L156 29H158ZM206 27H207V26H206ZM14 28H15V27H14ZM40 28H41V27H40ZM103 28H104V27H103ZM110 28H111V27H110ZM122 28H123V27H122ZM131 28H132V27H131ZM137 28H138V27H137ZM141 28H142V27H141ZM178 28H179V27H178ZM178 28H176V30H177ZM204 28H205V27H204ZM2 29L4 30L5 28H2ZM64 29H65V30H64ZM72 29H73L74 31H72ZM82 29H84V28H82ZM88 29H89V28H88ZM95 29H94V30H95ZM118 29H119V28H118ZM118 29H117V30H118ZM139 29H140V28H139ZM142 29H143V28H142ZM144 29L147 30V28H144ZM153 29H154V28H153ZM160 29H162V28H160ZM160 29H158V30H160ZM172 29H173V27H172ZM205 29H206V28H205ZM207 29H209V28L207 27ZM210 29H211V28H210ZM255 29H256V31H255ZM6 30H7V29H6ZM6 30H4V31L7 32ZM10 30H8L7 33H9ZM13 30H14V29H13ZM17 30H18V29H17ZM17 30H16V31H17ZM19 30H18V31H19ZM34 30H35V29H34ZM84 30H85V29H84ZM91 30H93V29H91ZM94 30H93V31H94ZM97 30H98V29H97ZM104 30H105V29H104ZM104 30L102 29L101 31L103 32ZM120 30H121V29H120ZM126 30H127V29H126ZM126 30H125V31H126ZM132 30H133V28H132ZM137 30H138V29H137ZM146 30H145V32H146ZM151 30H152V29H149V31H151ZM154 30H155V29H154ZM158 30H157V31H158ZM173 30H174V29H173ZM179 30H180V29H179ZM192 30H193V29H192ZM194 30H195V29H194ZM60 31L62 32V34H59L60 37H57L55 34H56V33H60ZM63 31H65L66 33H65V32L63 33ZM89 31H90V29H89ZM89 31H87V32L89 33ZM93 31H92V32L90 31V33H91V34L95 33V32H93ZM101 31H100V32H101ZM107 31H110V30H107ZM107 31H106V32H107ZM125 31L122 30V33L125 32ZM134 31H136V29H135ZM134 31H133V32H134ZM142 31H144V30H142ZM155 31H156V30H155ZM155 31H154V32H155ZM157 31H156L155 33H157ZM164 31H165V29H164ZM258 31H259V32H258ZM262 31H264V30H262ZM0 32H2V31L0 30ZM5 32H4V34L2 33V35H5V34H6ZM45 32H46V33L50 32V34H52V35H48V38H49L50 36H52L51 39H53V42L56 41V42H59V43H60V44H57V43H56L57 46H55V48H58V46H62V44H65V43H67V45H68V44L71 45V46L69 45L70 47L68 46L67 50H65V48L63 49V46H64V45H63L62 47H59V48H60V50H59L60 52H61L62 50H64V51H67V52H65V53H68V50H69L70 53H71V52H74V53H75V52H77L78 50H80V51L77 52L78 57H80V56H81V58L84 57V58H86L85 62L87 61V63H85L86 66H85V65L82 66L81 63L79 64L80 66L83 67V69L86 68L85 70H86V72H87L88 74L85 73V74H86V75H85V74L83 73V72H85V70H83L82 67H81V70L83 71V72L81 71V73H83L82 75H85V76H86V79H85V76H84V78H83V77H81L82 75H78V78L80 77L79 79H81V78H82V79H81V81L78 79V81L75 83V81L77 80V77H76L77 74H78V73H77V74H74L75 77H76L75 81H74V82H72L73 80L70 81V80H71V74H69V73H72V71L74 72L75 66H74V69H73V67H72V70H71L70 72H69V70H70L69 67H71L72 64H73V65L76 64V61H77V59H76V61H75V58H76V57L73 58V56H72L73 54L71 53V54H72L71 56H72V58L74 59V60H73L74 62H73L72 60H71V62H70L69 59H72V58H69V56L66 55V57H68L69 59H68V58L63 59V57H62V55H61L62 53H59V51H58V53L61 55V56L59 57V56H58V53L56 52V49L53 50V48H52V47H54L53 44H55V43H53L50 39L46 38L47 34H46ZM84 32H86V31H84ZM97 32H98V31H97ZM106 32H103V34L106 33ZM128 32H129V30H128ZM128 32H127V33L125 32V33H126L127 35H128V34H131V35H132L131 37L133 38V35H134V34H132V31H131V33H130V32L128 33ZM182 32H183V33H182ZM197 32L199 33V31H197ZM211 32H212V31H211ZM211 32H209V33H211ZM231 32H232V34L234 33L235 35H236V33L239 34V37H238V35H237V36H234V34L232 35ZM15 33H16V32H15ZM19 33L21 34L20 31H19ZM30 33H32V34H30ZM90 33H89V34H90ZM119 33H121V32H119ZM134 33H135V32H134ZM136 33L138 34V32H136ZM140 33H142V32H140ZM143 33H144V32H143ZM148 33H149V32H148ZM162 33H163V32H162ZM175 33H176V32H175ZM193 33H194V31L192 32V34H193ZM195 33H196V30H195ZM195 33H194V34H195ZM28 34L30 35V37H28V36H29ZM41 34L44 35V36H45V34H46V36L43 38V36H41ZM63 34H64V35H63ZM83 34H84V33H83ZM109 34H110V33H108L107 37L109 36ZM111 34H112V33H111ZM137 34H135V35H137ZM151 34L154 35V33H151ZM159 34H160V33H159ZM170 34H171V32H170ZM170 34H169V35H170ZM172 34H173V31H172ZM194 34H193L192 36H194ZM218 34H219V33H218ZM6 35H7V34H6ZM15 35H16V34H15ZM85 35H86V34H85ZM87 35H88V34H87ZM98 35H99V34H98ZM114 35H115V34H114ZM117 35H118V32H117ZM138 35H139V34H138ZM141 35H143V34H140V36H141ZM145 35L148 36L149 34H147V32H146V34H144V36H145ZM160 35H161V34H160ZM187 35H188V34H187ZM208 35H209V34H208ZM208 35H206V36H208ZM9 36H10V35H8V37H9ZM11 36H13V35H12V32H11ZM17 36H18V34H17ZM94 36H95V35H94ZM94 36H93V37H94ZM100 36H101V35H100ZM103 36H104V35H103ZM120 36H121V34H120ZM120 36H119V37H120ZM123 36H124V35H123ZM163 36H164V35H163ZM167 36H168V35H167ZM179 36H180V35H179ZM218 36H219V35H218ZM2 37H3V36H2ZM8 37H7V38H8ZM13 37H14V36H13ZM40 37H41V38H40ZM87 37H88V36H87ZM89 37H90V36H89ZM93 37L91 38V40L93 39ZM101 37H102V36H101ZM105 37H106V36H105ZM110 37H114V38H115V36H110ZM121 37H122V36H121ZM131 37H130V39H131ZM135 37H136V36H134V38H135ZM149 37H150V36H149ZM164 37H165V36H164ZM170 37H171V36H170ZM176 37H177V36H176ZM182 37H183V36H182ZM182 37H181V39H182ZM185 37H187V36H185ZM188 37H189V36H188ZM195 37H196V36H195ZM235 37H236V38H235ZM15 38H16V37H15ZM15 38H14V40H15ZM31 38H30V40H31ZM42 38H43L45 41H46V39H48V41L50 40L52 44L50 43L49 45H53V46H52V47L48 46L46 43H49L50 41H49V42L46 41V43H45V41H43ZM45 38H46V39H45ZM78 38H80V39H78ZM99 38H100V37H99ZM99 38H97V41H98V40L101 41V39H99ZM114 38H112V39H114ZM122 38H123V37H122ZM126 38H128V37L126 36ZM137 38H139V37H137ZM142 38H143V37H142ZM142 38H141V39H142ZM144 38H145V37H144ZM146 38H148V37H146ZM154 38H156V37H154ZM157 38H158V37H157ZM157 38H156V39H157ZM171 38H172V37H171ZM171 38H170V39H171ZM211 38H212V37H211ZM232 38H230L229 40H231ZM10 39H11V38H10ZM16 39H17V38H16ZM36 39H37V40H38V39H41L42 41H41V40H38V41H37ZM77 39H78V42H77ZM87 39H88V38H87ZM95 39H96V37H95ZM107 39H109V38H107ZM112 39H111V40H112ZM118 39H119V38H118ZM118 39H117V40H118ZM135 39H136V38H135ZM172 39H173V38H172ZM179 39H180V38H179ZM183 39H184V37H183ZM186 39H187V38H186ZM189 39H191V38H189ZM195 39H196V38H195ZM195 39H193V40L191 39V40H192L193 42H196ZM200 39H201V40H200ZM234 39H232V40L234 41ZM237 39H238V40H237ZM2 40H3V38H2ZM2 40H1V42H0L1 44H2V42H3ZM8 40H9V39H8ZM18 40H19V39H18ZM28 40H29V39H28ZM84 40L86 41V39H84ZM89 40H90V38H89ZM89 40H88V41H89ZM93 40H94V39H93ZM93 40H92V41H93ZM103 40H104V38H103ZM105 40H106V39H105ZM109 40H110V39H109ZM119 40H124V38H123V39H119ZM119 40H118V41H119ZM139 40H140V38H139ZM152 40H153V37H152ZM158 40H160V39H157V41H158ZM11 41H12V40H11ZM26 41H25V42H26ZM95 41H96V40H95ZM97 41H96V42H97ZM115 41H116V40H115ZM124 41L127 42V43L129 42L128 39H127V41H126V40H124ZM124 41H123V44L126 45V43H124ZM131 41L133 42L134 39H131V40H130V43H131ZM143 41L145 42V40H144V39L142 40V42H141L142 44H143ZM147 41H148V43H149V39H147ZM165 41H166V40H165ZM165 41H164V42H165ZM168 41H169V40H168ZM171 41H172V40H171ZM176 41H177V40H176ZM180 41H181V40H180ZM182 41H184V40H182ZM186 41H188V39L185 40V42H186ZM192 41H191V42H192ZM214 41H215V40H214ZM217 41H218V40H217ZM225 41H227V42H225ZM7 42H8V41H7ZM7 42H6V44H7ZM15 42H17V41H15ZM15 42H14V43H15ZM21 42L19 41V42H18V45H19V43L21 44ZM28 42H29V44H30V41H27V43H28ZM41 42H42V43H45L46 46H44V44L40 45ZM89 42H90V41H89ZM111 42H112V41H111ZM134 42H135V41H134ZM134 42H133V43H134ZM150 42H151V39H150ZM153 42H154V41H153ZM159 42H161V44H162L163 41H159ZM172 42H173V41H172ZM178 42H179V40H178ZM185 42H183V43H185ZM202 42H201V44H202ZM240 42H239V43H240ZM243 42H244V41H243ZM3 43L5 44V41H4ZM12 43H13V42H12ZM12 43L10 42L9 45H12V46H13L14 43H13V44H12ZM31 43H32V42H31ZM78 43H79V44H78ZM92 43H93V42H92ZM103 43H105V42H103ZM106 43H107V41H106ZM116 43H118V42H116ZM119 43H122V41L119 42ZM133 43H131V44H133ZM139 43H140V42H139ZM139 43H138V44H139ZM151 43H152V42H151ZM154 43H155V42H154ZM166 43H167V42H166ZM168 43H169V42H168ZM168 43H167V45H169ZM187 43H188V42H187ZM187 43H186V44H187ZM215 43H216V42H215ZM232 43H233V45H232ZM234 43H235V44H234ZM15 44L17 45V43H15ZM24 44H25V43H24ZM29 44H27V45L25 44V45H26V46H30ZM33 44H34V43H33ZM56 44H55V45H56ZM85 44H87V42H86ZM107 44H108V43H107ZM110 44H111V43H110ZM134 44H135V43H134ZM136 44H137V43H136ZM138 44H137V45H138ZM152 44H153V43H152ZM157 44H158V43H157ZM173 44H176V43H175V39H174V43H173ZM179 44H180V42H179ZM179 44H177V45L179 46ZM181 44H182V43H181ZM181 44H180V45H181ZM193 44H194V43H193ZM197 44H196V45H197ZM240 44H241V43H240ZM18 45H17V47H18ZM25 45H22V46L24 47ZM65 45H66V44H65ZM67 45H66V47H67ZM93 45H94V43H93ZM111 45L113 46V42H112ZM111 45H110V46H111ZM117 45H120V44H117ZM124 45H123V46H124ZM128 45H129V44H128ZM128 45H127V46H128ZM145 45L147 46V44H145ZM155 45H156V44H155ZM159 45H160V44H158L157 46H159ZM163 45H164V43H163ZM167 45H165V46H167ZM170 45H172V44L170 43ZM170 45H169V46H170ZM177 45H175V46H177ZM216 45H217V44H216ZM234 45L236 46L235 48H238V49H239L240 53L236 54V53L238 52L237 49H236L237 52H234L235 49H234V51H232V48H234ZM237 45L239 46V44H237ZM1 46H3V45H1ZM5 46H6V45H5ZM5 46H3L4 49H5ZM7 46H8V44H7ZM14 46H15V45H14ZM19 46L21 47V45H19ZM36 46H37V45H36ZM39 46H37L38 49H40ZM47 46L50 47V49H49L50 51H51V48H52L53 52H52V51H51V52L49 51V53H48V51H47V50H48V47H47ZM87 46H89V43H88ZM90 46H91V45H90ZM115 46H116V45H115ZM120 46H121V47H119V49L121 48L122 52H123L124 50H126L125 52H127V49L122 48V47H123L122 45H120ZM134 46H135V45H134ZM139 46H141V45H139ZM149 46H151V45L149 44ZM173 46H174V45H173ZM182 46H184V45H182ZM193 46H194V45H193ZM193 46H192V47H193ZM241 46H242V45H241ZM9 47H10V49H11V46H9ZM20 47H18V48H19L18 51H16L17 49H15V48H13V49H15V50L12 49V51H16V52L19 53V51H20ZM33 47H34V46H33ZM33 47H32V48H33ZM37 47H36V48H37ZM44 47H45V48L47 47V49H46L45 51H44ZM116 47H117V46H116ZM128 47H130V46H128ZM128 47H127V48H128ZM143 47H144V46H143ZM147 47H148V46H147ZM160 47H161V46H160ZM187 47H188V46H187ZM190 47H191V45H190ZM194 47H196V46H194ZM213 47H214V46H213ZM246 47H245V49H246ZM0 48H1V47H0ZM6 48H8V47H6ZM36 48H34V49H36ZM125 48H126V47H125ZM131 48H133V47L131 46ZM131 48H130V51H131ZM152 48H153V47H152ZM162 48H164V47H162ZM162 48H161V50H162V52H164ZM165 48H166V47H165ZM167 48H168V47H167ZM200 48H202V49L200 50ZM242 48H243V47H242ZM1 49H3V48H1ZM4 49H3V52H0L1 55H2L3 57H4V55H5V54H4V55L2 54V53H4ZM21 49H24V48L21 47ZM27 49H28V52H27L26 49H24V50L26 51L25 53H28V54H29V47H28ZM133 49H135V48H133ZM133 49H132V50H133ZM136 49H137V46H136ZM136 49H135V50H136ZM147 49H148V48H147ZM155 49L160 50V48H158V47H157V48H154V50H155ZM173 49H174V48H173ZM175 49H176V48H175ZM177 49H178V47H177ZM8 50H9V49H8ZM8 50H7V51H8ZM76 50H77V51H76ZM88 50H89V51H88ZM116 50H117V49H116ZM121 50H120V52H121ZM135 50H134V51H135ZM149 50H150V49H149ZM167 50H168V49H167ZM179 50H181V48H180ZM179 50H178L177 53H179ZM182 50H184V49L182 48ZM194 50H195V49H194ZM194 50H192V51H194ZM196 50H197V49H196ZM0 51H1V50H0ZM9 51H10V50H9ZM9 51H8V52H9ZM33 51L35 52V50H33ZM46 51H47V53L45 54ZM110 51H111L112 53H111ZM118 51H119V50H118ZM128 51H129V50H128ZM139 51H140V53L142 52L141 50H139ZM139 51H138V52H139ZM185 51H186V49H185ZM185 51H184V52H185ZM188 51H189V50H188ZM204 51H203V54H201L202 51L199 52V53H200V56H201V55H202V56L204 55L205 58L208 57L209 59L215 57L214 55L212 56V54H211L212 57L209 56V55H207V53L204 54ZM16 52H15V53H16ZM36 52H38V51H36ZM43 52H44V53H43ZM79 52H80V54H78ZM109 52L111 53L110 55L108 54ZM115 52H116V51H115ZM120 52H117V53L119 54ZM125 52H124V53H125ZM131 52L133 53V51H131ZM135 52H136V51H135ZM143 52H144V51H143ZM146 52H147V51H146ZM151 52H152V51H151ZM156 52H157V51H156ZM156 52H155V53H156ZM158 52H159V51H158ZM158 52H157V53H158ZM165 52H166V51H165ZM165 52H164V53H165ZM181 52H182V51H181ZM184 52H183V54H184ZM196 52H197V51H196ZM231 52H232V53H231ZM233 52H234L236 55H235ZM243 52H244V53H243ZM5 53H6V52H5ZM18 53H16V55L18 56V58H17V56L15 55L16 58L14 57V59H19L20 54H22L23 52H21L19 55H18ZM25 53H24V54H25ZM31 53H32V52H31ZM117 53H116V54H117ZM157 53H156V54H157ZM159 53L161 54V51H160ZM159 53H158V55H159ZM171 53H172V52H171ZM175 53H176V52H175ZM177 53H176V56H177V55L180 56L181 53H180V54H177ZM185 53H187V52H185ZM188 53H189V52H188ZM190 53H191V52H190ZM194 53H195V52H194ZM9 54H14V52L9 53ZM32 54H33V53H32ZM125 54H126V53H125ZM127 54H128V53H127ZM129 54H130V53H129ZM146 54H147V53H146ZM197 54H198V53H196V54H195L194 56H192V57H193V58L196 57L197 59H199L200 56H199V54H198V55H197ZM230 54L235 55V56L232 55V57H233L234 59H231V58H230V57H231ZM1 55H0V56H1ZM6 55H7V53H6ZM22 55H23V54H22ZM63 55H64V54H63ZM68 55H69V53H68ZM104 55H105V56H104ZM130 55H131V54H130ZM134 55H135V54H133L132 56H134ZM139 55H140V54H139ZM141 55H142V54H141ZM163 55H164V54H163ZM174 55H175V54H174ZM190 55H192V54H190ZM7 56H8V55H7ZM13 56H14V55H13ZM31 56H32V55H31ZM64 56H65V55H64ZM107 56H109V57H107ZM113 56H114V55H113ZM132 56H131V57H132ZM170 56H171V55H170ZM172 56H173V55H172ZM188 56H189V55H188ZM3 57H2V58H3ZM10 57H11V56H10ZM21 57H23V56H21ZM35 57H36V56H35ZM117 57H120V56H117ZM117 57H116V58H117ZM128 57L131 58L130 56H128ZM134 57H135V56H134ZM145 57H146V55H145ZM147 57H148V56H147ZM164 57H169V56H167V54H166V56H164ZM173 57H174V56H173ZM204 57H203V59H204ZM0 58H1V57H0ZM2 58H1V60L3 61ZM4 58H5V57H4ZM6 58H7V57H6ZM12 58H13V57H11V59H12ZM25 58H26V57H25ZM25 58H24V59H25ZM28 58H31L30 55L28 56ZM28 58H26V59H27V60H30V59H28ZM64 58H65V57H64ZM81 58H80V61H82ZM123 58H124V57H122V59H123ZM135 58H136V57H135ZM153 58H154V57H153ZM170 58H172V57H170ZM174 58H175V57H174ZM174 58H173V59H174ZM177 58H178V57H177ZM177 58H175L174 60H176ZM182 58H183V57H182ZM190 58H191V57L188 58V61H190V60L192 59V58H191V59H190ZM201 58H202V57H200V59H201ZM208 58H207V60L210 61ZM215 58H216V57H215ZM215 58H213L214 61H211V62H212L211 64H213V62H215V63L217 62V60H216ZM229 58H230V59H229ZM11 59H10V60L7 59V60H9V61L11 62ZM14 59H12V61H15ZM21 59H23V58H21ZM36 59H35V60H36ZM67 59H68V60H67ZM114 59H115V58H114ZM122 59H120L121 62H122ZM132 59L134 60L133 57H132ZM137 59H139V58H137ZM141 59H143V58H141ZM147 59H148V58H147ZM149 59H150V56H149ZM149 59H148V60H149ZM157 59H158V58H157ZM164 59H165V58H164ZM166 59H167V58H166ZM173 59H171V61H172ZM185 59H186V58H185ZM189 59H190V60H189ZM194 59H195V58H194ZM194 59H193V60H194ZM203 59H202V60H203ZM238 59H239V58H238ZM1 60H0V61H1ZM7 60L5 59V61H7ZM19 60H20V59H19ZM31 60H32V59H31ZM31 60H30V61H31ZM35 60H33V61H35ZM66 60H67V61H66ZM83 60H84V59H83ZM110 60H109V61H110ZM112 60H113V59H112ZM116 60H117V59H116ZM118 60H119V59H118ZM120 60H119V62H120ZM125 60H126V59H125ZM125 60H123V61H125ZM139 60H140V59H139ZM139 60H138V62L141 63V60H140V61H139ZM158 60H160V58H159ZM158 60H152V61H154V62H155V61L158 62ZM167 60H169V59H167ZM178 60H179V59H178ZM193 60H192V63L189 62L190 65L193 64L194 62H195V65H196V61H197V60L195 59L196 61H194V62H193ZM211 60H212V59H211ZM215 60H216V61H215ZM228 60H227V61H228ZM16 61H17V60H16ZM16 61H15V62H16ZM23 61H24V60H23ZM37 61H36V63L38 64ZM80 61H79V62H80ZM128 61H131V60L128 59ZM135 61H137V60H135ZM144 61H145V60H144ZM149 61H150V60H149ZM149 61H148V62H149ZM152 61H151L150 65L152 64ZM165 61H166V60H165ZM165 61H164V64H163V65H165ZM184 61H185V60H184ZM186 61H187V60H186ZM186 61H185V62H186ZM198 61H199V60H198ZM198 61H197V62H198ZM208 61H207V64H208ZM221 61H222V64H221ZM10 62H9V63H10ZM20 62H21V61H20ZM20 62H19V63H20ZM24 62L27 63L26 60H25ZM49 62H48V63H49ZM72 62H73V63H72ZM77 62H78V61H77ZM79 62H78V63H79ZM83 62H84V61H83ZM83 62H82V63H83ZM114 62H115V61H114ZM121 62H120V63H121ZM133 62H134V61H133ZM167 62H170V61H167ZM167 62H166V65L168 64ZM175 62H176V61H175ZM179 62H182V61H179ZM202 62H203V64H204V63H206V60H205V61H202ZM3 63H4V62H1V65H2V66H3ZM9 63H8V64H9ZM11 63H12V62H11ZM22 63H23V62H22ZM32 63H33V62H31V64H32ZM74 63H75V64H74ZM105 63H106V64H105ZM110 63H111V61H110ZM112 63H113V61H112ZM116 63H117V62H116ZM120 63H119V64H120ZM123 63H124V62H123ZM126 63H127V62H125V64H126ZM135 63H136V62H135ZM135 63H134V64H135ZM198 63H200V61H199ZM15 64H18V62H16ZM20 64H21V63H20ZM20 64H19V65H20ZM24 64H25V63H24ZM31 64H30V65H31ZM37 64L34 63L33 65H37ZM39 64H38V66H40ZM44 64H47V62H44ZM69 64H71V65H69ZM87 64H88V65H87ZM113 64H114V63H113ZM113 64H112V65H113ZM119 64H117V65H119ZM130 64H131V63H130ZM132 64H133V63H132ZM132 64H131V65H132ZM134 64H133V65H134ZM144 64L147 65L146 63H144ZM159 64H160V63H159ZM161 64H162V63H161ZM174 64H175V63H174ZM174 64H173V67H174V70H176V69H175V65H176V64H175V65H174ZM181 64H183V63H181ZM234 64H232V65H234ZM263 64H264V63H263ZM1 65H0V67H1ZM13 65H14V64H13ZM19 65H18V66H19ZM22 65H23V64H22ZM26 65H27V64H25V66H26ZM28 65H29V64H28ZM28 65H27V67H25V68H28ZM76 65H78V64H76ZM79 65L77 66V69L79 68ZM109 65H110V64H109ZM109 65H108V66H109ZM136 65H141V64H138V63H137ZM136 65H134V67H135ZM152 65H153V64H152ZM155 65H156V64H155ZM166 65H165V66H166ZM178 65H179V64H178ZM190 65H189V66H190ZM195 65H194V66H195ZM197 65H198V64H197ZM214 65H215V64H214ZM220 65H219V66H220ZM230 65H231V63L229 62L228 66H230ZM4 66H5V65H4ZM11 66H12V65H11ZM11 66L8 65V67H7V65H6V67H5V68L8 69V70L5 69V70H7L6 72L9 73V74L6 73L7 76H6V74L3 73L4 71H3V72L1 71V68H0L1 75H2V73H3V74H4V76H3L4 78L7 77V79H9L8 77H9L10 74L13 75V77H15L14 75H16V74H15L14 72H17V71L20 69V68L18 69V68L14 65V67H16V69H18V70L16 71V70L14 69V67L12 66L13 69H14V70L12 71ZM20 66H21V65H20ZM45 66L48 67L49 65L47 64V65H45ZM62 66H63V67H64V66H67L68 70L66 69V67H65L66 70H64V68H62ZM68 66H69V67H68ZM84 66H85V67H84ZM113 66H115V65H113ZM141 66H142V65H141ZM143 66H144V65H143ZM157 66H158V65H157ZM159 66H161V65H159ZM168 66H170V65H168ZM168 66H166V67H168ZM171 66H172V65H171ZM171 66H170V67H171ZM179 66H180V65H179ZM182 66H183V65H182ZM194 66H193V67H194ZM204 66H206V64H204ZM208 66L211 67L210 63H209ZM222 66H221V67H222ZM262 66H263V65H262ZM22 67H23V66H22ZM36 67H37V66H36ZM47 67H46V68H47ZM51 67H52V68H51ZM87 67H88V68H87ZM119 67H121V64L119 65ZM128 67H129V66H128ZM128 67H126V68H128ZM131 67L133 68V66H131ZM131 67H130V68H131ZM137 67H138V66H137ZM137 67H136V68H137ZM139 67H140V66H139ZM148 67H149V66H148ZM148 67H147V68H148ZM150 67L152 68V66H150ZM150 67H149V69H150ZM162 67H163V66H162ZM162 67H161V68H162ZM166 67H164V68H165L164 70L169 69V68H166ZM185 67H186V66H185ZM193 67H192V68H193ZM198 67H199V66H198ZM201 67H202V65H201ZM201 67H199V68H200V69H202V68L204 69V67H202V68H201ZM206 67H207V66H206ZM212 67H215V66H212ZM212 67H211V68H212ZM217 67H218V66H217ZM221 67H220V68H221ZM225 67H226V66H225ZM235 67H236V66H235ZM235 67H234V68H235ZM237 67H238V66H237ZM243 67H244L245 69H244ZM255 67H254V69H255ZM2 68H3V67H2ZM37 68H38V67H37ZM43 68H44V65H43ZM46 68H45V69H46ZM115 68H116L115 70L118 69V67H115ZM122 68H124V67H122ZM130 68H129V70H131ZM136 68H135V69H136ZM140 68H141V67H140ZM181 68H182V67H181ZM181 68H180V69H181ZM186 68H187V67H186ZM188 68H189V67H188ZM194 68H195V67H194ZM218 68H219V67H218ZM223 68H224V67H223ZM223 68H222V69H223ZM230 68H231V67H230ZM234 68H233V69H234ZM251 68H253V67H251ZM261 68H262V67H261ZM3 69H4V68H3ZM77 69H75L76 72H78L80 68L78 69V71H77ZM88 69H89V70H88ZM133 69H134V68H133ZM133 69H132V71H134ZM138 69H139V68H138ZM141 69H142V68H141ZM141 69H139L140 72H142ZM155 69H156V67H155ZM159 69H160V68H159ZM172 69H173V68H172ZM180 69H179V70H180ZM183 69H185V68H183ZM197 69H198V68H197ZM197 69H196V70H197ZM200 69H199V71H198V70H197V71L200 72ZM208 69H209V67H208ZM222 69H220V70L223 71ZM226 69H227V68H226ZM226 69H225V72H224V73H227V72H228ZM257 69H258V68H257ZM21 70L23 71V70H24V67H23V69L21 68ZM87 70H88L89 72H88ZM113 70H114V69H113ZM124 70H126V69H124ZM124 70H122V71H124ZM139 70H136V71L139 72ZM160 70H161V69H160ZM169 70H170V72L173 71V70L171 71V69H169ZM179 70H178V71H179ZM181 70H182V69H181ZM196 70H194V71H196ZM206 70H207V69H205V71H206ZM211 70H212V69H211ZM231 70H232V69H231ZM236 70H237V68H236ZM238 70H239V69H238ZM238 70H237V71H238ZM247 70H248V69H246V71H247ZM251 70H253V69H251ZM22 71H19V72L21 73ZM62 71H65V72L67 71L68 74H69L70 76H68L67 73L65 74V72H62ZM127 71H128V70H127ZM127 71H126V72H127ZM136 71H135V72H136ZM146 71H147V70H146ZM149 71H151V70H149ZM183 71H184V70H183ZM214 71H215V70H213V72H214ZM216 71H218V69H217ZM216 71H215V72H216ZM226 71H227V72H226ZM244 71H243V72H244ZM249 71H250V70H249ZM25 72H26V70H25ZM25 72H24V73H25ZM28 72H29V71H28ZM76 72H75V73H76ZM118 72H119V71H118ZM126 72H125V74H127ZM140 72H139V73H140ZM144 72H145V71H144ZM144 72H143V74H144ZM147 72H148V71H147ZM153 72H154V70H153ZM155 72H157V71H155ZM155 72H154V73H155ZM162 72L164 73V71H162ZM192 72H193V71H191V75H193ZM198 72H197V73H198ZM208 72H209V71H208ZM211 72H212V71H211ZM243 72H242V73H243ZM250 72L252 73V71H250ZM30 73H31V72H30ZM45 73H46V72H45ZM63 73H64V74H63ZM79 73H80V72H79ZM120 73H121V71H120ZM130 73H131V72H130ZM130 73H128V74L130 75ZM133 73H134V72H133ZM133 73H132V75H135V74H133ZM136 73H137V72H136ZM145 73H146V72H145ZM148 73H150V72H148ZM151 73H152V72H151ZM151 73H150V74H151ZM189 73H190V72H189ZM201 73H202V72H201ZM205 73H206V72H205ZM224 73H223V74H224ZM229 73H230V72H229ZM235 73H236V72H235ZM251 73H250V74H251ZM260 73H261V71H260ZM17 74L20 75L19 73H17ZM21 74H22V73H21ZM25 74L28 75L29 73H25ZM72 74H73V73H72ZM109 74H108V75H109ZM121 74H124V73H121ZM121 74H120V76H124V75H125V74H124V75H121ZM128 74H127V75H128ZM141 74H142V73H141ZM141 74H140V75H141ZM146 74H147V73H146ZM155 74L157 75L158 73H155ZM159 74H160V73H159ZM159 74H158V75H159ZM164 74H165V73H164ZM166 74H168V72H167ZM174 74H176V72H175ZM178 74H179V73H178ZM198 74L200 75V73H198ZM202 74H203V73H202ZM212 74H214V73H212ZM212 74H211V75H212ZM219 74H220V73H219ZM223 74H222V75H223ZM237 74H238V73H237ZM237 74H236V75H237ZM248 74H249V73H248ZM255 74H257V73L255 72ZM11 75H10V77H11ZM18 75H16V76H18ZM23 75H24V74H23ZM30 75L32 76L33 74L31 73ZM41 75H43V76H41ZM62 75H63L64 78H61V80L63 79L64 82H67V83H66L67 86H66L65 83L63 84V82H62L61 80H59L60 77H62ZM64 75H65V76L67 75L69 81L65 79L66 77H65ZM74 75H73V76H74ZM97 75H98V76H97ZM115 75H118V73H117V74L114 73V76H113V77H115ZM129 75H128V77H131V78H132V76H131V75L129 76ZM151 75H152V74H151ZM189 75H190V74H189ZM199 75H198V76H199ZM203 75H204V74H203ZM208 75H209V74H207V76H208ZM215 75H216V73L214 74V76H215ZM232 75H233V74H232ZM236 75H235V76H236ZM238 75H239V74H238ZM73 76H72V77H73ZM120 76L118 75V80H119V81L116 80V79H117V78H116L114 82H116V83L118 82V84L121 83V84H120L121 86H119L118 84H116V85L119 86V87H122V90H121V91H124L123 94H124V96L126 97V95H128V92L131 93V90H129V89H132L134 86H136V84H137L136 81H137V80H136V77H134V78H135L134 80H136V81H134L133 83H135V85H134L133 83H132V84H131V83L129 84V83H128L129 81H128L127 83H125V82H126V80H125L126 77H125V78L123 77V79H122V77H120ZM125 76H126V75H125ZM141 76H142L143 79H144V76L147 77V76H149V75L147 74V76H146V75L144 74V76H143V75H141ZM168 76H171V78H172V74H171V75H168ZM168 76H167V77H168ZM175 76H176V75H175ZM175 76H174V77H175ZM179 76H180V75H179ZM182 76H183V75H182ZM195 76H196V74H195ZM195 76H193V77H195ZM201 76H202V75H200V77H201ZM204 76H206V75H204ZM204 76H202V77H204ZM207 76H206V77H207ZM216 76H217V75H216ZM224 76H226V75H224ZM224 76H223V78H224V80H226L227 77H226V79H225ZM254 76H256V75H254ZM0 77H1V76H0ZM3 77H2V78H3ZM13 77H12V78H13ZM21 77H22V75H21ZM21 77H19V79L16 77V79H18V81H19V80L21 79ZM27 77H29V76H27ZM33 77H32V78H33ZM41 77H43L44 79L42 80ZM69 77H70V78H69ZM75 77H74V78H75ZM97 77H98V79H97ZM119 77H120V78H119ZM128 77H127V78H128ZM142 77H140V78H142ZM151 77H152V76H151ZM153 77H154V76H153ZM157 77H159V76H157ZM167 77H166L165 79H167ZM177 77H178V75H177ZM184 77H185V76H184ZM193 77L191 76V80H192ZM206 77H205V78H206ZM211 77H212V80H210V81L207 80L208 83H209V84H207V86L204 85L205 82H204V83H203V82H200V84L203 83V86L200 85V88H199L197 91L194 90L195 92L192 93V94H189V96L187 95V94H188L187 92L189 91V88L187 89V87H185L186 89H183V92H184L185 90H187V92H186L187 94H186V95H187L188 97L184 95V97H187V99H186V98H183V100L185 99L186 101H185V100H184L185 102H184L183 100H182V101H183V103L188 107L187 110H188V113H190V114H189V117L187 118V115H186V114H188V113H187L186 110H185L186 114L184 113V114H185V115H184V114L182 113V115H183V116H186V118L188 119V120L186 119V122L189 121V123L191 124L192 127L190 126L191 128H189V127L186 128V124H187V126H189L190 124L186 123L185 120L182 119L183 116H181V112L184 110L183 107H186V106L182 103V101H181V103H182L181 106H182V107L179 105V106L181 107V109H182V111H180L181 109L179 110L181 119H180L179 115H177V116H178L177 118H179L180 121L182 120L184 123H186V124L184 125V127H185L186 129L189 128L188 130H191V129H193V128H194V130H195V129H196V127H195V123H196V125H200L201 123L198 124L197 122H199V120L201 121V119L204 120V118H205V120H204L203 122L210 121L211 123H209V122H207V123H208L209 125H212V123H214V122L217 121V120H216L217 118L220 119V118L226 116L225 113L223 114V111L225 112V110H224L223 108H225V107L228 106V105L224 106V103H223V105H222L223 107H222V106H219L220 109H223V110H220L219 107H218V109H214V108H217L218 103H219L220 100L217 102V105H214V103L211 102L212 99H213L212 97H215V96H213V95H215V93H216V91H217L216 89H218L217 87H216V89H215V83H216L215 81H216V79H217L218 77L215 78V80H214V77H213V76H211ZM211 77H210V78H211ZM219 77H221V74L219 75ZM230 77H231V76L228 77V79H229L230 81L227 80V81H228L227 84H229V83H230V84H233V83H231L232 78H230ZM248 77H249V76H248ZM259 77H260V76H259ZM2 78H1V79H2ZM29 78H30V77H29ZM74 78H72V79H74ZM108 78H110V77H108ZM111 78H112V77H111ZM127 78H126V79H127ZM140 78H138V80H139ZM148 78H149V77H148ZM148 78H147V79H148ZM162 78H163V76H162ZM162 78H161V79H162ZM181 78H183V77H181ZM188 78H189V77H188ZM188 78H187V76H186V79H187V80H188ZM195 78H196V77H195ZM205 78H202V79L200 78V79H201V80H203V79L205 80ZM210 78H208V79H210ZM221 78H222V77H221ZM223 78H222V79H223ZM237 78H240V77H239V76H238V77H235V79H237ZM254 78H255V77H254ZM5 79H6V78H5ZM7 79H6V80H7ZM13 79H15V78H13ZM16 79L13 80V81H11V83H10L11 85H8V86H10V88L7 87V89L9 88V90L11 91V92L9 91L11 95L9 94V92H5L6 94H9V95H10V97L8 96L9 98L12 97V99H10V101H12V100L15 98V95H16V97L19 98L20 95L18 96L17 94L20 93V91H22V90L24 89V88H23V89L21 90V88H20V87L22 86V84H21V83H22V82H21L22 79H21V81L17 82V83H19V85L21 84L20 87H17L18 85H17L16 82H15ZM23 79H24V76H23ZM25 79H26V78H25ZM25 79H24V80H25ZM36 79H37V77H36ZM64 79H65V80H64ZM94 79H96L95 82H93ZM104 79H105V78H104ZM128 79H129V78H128ZM143 79H141V80H142L141 83H143ZM159 79H160V78H158V80H159ZM184 79H185V78H184ZM193 79H194V78H193ZM197 79H198V77H197ZM200 79H198V80H200ZM241 79H242V78H241ZM257 79H258V77H257ZM6 80L3 79V81H6ZM9 80H10V79H9ZM39 80L37 79V80H34V81L38 83ZM85 80H86V83H87V84H88V82H89V84H90V82L92 83V84H90V85H92L91 87H90V85H89L90 88H88V86H86L85 83H83V82H85ZM97 80H99V81H97ZM120 80H122V81L120 82ZM145 80H146V79H145ZM148 80H149V79H148ZM155 80H156V81H155L156 83H157V82H160V81H157V79H155ZM171 80H172V79H171ZM171 80H170L169 82H171ZM218 80H219V78L217 79V81H218ZM233 80H234V79H233ZM244 80H245V79H244ZM258 80H259V79H258ZM27 81L30 82V80H27ZM40 81H39V82H40ZM52 81H55V83L53 84ZM79 81H80V82H79ZM82 81H83V82H82ZM109 81H110V80H109ZM123 81H125V82H123ZM139 81H140V80H139ZM139 81H138V85H139ZM146 81H147V80H146ZM151 81H152V80H151ZM151 81H150V83H151ZM153 81H154V80H153ZM153 81H152V82H153ZM161 81H163V80H161ZM174 81H175V80H174ZM178 81H179V80H178ZM178 81H177V83H176V82H173V81H172L171 83H176V84H180V85L183 84V83H181V82L179 83ZM180 81H182V80H180ZM188 81H189V80H188ZM196 81H197V80H195V83H196ZM219 81H221V79H220ZM234 81H235V80H234ZM239 81H240V80H239ZM247 81H248V80H247ZM259 81H260V80H259ZM1 82H2V81H1ZM8 82H9V81H7V83H8ZM13 82H15V83H13ZM25 82H26V81H25ZM29 82H26L28 88H29V85H28ZM31 82L34 83V82L32 81V79H31ZM61 82H62V83H61ZM69 82H72V85H71V84H68ZM106 82H108V81H106ZM155 82H154V83H155ZM164 82H165V81H164ZM190 82H191V81H190ZM235 82H236V81H235ZM250 82H251V81H250ZM250 82H249V83H250ZM3 83H4V82H3ZM5 83H6V82H5ZM32 83H30V84H32ZM42 83H43V82H42ZM47 83H46V84H47ZM101 83H100V82L97 83V84H100V85H97V87H98V86H99V87L101 86V88H105L106 86L108 87V85H110L109 82H108L109 84L107 83L108 85H104V84H106V83H104V84L102 83L103 86H105V87H102ZM123 83H125V86H126V84H129V86H128V87H127V86L125 87ZM145 83H147V85H149L148 82H145ZM185 83H186V82H185ZM206 83H207V82H206ZM222 83H223V82H222ZM239 83H240V82H239ZM253 83H254V82H253ZM15 84H16L17 86H16ZM24 84H25V83H24ZM24 84H23V85H24ZM82 84H84V87H83V88L80 87V86H82ZM111 84H112V83H111ZM162 84H164V83H162ZM167 84H168V81H167ZM169 84H170V83H169ZM176 84H175V85L173 84V85L176 86ZM188 84H189V83H188ZM197 84L199 85V83H197ZM219 84H220V83H218L217 85L219 86ZM225 84H226V82H225ZM234 84L236 85V83H234ZM240 84H241V83H240ZM251 84H252V83H251ZM1 85H2V83H1ZM6 85H7V84H6ZM6 85H5V86H6ZM32 85H33V84H32ZM35 85H36V83H34V86H35ZM40 85H41V84H40ZM43 85H45V84H42L41 86H43ZM47 85L49 86V83H48ZM47 85H46V86H47ZM68 85H69V86H68ZM122 85H123V86H122ZM130 85H133V87L131 86L132 88H129ZM138 85H137V86H138ZM141 85H143V84H141ZM141 85H139V86L142 87ZM144 85H145V84H144ZM153 85H154V84H153ZM153 85H152V86L150 85V87H154V88H152V89H157V88H155V86H153ZM159 85H160V84H159ZM171 85H172V84H171ZM171 85H168L167 87H170ZM173 85H172V86H173ZM180 85H179V86H180ZM183 85L185 86V84H183ZM186 85H187V84H186ZM191 85H192V83H191ZM235 85H233V87H235ZM242 85H243V84H242ZM5 86H2V87L4 88ZM25 86H26V85H24V87H25ZM117 86H116V87H117ZM137 86H136V87H137ZM139 86H138V89L140 90L141 88H139ZM165 86H166V84H165L164 86L162 85V87L166 88ZM172 86H171V87H172ZM174 86H173V87H174ZM179 86H178V87H179ZM184 86H182V87L184 88ZM188 86H190V85H188ZM193 86H194V84L192 85V87H193ZM213 86H214V89H215L216 91H215V93H210V92H213V88H212ZM220 86H221V85H220ZM222 86H223V85H222ZM227 86H228V85H226V87H227ZM249 86H250V85H249ZM249 86H248V87H249ZM253 86H254V85H253ZM2 87H1V88H2ZM36 87H37V85H36ZM53 87H54V88H53ZM99 87H98V88H99ZM112 87H113V85H112ZM116 87H115V88H116ZM150 87L147 86V88H146V87H144V88H146V90H152V89H150ZM157 87H158V86H157ZM160 87H161V85H160ZM182 87H181V89H182ZM190 87H191V86H190ZM198 87H199V86H198ZM224 87H225V86H224ZM236 87L238 88L237 85H236ZM236 87L233 88L234 91H235V90H236V91H240V90H238ZM240 87H242V86H240ZM240 87H239V88H240ZM1 88H0V89H1ZM3 88H2V89H3ZM30 88H31V91H32V87H31V86H30ZM30 88H29V89H30ZM42 88H43V87H42ZM48 88H50V86H49ZM81 88H82V89H81ZM117 88H118V87H117ZM117 88H116V89H117ZM134 88H135V87H134ZM134 88L132 89V91L135 90ZM176 88H177V86H176ZM179 88H180V87H179ZM193 88H194V87H193ZM193 88H191V89H193ZM221 88H222V87H221ZM227 88H228V87H227ZM250 88H251V87H250ZM259 88H260V87H259ZM25 89H26V88H25ZM34 89H35V88H34ZM38 89H40V87H39ZM55 89H54V90H55ZM80 89H81L82 91H80ZM119 89H121V88H118V90H119ZM158 89H159V87H158ZM158 89H157V91H160V90H158ZM181 89H180V90L178 89V91H181V92H182ZM223 89H224V88H223ZM228 89H232V88L229 87ZM228 89H227V90H228ZM4 90H5V89H4ZM19 90H20V91H19ZM35 90H36L37 92L40 91V90H37V89H35ZM42 90H43V93H44V89H42ZM42 90H41V92H39V93H42ZM47 90H48V89H47ZM49 90H50V89H49ZM51 90H50V92L48 91L49 94L53 91V90H52V91H51ZM84 90H86V89H84ZM91 90H92V89H91ZM97 90H98V89H97ZM99 90H100V88H99ZM109 90H110V89H109ZM114 90H115V89H114ZM114 90H113V91H114ZM118 90H117L116 94L118 93ZM139 90H138V91H139ZM142 90H143V91H146V90H144V89H141V90H140V91L142 92V94H144ZM161 90H162V89H161ZM171 90H172V89H171ZM173 90H174V89H173ZM175 90H176V89H175ZM211 90H212V91H211ZM220 90H222V89H220ZM220 90H219V92H220ZM225 90H226V89H225ZM227 90H226V91H227ZM249 90H250V92H251V89H249ZM249 90H248V91H249ZM25 91H27V90H25ZM29 91H30V90H29ZM31 91H30V93H31V95H32V92H33V91H32V92H31ZM106 91H107V90H106ZM110 91H111V90H110ZM110 91L108 92L109 94H110ZM121 91H120V92H121ZM136 91H137V89L135 90V93H136ZM138 91H137V92H138ZM140 91H139V93H137V94L139 95V96L137 95V97H138L139 99H137V97L135 96L136 94L134 93V91L132 92L133 95L135 96L134 98L137 99V100H134V101H135L134 103H136L135 105L137 106V105L140 104V107H138V106L136 107V108H137V110H136L137 113H138V109H139V115H138L139 117H140V115L143 113L144 110L147 111L148 104H149V108H151L150 106H153L152 108H154V107H156V106H158V107H159V106L164 107V106L161 105V103H163V102H161V101H163V100H161L162 97H161L160 95H159V96L157 95V93L160 94V92H156V91H155V92H152V91H154V90H152V91H150V92L146 91L144 95H140ZM163 91L166 92L165 89H164ZM178 91H177V92H178ZM190 91H191V90H190ZM232 91H233V90H232ZM232 91H231V93H232L231 95L233 96V95H234L233 93H235L236 91H235V92H234V91L232 92ZM261 91H262V90H261ZM2 92H4V91H2ZM34 92H35V91H34ZM53 92H54V91H53ZM53 92H52V95L54 96V93L56 92V90H55L54 93H53ZM60 92H62V90H61ZM60 92H57V94H60V95H61L62 93H60ZM66 92H64L63 95H62V97H63L64 99H63L62 97H60V95L58 96V95L55 93V94H56V95H55V101H56V99L58 100V98H59V100L62 99V100L64 101V100H65V97H66V96H67V97H66L65 102L62 103V100H61V102L59 101V102H57L56 104L54 103V104H55L54 106H52V104H51L52 102H54V100L50 101V104H51V105H50V108H49V106H48L49 104H47L48 101H46V98H45V99L43 98V99H44L43 101L41 100L42 102H44V101L47 102V103H45V102H44V103H45L46 106L49 108V111H50V109H52V110H51L52 113H48V115H50V116L53 117V118H52V121H50V122H53V121H55V120L57 121V122H53V125H54V123H57V124H61V123H63V122H64V121L62 122V119H63V118L65 119V118H67V116H70V114L75 113V112H76V109L79 110V108L82 107V106H81L82 104L80 105L79 102H83V104H85V103L87 104V100H82V101L80 100V101L78 102V104H77V102L75 101V102H76V103H75V102L73 101L74 99H72L73 97L70 96V98H71V99H70V98L68 97V95H66V94H68V93H66ZM91 92L93 93V90H92ZM91 92H90V93H91ZM98 92H99V91H98ZM100 92H101V90H100ZM161 92H162V91H161ZM170 92H171V91L169 90V93H168V94L171 96V93H170ZM174 92H175V91H174ZM174 92H173V93H174ZM177 92H176V93H177ZM183 92H182V93H183ZM192 92H193V91H192ZM244 92H245V91H244ZM22 93H23V91H22ZM22 93H20V94L22 95ZM27 93H28V91H27ZM39 93H38V95H39ZM46 93H47V92H45V94H46ZM77 93H78V92H77ZM77 93H76V94H77ZM83 93H84V92H83ZM86 93L88 94V92L85 91V94H86ZM94 93L96 94V92H94ZM101 93H102V92H101ZM101 93H100V94H101ZM103 93H104V96H105V89H104V92H103ZM121 93H122V92H121ZM121 93H120V94H121ZM132 93H131V95L129 94L130 97H129L128 101L130 100V98H131V99L133 98V97H132V96H133ZM162 93H163V92H162ZM173 93H172V94H173ZM189 93H190V92H189ZM225 93H226V92H225ZM228 93L230 94V92H228ZM236 93H237V92H236ZM236 93H235V94H236ZM242 93H243V92H242ZM2 94H4V93H1V95H2ZM6 94H4V95H6ZM24 94H25V93H24ZM36 94H37V93H35L34 96H35ZM45 94H43V95L46 96ZM49 94H47L48 97H50ZM64 94H65V97H64ZM72 94H73V92H72ZM87 94H86V95H87ZM97 94H99V93H97ZM97 94H96V97H98L97 99L100 100L99 98L101 97V95H100V97H99ZM113 94H114V93H113ZM168 94H167V95H168ZM180 94H181V93H180ZM180 94H179V95H180ZM205 94H206V95H205ZM209 94H210V95H209ZM218 94H219V93H218ZM246 94H247V92H246ZM261 94H262V93H261ZM4 95H3V96H4ZM38 95H36V96L39 97ZM52 95H51V97H50V100H51V98H53ZM73 95H74V94H73ZM90 95H94V94H90ZM161 95H162V94H161ZM177 95H178V93H177ZM179 95H178V96H179ZM181 95H182V94H181ZM204 95H205V96H204ZM223 95H224V94H223ZM237 95H239V94H237ZM257 95H258V94H257ZM25 96L28 97L27 94H25ZM25 96L23 95V96H21V97H22V98H25ZM44 96H43V97H44ZM47 96H46V97H47ZM56 96H58V98H57ZM79 96H80V95H79ZM82 96H83V95H82ZM104 96H102V97H104ZM115 96H116V95H114L113 97H115ZM162 96H164V94H163ZM173 96H174V94H173ZM178 96H177V97H178ZM211 96H212V97H211ZM217 96H218V95H217ZM226 96H227V95H225V97H223V98L226 99ZM262 96H263V95H262ZM262 96H261V97H262ZM5 97H7V96H5ZM29 97H32V96H29ZM37 97H36V98H37ZM48 97H47V98H48ZM76 97H78V96H75V99L78 100ZM83 97H84V96H83ZM88 97H89V94H88ZM119 97H120V95H119ZM121 97H122V96H121ZM125 97H124V98H125ZM156 97H157V98L159 97L158 100H157ZM160 97H161V99H160ZM166 97H167V96H166ZM175 97H176V96H175ZM175 97H174V98H175ZM177 97L175 98L176 100H177ZM182 97H183V96H182ZM219 97L221 98L222 96H219ZM219 97H217V98H219ZM227 97H228V96H227ZM239 97H240V96H239ZM18 98H15V99L13 100V101H14V102H13V105H14V104L17 105L18 101H22V100H23L22 98H20L21 100L18 99ZM67 98H69L70 100H69V99L67 100ZM80 98L82 99V97H80ZM84 98H85V97H84ZM84 98H83V99H84ZM92 98H93V97H92ZM104 98H105V97H104ZM107 98L109 99V97H107ZM111 98H112V97H111ZM124 98H123V99H124ZM127 98H128V96H127L125 99H127ZM151 98H152V99H151ZM164 98H165V96H164ZM172 98H173V97H172ZM178 98H179V97H178ZM243 98H244V97H243ZM249 98H250V97H249ZM249 98H248V100H249ZM1 99H2V98H1ZM6 99H7V101H9L8 98H6ZM29 99H30V98H29ZM31 99H33V98H31ZM39 99H41V98L39 97ZM53 99H54V98H53ZM88 99H89V98H88ZM90 99H91V97H90ZM93 99H94V100H91V101L94 102L96 98H93ZM101 99H102V98H101ZM112 99H113V98H112ZM115 99H116V98H115ZM117 99H118L119 101L121 100V98H117ZM123 99H122V100H123ZM159 99H160V100H159ZM169 99H171V97H169ZM181 99H182V98H181ZM181 99H180V100H181ZM210 99H211V100H210ZM215 99H216V98H215ZM215 99H213V102H215ZM230 99H231V98H230ZM234 99H235V98H234ZM2 100H3V99H2ZM2 100H1V101H2ZM4 100H5V98H4ZM4 100H3V101H4ZM27 100H28V99H27ZM27 100H26V101H27ZM37 100H38V99H37ZM37 100H36V102H37ZM47 100H49V99H47ZM105 100L108 101L107 99H105ZM132 100H133V99H132ZM153 100H154V101H153ZM164 100H165V99H164ZM223 100H224V99H223ZM237 100H238V99H237ZM258 100H259V98H258ZM5 101H6V100H5ZM26 101H25V102H26ZM41 101H40V103H39L40 106H39V105H38V106H39L40 108H43V107H45V106H42V104H44V103L41 104ZM66 101H71V102H66ZM85 101H86V102H85ZM89 101H90V100H89ZM100 101H101V100H100ZM103 101H104V100H103ZM103 101H102V104H103ZM113 101H114V100H113ZM113 101H112V103H113ZM125 101H127V100H125ZM136 101H138V102H136ZM157 101H158V102L160 101L161 103H157V104H158V105H157V104H156ZM165 101H166V100H165ZM169 101H170V100H169ZM169 101H168V102H169ZM174 101H175V100L170 101V102H171L170 104H171V105L174 104V103H172V102H174ZM226 101H227V99H226ZM242 101H243V100H242ZM22 102H24V100H23ZM22 102H21V103H22ZM27 102H28V103H27ZM27 102H26V103H27V105H28V104H29V101H27ZM38 102H39V101H38ZM84 102H85V103H84ZM93 102H90V104L92 105ZM114 102H115V101H114ZM120 102H122V101H120ZM123 102H124V100H123ZM166 102H167V101H166ZM166 102H164V103L167 104ZM175 102H176V101H175ZM178 102H179V101H178ZM178 102H177V104H178ZM244 102H245V101H244ZM244 102H242V103H244ZM251 102H252V101H251ZM263 102H264V101H263ZM2 103H3V102H2ZM5 103H6V102H5ZM21 103H20V104H21ZM34 103H35V100H34ZM98 103H99V102H98ZM106 103H107V102H105V106H106ZM112 103H110V104H112ZM127 103H128V102H127ZM132 103H133V101H131V104H132ZM134 103H133V104H134ZM164 103H163V105H164ZM179 103H180V102H179ZM181 103H180V104H181ZM242 103H241V104H242ZM245 103H246V102H245ZM248 103H250V102H248ZM258 103H260V102H258ZM261 103H262V102H261ZM20 104L18 103V105H20ZM30 104H31L30 106H31V108H32V103H30ZM45 104H44V105H45ZM76 104H77V105H76ZM94 104H95V103H94ZM94 104H93V107H94ZM99 104H100V103H99ZM110 104H109V105H110ZM115 104L117 105V104H119V103H118V102H117V103L115 102ZM120 104L122 105L123 103H120ZM128 104H129V103H128ZM128 104H127V106H128ZM144 104H145L147 107H146ZM159 104H160V105H159ZM175 104H176V103H175ZM175 104H174L173 106H174V107H177L178 105L175 106ZM212 104H213V105H212ZM215 104H216V102H215ZM226 104H227V103H226ZM228 104L231 105V103H228ZM232 104H233V103H232ZM237 104H238V102H237ZM241 104H240V105H241ZM255 104H256V103H255ZM11 105H12V104H11ZM11 105H10V109H11V107H12V109H13L14 106H11ZM21 105H23V103H22ZM21 105H20V107H22ZM24 105H25V103H24ZM24 105H23V106H24ZM91 105L88 104L87 107H88V108H92ZM96 105H97V103H96ZM96 105H95V106H96ZM103 105H104V104H103ZM129 105H130V104H129ZM135 105H133L134 108H135ZM183 105H184V106H183ZM242 105H243V104H242ZM250 105H251V104H250ZM252 105H253V104H252ZM257 105H258V104H257ZM0 106H1V105H0ZM5 106H6V105H5ZM25 106H26V105H25ZM30 106L28 105V107H30ZM38 106H37V107H38ZM70 106L72 107V108H71V111H72L73 108H75V109L73 110V111H75V112L72 111V113H69V115H68L67 112L64 114L63 111H65V110L67 111L68 109H69L68 111L71 112V111H70ZM73 106H74V107H73ZM78 106H79V107H78ZM89 106H90V107H89ZM113 106H114V104H113ZM123 106H124V108H126V106H125V102H124V105H123ZM123 106H121V107H123ZM130 106H132V105H130ZM166 106H167V105H166ZM173 106H171V108H172ZM246 106H247V104H246ZM6 107H7V106H6ZM18 107H19V106H17V107L15 106V108H17V110H19ZM20 107H19V108H20ZM51 107H52V108H51ZM83 107H84V108H81L82 111L84 110L83 112H85V111L87 112V113H85V115H83L84 118H85L88 114L90 115V114L93 113V114L90 115V116L88 115L87 118L90 117V119H91L90 121H91V122H94V123H96V122L98 123L99 121H101V120H102L101 118L105 117L106 113L108 114V112H109V111L105 112V113H104L105 115L103 114L104 116L102 115V117H101V113H100V115H99L100 117H98V114H97V115H96V116H97L96 118H97V119L99 118V119H98L99 121H96V122H95V119H93V117L91 118V116H94V115L97 113L96 111H97L101 106L99 105V106H98V109H97V107H95V109L92 108L93 110H96V109H97L96 111H93L92 109H91L92 111H89L90 109H88L85 105H84ZM85 107H86L88 110L85 109ZM107 107H108V105H107ZM115 107H116V106H115ZM115 107H114V109H115ZM117 107L121 109V107H119V105H118ZM117 107H116V108H117ZM133 107H131V108H133ZM141 107H143V108L141 109ZM144 107H145V108H144ZM158 107H157V109H158ZM190 107L193 109V110H192L193 112H192V111L189 112V110L191 109ZM233 107H234V105H233ZM239 107H240V106H239ZM252 107H253V106H252ZM258 107H259V106H258ZM258 107H257V108H258ZM263 107H264V106L262 105V106L260 107L261 109L258 110V111H261V110H262L261 112L264 113V110H263L264 108H263ZM2 108H3V107H2ZM15 108H14L13 110L16 111ZM23 108H24V107H23ZM48 108H45L44 110H46V109H48ZM66 108H68V109H66ZM109 108H111V107H109ZM124 108H123L122 110H124ZM131 108L129 107V109H131ZM178 108H179V107H177V110H178ZM231 108H232V107H231ZM234 108H235V107H234ZM242 108H243V107H242ZM246 108H247V107H246ZM248 108H250V107H248ZM262 108H263V109H262ZM0 109H1V108H0ZM8 109H9V108H8ZM20 109H21V108H20ZM26 109H27V107H25V110H26ZM28 109H29V108H28ZM28 109H27V111H29ZM101 109H104V108H101ZM126 109H127V111L124 110V111H122V112H123V113H124V112H127V114L130 113L129 115H131L132 113L129 112L130 110H128V108H126ZM140 109L143 110L142 113H141ZM159 109H160V110L163 109V111L166 113V111L164 110L165 108H160V107H159ZM166 109H168V108H166ZM172 109H173V108H172ZM172 109H170V110H172ZM228 109H229V108H228ZM35 110H38V108H36V106H35ZM62 110H63V111H62ZM78 110H77V111H78ZM107 110H108V108H107ZM134 110H135V109H134ZM134 110H133V111H134ZM148 110L150 111V109H148ZM151 110H152V109H151ZM153 110L155 111L156 109H153ZM170 110H169V113L172 112V111L170 112ZM173 110H176V109H173ZM217 110H218V111L220 110V111L222 112L223 116L221 115V113H216V112H218ZM242 110H243V109H242ZM244 110H245V107H244ZM244 110H243L242 114L244 113ZM252 110H253V109H252ZM19 111H20V112H19L20 114L22 113V114H21V117H22L23 115H26L25 112H24V110H23L24 113L21 112V110H19ZM33 111H34V109H33ZM33 111H29V112H31V118H33V116H34V115L32 116V114L35 113V115L37 116L38 114H40V112H41L42 110H41V111L38 110V111H39L38 113H37V112H33ZM46 111H47V110H46ZM61 111H62V113H63L64 115H67V116H66V117H63L62 114H60ZM79 111H81V110H79ZM88 111H89V112H88ZM98 111H100V110H98ZM105 111H106V109H105ZM117 111H119V110H117ZM117 111H116V109H115V112H117ZM120 111H121V110H120ZM149 111L146 112L147 114L144 112V113L146 114L147 118H153L152 116H155L154 114H157V113H155V112H157V110H156L155 112L152 111V114H151V111H150V112H149ZM161 111H162V110H161ZM163 111H162V112H163ZM204 111H205V112H204ZM207 111H208V112L210 111L209 113H211V112H212V113H211V114H208ZM235 111H236V110H235ZM245 111H248V112H246L247 114L245 113L246 116H248V115H249V110L246 109ZM254 111H255V110H254ZM254 111H253V112H254ZM44 112H45V111H44ZM44 112H41L40 115H42V113L44 114ZM91 112H92V113H91ZM95 112H96V113H95ZM101 112H102V111H101ZM112 112H113V110H112ZM122 112H119V113H122ZM148 112H149L150 114H149ZM158 112H159V114H160V116H161L160 111H158ZM173 112H174V111H173ZM177 112H178V111H177ZM227 112H228V110H227ZM12 113H14V112H12ZM36 113H37V114H36ZM94 113H95V114H94ZM98 113H99V112H98ZM102 113H103V112H102ZM117 113H118V112H117ZM119 113H118V117L120 116ZM134 113H135V111H134ZM140 113H141V114H140ZM165 113H164V114H165ZM204 113H205L206 115L208 114L207 118L210 116V117H209V120L206 119V115H205ZM228 113H229V112H228ZM238 113H239V112H238ZM257 113H258V114H257ZM27 114H30V113H27ZM45 114H46V112H45ZM45 114H44V115H45ZM77 114H79V112H76L75 115H77ZM86 114H87V115H86ZM115 114H116V113H115ZM176 114H177V113H176ZM178 114H179V113H178ZM202 114H204V115H202ZM233 114H234V112H233ZM240 114H241V113H240ZM242 114H241V115H242ZM252 114H253V113H252ZM256 114L259 115L260 113H259V112H256ZM261 114H262V113H261ZM1 115H2V114H1ZM4 115H5V114H4ZM7 115H8V114H7ZM58 115H59V116L61 115L62 118H61V117H58ZM80 115L82 116L81 113H80ZM80 115H79V116H80ZM110 115H112L111 112H110ZM135 115H136V113H135ZM135 115H133V116L136 118ZM150 115H151V117H148V116H150ZM167 115H168V113H167ZM170 115H172V113H171ZM170 115H169V117H170ZM199 115L202 116V118H201ZM224 115H225V116H224ZM234 115H235V114H234ZM262 115H264V114H262ZM15 116H18V115L15 114ZM15 116H14V117H15ZM29 116H30V115H29ZM38 116H39V115H38ZM38 116H37V117H38ZM73 116H74V114H73ZM79 116L77 115V117H79ZM81 116H80V117H81ZM83 116H82V119H81V120L77 118L78 120H80V121L77 120V121H78L77 125L79 124V127H80V122H81L82 120H84ZM106 116L108 117L109 114L106 115ZM127 116H128V115H126V118L129 119L128 117H130V116H128V117H127ZM133 116L131 115V117H133ZM138 116H137V117H138ZM146 116H144V118H143L144 120H145ZM196 116H197V117H196ZM204 116H205V117H204ZM221 116H222V117H221ZM229 116H230V114H229ZM231 116L233 117V115H231ZM246 116L244 115V119H246V118H245ZM249 116H250V115H249ZM260 116H261V115H259V117H260ZM18 117H20V116H18ZM34 117H35V116H34ZM44 117H45V119H47L46 116H44ZM75 117H76V116H75ZM75 117H71V119H72L71 122L73 121V119H74ZM107 117H105L104 120H106ZM116 117H117V116H116ZM122 117H123V116H122ZM142 117H143V116H142ZM156 117H159V116H156ZM169 117H168V120H169ZM172 117H173V116H172ZM226 117H227V116H226ZM234 117H235V116H234ZM234 117H233V118H234ZM240 117H241V116H240ZM240 117H239V118H240ZM254 117H255V116H254ZM254 117H253V118H254ZM9 118H10V117H9ZM26 118H27V115H26ZM28 118L31 120L30 117H28ZM35 118H36V117H35ZM48 118H49V120H51V118H50L49 116H48ZM60 118H61V120H60ZM87 118H86V120H87ZM113 118H114V117H112V119H113ZM147 118H146L145 124L148 123L149 125H151V124L154 122L151 126H154V124H155L156 122H158V121H156V119H157V120H159V119H163V118H160V117H159V119L154 117V119H148V121H147ZM166 118H167V116H166ZM183 118H185V117H183ZM227 118H230V117H227ZM235 118L237 119V117H235ZM235 118H234V119H235ZM239 118H238V119H239ZM4 119H5V117H4ZM21 119H23V118H20V120H21ZM33 119H34V118H33ZM36 119H37V118H36ZM39 119H41V118H39ZM43 119H44V118H43ZM45 119H44V121H45ZM64 119H63V120H64ZM67 119H68V118H67ZM67 119H66V120H67ZM69 119H70V117H69ZM97 119H96V120H97ZM100 119H101V120H100ZM112 119H111V120H112ZM118 119H119V118H118ZM118 119H117V121H118ZM124 119H125V118H124ZM124 119H123V120H124ZM132 119H133V121H134V118H132ZM140 119H141V122H140ZM140 119H139V120L137 119V120L140 122V124H143V123H142V120H143V119H142V118H140ZM174 119H175V122H174V121H171L172 119L170 120L171 122H173V125L170 123V124L173 126V127L171 126L173 129H172V130L170 129V130L172 131V133H173L174 127L176 126L175 124L179 122V121L176 122V118H175V116H174ZM230 119H231V118H230ZM234 119H233V120H234ZM236 119H235V120H236ZM244 119H241V121L244 120ZM248 119H249V118H248ZM256 119H257V117H256ZM262 119H263V117H262ZM17 120H19V118H18ZM49 120H47L46 122H48ZM86 120H85V121H86ZM88 120H89V119H88ZM92 120H93V121H92ZM111 120H110V121H111ZM115 120H116V118H115ZM130 120H131V119H129L128 121H130ZM137 120H136V121H137ZM144 120H143V121H144ZM149 120H150V121H149ZM152 120H154V121L152 122ZM165 120H166V122L164 121V119H163L162 121L160 120V122L162 123V122L164 121V125H166V123H167V119H165ZM220 120H221V119H220ZM228 120H229V119H228ZM233 120H232V121H233ZM5 121H6V120H5ZM21 121H22V123H24L23 120H21ZM31 121H32V120H31ZM35 121H36V120H35ZM39 121H40V120H39ZM42 121H43V120H42ZM60 121H61V122H60ZM67 121H68V120H67ZM67 121H66V122H67ZM90 121H89V122H90ZM110 121H107V123H108V122L110 123ZM124 121H126V120H124ZM128 121H126V122H128ZM138 121H137L136 124H139ZM155 121H156V122H155ZM213 121H214V122H213ZM218 121H219V120H218ZM225 121H227V120H225ZM225 121L223 120V122H222V121H220V122L224 123ZM232 121H231V122H232ZM241 121H239V123H240ZM246 121H247V119H246ZM261 121H262V120H261ZM0 122H1V121H0ZM11 122H12V121H11ZM16 122H17V121H16ZM29 122H30V121H29ZM29 122H28V124H26V125H29V124H30ZM32 122H33V121H32ZM59 122H60V123H59ZM66 122H65V123H66ZM74 122H76V118L74 119ZM111 122H112V121H111ZM119 122H120V120H119ZM122 122H123V121H121V123H122ZM131 122H132V121H131ZM134 122H135V121H134ZM151 122H152V123H151ZM183 122H180V123L184 124ZM201 122H202V121H201ZM234 122H235V121H234ZM254 122H255V121H254ZM254 122H253V123H254ZM256 122H257V120H256ZM26 123H27V122H26ZM38 123H39V122H38ZM65 123H64V124H65ZM85 123H86V122H85ZM87 123H88V122H87ZM87 123H86V125H87ZM94 123H90V124L88 123V124H89V125H92V126L94 125L93 128H96V126L100 127L98 124H101V123H103V125H104V122H102V121H101V123H98L97 125L94 124ZM105 123H106V122H105ZM107 123H106L105 125H106V126L109 125V129H111V128H110V127H111L110 125H112L113 123H111V124H107ZM168 123H169V121H168ZM174 123H175V124H174ZM180 123H179V124H180ZM207 123H202V124H203V125L205 124V127H206V124H207ZM217 123H219V122H216L215 125H216ZM225 123H226V122H225ZM232 123H233V122H232ZM259 123H260V121H259ZM1 124H2V123H1ZM6 124H10V123H6ZM24 124H25V123H24ZM32 124H34V123H32ZM42 124L44 125V122H43V123L41 122V125H42ZM48 124H49V123H47L46 126H47ZM57 124L55 125V127L57 126L56 129H57L58 131H60L59 126H58ZM69 124H72V123H70V121H69ZM81 124H83V123H81ZM114 124H115V123H114ZM117 124H118V123H117ZM124 124H125V122H124ZM126 124L128 125V123H126ZM130 124H131V123L129 122V125H130ZM145 124L142 125V127L145 126V127H143V128H145V129H143L142 127H141V129H139L141 125H139V128L134 127V129L132 128V126H130V129H131V128L133 129V133H132L131 135H134V138L127 140L128 142H129L130 140H132L133 142H132V141H131V142H132L133 144H135L134 141H136L137 143H139V142L141 143V144L139 143V147H138V145H136V144H135L136 146H133V145L129 144V145H131L133 148L131 147V148H130V151H129V150H128V151H129V152L136 151V152H138V153L133 152V155H132V154H130V153L127 152L129 155H131L130 157H133V156H134L135 159H137V157H138V160L132 159L133 161H137L136 164L134 163V164L136 165V166H134L136 172H133V173H135L136 175H134L135 177L133 176L134 182H133V180H132V182H133V186H134V188H135V190H134L133 192L136 193V191H137L138 193H137L136 195L138 196V195L140 194V192H143V191H141V190H143V188H144L145 186H146L145 188H147L148 184L152 183L151 181L153 180L154 177L159 176V175L161 176V174H165V173H166V177H165V178L162 176L163 179H166L165 182H170V180H171V183H172V184H170L171 187L168 186V184H166V186H168V188H169V187L171 188V189L169 188V189H170L169 191H168V188L166 189L169 193H167V191H165V188H164L165 185L163 186V188H164V193L166 192V193L168 194L166 197L164 196V197L166 198L167 201H165V198H164V201H165V202H164V201H163V202L166 203V204L157 206V204H158V203H157V204H156L157 207H154V206L152 205V204H155V203H154V202H155L154 199H152V200L149 199L150 201H153V202H152V204H151L150 202H148V203H150V204H149V205H148V203L146 204V205H147V208L144 209L143 207H145V206L140 205V206H142V208H143V209H140L141 207L139 208V206H137V205H138L137 203H135V205H136V204H137V205H136V207H134V198L136 197V195H135V196L132 195L133 192L130 191L132 194L129 193L128 196L126 195L127 197H126V196L123 197L124 199L120 201L121 205H120V204H119V205L121 206V208H120V206H119V208L121 209V211H120L119 208H118V210H119L120 212H122V213L119 212V213L121 214V216H123V215H122L123 213H124V216H125V214H126V215H128V214L130 215V216L128 215V217H129L128 220H127V216H125L127 221H125V219H123L124 216H123V217L120 216L121 218L119 217L121 220H124L123 222L120 221L119 218L116 219V215H115V217H114V214H113L115 209H112L113 211H112L111 209H109L110 212H113L111 216H113L114 218L111 217V218H113L112 220H113V221H116V220H117V222H115L116 224H114V225H113V222H112V225L115 226V227H113V226L111 225V221H112L111 218H108V217H110V214H111V213L109 214V212H107V211H108V208H104V209H107L106 212L103 211L106 215H104V213H102V215H103V218L106 217L107 219H105V220H103V221H105L106 224H107L108 222H110V223L107 224V225H106V224L103 225L104 222L101 223L102 220L99 221L100 223H98V222H97V223L99 224V226L102 225V226H105V227H106L105 230H104V229L102 230V231H105V233H106V229H107L108 225H110L112 228L108 227V229H107V232H108V234H109V236H110V233L116 231V229H117V231H118V229H119V232H120V230L123 228V226H124V227H127V224L130 223L131 221H132V222H131L130 224H131V227H132V223L135 224V226H137L136 224H137V223H138V224L140 223V222H138V221H141V220H142L141 222H142V224L144 225V227H140V228H141V229L143 228L142 232L144 233V228L146 227V229H145V230H146V231H145V234H146V235L144 234L145 236H143V237H145V238H143L142 236H140V238H141V239H144V240H141V241H143L144 243H143V242H140V238L137 239V241L139 240L138 243H137L136 241H135V242H136L137 244H140V245H141V244H143V245L145 244V245H144L145 247H144L143 245H141V247L143 246V247H142V250H144L145 248H146L147 250L145 249V251H142V250L140 249V248H141L140 245H137V244H134V243H133V245H132V246H133V249H131V248H132V247H130V246H131V244H130L131 242H130V243L128 242V238H130V240H131V238L133 237L132 235L130 236V234H129V233H131V232H130V231H131L130 229L133 230V227L130 228V224H128V227H129V228H128V227H127V228H124L125 231L128 230V234H129L130 237H128V236L126 237V235H125V237H126V238H125L124 235H123V238H120L121 236H120V237L118 236L119 238H117V231H116V232H114V233H115V235H116L117 240H116V238H115V235L112 233V234H113L112 237H114L115 240H113V239L110 238L108 241L105 242L106 244L104 243V241L101 242L100 244L103 243L104 246H103V244H102V246L99 245V244H97V245H98V247H97V245L95 244L94 247L96 246V249H98V250H96L95 248H93V249H91L90 247H89V248H90L91 250H94V249H95V251H96V252L94 251L95 254L97 253V251L100 252V250H101L102 247H104V248H103V250H101V251H103V252H104V251H108V250H110V249L112 248V244H111V243H113V246H114L115 244L117 245V244H118V243H117L118 240L121 239V240L123 241V244L121 243L122 241H121V242L119 241V243L121 244V245L119 244V245H120V248H118L117 246H115V247H116V249H118V250H117V251H118V254H119V251H121V250L123 251V250L125 249L124 252H122V251L120 252L119 258L122 259L123 255H124V258H128L127 260L130 261V263H129V262H126L127 260L124 261V260H123L124 258H123L121 261L126 262V263H128V264H132V263H131L132 260H133V261H132L133 263H134V261H135L134 264H137V262H138V264H139V261H140V263H141V262L143 261L142 259H144V256L147 257V256L149 255V253H150V257L152 256V257H151L152 261H151L150 257L148 256V257H149V260H150V262H152V264H155V263H156V264H185V263H186V259H187V260L191 259V258H190V255H191V254H190V252H191L190 248H191V247H196V246H193V243L196 242V241H194V240H196V239H195L196 236H197V235H201V234H197V235H196V234H192V236H191V234H190V233L188 234V232L190 231L189 229H191V228H190L191 225L194 226L193 223H195V222H197V221L199 222V221L201 220L200 217H203V215H201V210H200L201 208H200V207H199V210H200L199 212H200V213L197 212L198 214H196V213H193V212H192V211L195 212V211L198 209V208H197V207H198V204H200V206H201V203H202L201 201H202V200H200V199H201V197H200V199H199V200H200V203L195 202V203H197V207H196L197 209L194 210V209H192V207H189L191 204L189 205V202H188V204H187V202H186V201H189L187 192L189 191V193H190L189 196H191V194H194V195H195L196 192L191 193L192 190L194 189V187H193V189H192L191 184L194 183L193 179L195 180V178L191 179V176H190V174H189V177H190V179L192 180V181H191L192 183L190 182V180H189L190 183H189V182H186V183H189V184H190L191 189H188V185H189V184H188V185L185 184V183L181 180V178H179V179L183 182V184H185V185L187 186V189H188V190L186 189V193H185V192H184L185 190H184V189L182 190V189L180 188V182H181V181L178 180V181H179V182H178V181L176 180V179H178L179 175H181V173L179 172L180 174H179V175H176V173L178 174V172H176L177 170H175V169H177V168H179V167H181V168H186V167H187V170H188L189 167H190V166H189L190 164H191L192 166H193L194 164H196V165H194V167H193L192 169H195V166H196V168H197V169L199 168V170H200V166L203 165V166H202L203 169L201 168L202 170H200V173H201V171H203V172L205 171L204 168H205V165L207 164L206 161H208V160L211 161V159H213V157H214V159L211 161V163L214 164V165H211V163H210V161H209L210 165H211V166H215V165L217 164L216 167H218V168L221 166V169L224 170V172H225L226 175H228L230 172H227V170H228V171H231V169L233 168L231 165H232V163H234V162H232V161L234 160L233 157H235V154H234V155H231V157L233 156V157H232L233 160H232L231 157L229 158V160H226V159H228V157L225 158V157H226V156H225L226 154L224 155L225 157H223V155L221 154V153H222L221 150H223V148H222V149L220 148L221 153L218 151L219 147H222V146H218V148H217V147H216L217 145H216V146H215L216 148L214 147V148H215V149H214L213 146H214L217 142L214 143V142L211 140V141L214 143V145L212 146V144H211L212 142H210V146H212V148H213L214 150L211 149V147H209V148L211 149L210 152H211V153L214 152V151H215V152H214V154H213V153L210 154V152L208 151V153H209L210 155L207 156L208 154L206 153V151L208 150V148H207L208 145L206 146V143L208 142L207 144H209V141H206V140H208L206 134H208V133H207L208 130H212V131H213L214 128H211V127L208 126L207 128H211V129H208V130L206 131V128H205V127H202L203 125H201V128H202L203 130L200 129V126H199V128H198V126H197V129L201 130L200 132H202V134H201V133L199 132V130H198V132H199V134H201V136H199V134H197V130H196V134H197L198 136H197V135L195 136V133H191V134H190V132H188L189 135H190V136H188V137H190L189 139H188V137H186V136L184 137V136H183V140H182V141H180L181 139L179 140V141L182 143V144H181V143L179 142V143L181 144V146H182V147L180 146L182 149L179 148V151H178V148L176 149L173 145H176L174 142H177V145L179 144L178 141H176V140H177V137H178V133H179L182 129L185 130L184 128H182V129L180 130V128H181L183 125H182V124H180V125L178 124V125L176 126V128L181 126V127L179 128L180 131L175 129L176 131H178V133H177V132H175V130H174V132L176 133L177 136H176V139H175V141L173 142L174 144H172V146H173V148H175L176 153H177V152H181V154H175V152H174L175 155L173 154L174 156H173V155H172V156H173V157L176 156L175 159H178V156L184 154V155H183V159L186 160V158H187V156H188L189 161L191 160V162H192V160H193V161H195V163H194V162H192V163L190 162V164L188 163V166H189V167H188V166H185V167H184L183 164H185V163H183L182 166L179 165V167H178V164H180V163L177 162L178 164H176V163H175L176 160H174L173 163H171V164H172V166H171V164H167V163H169V162L171 161L170 159H168V157H169V156H168V154H169L168 151H169V150L166 152V154H164V152H165L166 150L163 149V150H165V151L162 152V149H160V147L158 146L159 148L157 147L158 150H156L157 152L155 151V153H156V154H155V153H154V150H155V149H153L152 146L155 147L156 145H152L150 149H153V150H152V152L154 153V155H153V153H152L151 151H150V152H151L152 154H150V152L148 153V151H149V150H148V147L146 148V146H144V145H145L144 143L146 142V139H148L149 136H150V141H151L152 138L155 139L154 136H156V135H162V134H163V132H162V133L160 132L161 134H159V133L155 134V131L153 132L154 134H153V133H151V135L148 134V133H150V132L152 131V129H153V130H154V129L156 130L155 127H159V129H160V128H161V127L159 126L160 123L158 122L159 125L156 123V124H155V127H153V128L149 126V127L152 128V129H150V128H146V125H145ZM219 124H221V123H219ZM219 124H217L216 126H218ZM236 124H237V123H236ZM37 125H38V124H37ZM41 125L38 126V127H39V130H40V126H41ZM51 125H52V124H51ZM66 125H67V124H66ZM66 125H65V126H66ZM73 125H74V124H73ZM75 125H76V123H75ZM77 125H76V127H77ZM83 125H85V124H83ZM95 125H96V126H95ZM103 125H102L101 127L104 129L106 126L104 127ZM121 125H122V124H121ZM127 125H122V126H125V127H126ZM134 125H135V123H134ZM157 125H158V126H157ZM162 125H163V124H161V126H162ZM164 125H163V126H164ZM174 125H175V126H174ZM221 125H222V124H221ZM223 125H224V124H223ZM223 125H222V126H223ZM229 125H230V123H229L227 126H229ZM232 125H234V124H232ZM232 125H231V127H232ZM239 125L241 126V125H243V124H239ZM248 125H249V123H248ZM254 125H255V124H254ZM1 126H2V125H1ZM5 126H6V125H4V127H5ZM10 126H12V125H10ZM13 126H14V125H13ZM17 126H19V125H17ZM46 126H44V127L46 128ZM62 126H64V125L61 124L60 127H62ZM67 126H70V125H67ZM92 126H88V127H91V129H92ZM118 126L120 127L119 124H118ZM122 126H121V127H122ZM136 126H137V125H136ZM163 126H162V127H163ZM167 126H169V125L167 124ZM227 126H224V127H226L225 129H228V128H229V127L227 128ZM245 126H247V124H246ZM252 126H253V125H252ZM15 127H16V126H15ZM19 127H20V126H19ZM19 127H18V128H19ZM21 127H23V126H21ZM29 127H30V126H29ZM36 127H37V126H36ZM48 127H49V126H48ZM53 127H54V126H53ZM53 127H51V128H53ZM55 127H54L53 130L51 129L52 132H54V134H52V132H49V133L52 134V137L55 136V137H53L54 139L56 138L55 140H53V142H54L53 144H52V142H51L52 146H54V145L56 144V145L54 146L55 149H60L59 152H58L60 155H59L58 153L55 154V155H56L55 158H58V159H56L57 161H55V163H58V164H56V166H57V165H60V166H61V167L58 166L59 168H62V166H65V167L67 168V167L70 165V161H69V160H71V159L74 157V154H75V156H76V153H74V154L71 155V153H73V150L70 151V149L73 148L74 143H75V144H76V143L79 144L78 142L80 141L79 138H78L79 141H77V138H75L77 142H76V141H75V142L73 141L74 143H73L72 147H70L71 144H70V142L68 143V140H69L68 138L71 137V136H73L72 134H74V136L76 137V136H77V133H76V135H75V132H78V131H77V130H76V131L73 130V133H72V134H71V132H70L71 136H68V137H67L68 140H67V139H65L67 134L64 133V134H65V135H64L65 137L62 136V135H60L61 132H63V131H60V134H59V135L57 134V136H56L55 132H57V131H56ZM73 127H74V126H72V128H73ZM81 127H82V126H81ZM88 127H87V131L89 130ZM125 127H123V128H125ZM147 127H148V126H147ZM164 127H165V126H164ZM171 127H170V128H171ZM213 127H214V125H213ZM224 127L221 128V131H222V129H223ZM242 127H243V126H242ZM7 128H8V127H7ZM41 128H43V127H41ZM63 128H64V127H63ZM63 128H62V129H63ZM67 128H68V127H67ZM83 128H84V127H83ZM85 128H86V127H85ZM107 128H108V126H107ZM107 128H105V130H107ZM116 128H118L117 125L115 126V129H116ZM126 128H128V127H126ZM126 128H125V131H126L127 133H129L130 131L132 132V130L127 131ZM168 128H169V127H168ZM216 128H217V127H216ZM240 128H241V127H240ZM240 128H239V127L237 128V129H239V131H238V130L236 129V127H235L236 131L239 132V135H240V133H241L240 131H241V130L243 131L246 127H245L244 129H241V130H240ZM249 128H250V127H249ZM259 128H261V127H259ZM263 128H264V127H263ZM263 128H262V129H263ZM12 129H13V128H12ZM16 129H17V128H16ZM21 129H22V128H21ZM24 129H25V128H24ZM35 129H36V128H35ZM43 129H44V128H43ZM65 129H66V128H65ZM73 129H78V130H79V128H73ZM91 129H90L89 131H91ZM109 129H108V130H109ZM149 129L151 130L150 132H148ZM162 129H163V128H162ZM177 129H178V128H177ZM217 129H218V128H217ZM229 129H231V128H229ZM229 129H228V130H229ZM235 129H234V130H235ZM6 130H7V129H6ZM33 130H34V129H33ZM41 130H42V129H41ZM44 130H45V129H44ZM63 130H64V129H63ZM80 130H82V129H80ZM80 130H79V131H80ZM105 130H104V131H105ZM108 130L106 131L107 133H108ZM118 130H119V129H118ZM118 130L116 129L115 131L119 132ZM128 130H129V129H128ZM157 130H158V129H157ZM157 130H156V131H157ZM164 130L166 131V128H165ZM164 130H163V131H164ZM168 130H169V129H168ZM188 130H187V131H188ZM194 130H193L192 132H194ZM215 130H216V129H215ZM215 130H214V131H215ZM248 130H250V129H248ZM254 130H255V129H254ZM263 130H264V129H263ZM2 131H4V130L2 129ZM15 131H16V130H15ZM15 131H13V133H15ZM24 131H25V130H24ZM24 131L22 132L23 134H24ZM69 131H70V130H69ZM71 131H72V130H71ZM74 131H75V132H74ZM92 131H93V129H92ZM97 131H98V129H97ZM100 131H102V130H100ZM111 131L115 132L114 130H111ZM123 131H124V129H123ZM187 131H186V132H187ZM229 131H230V130H229ZM244 131H247V128H246ZM251 131H252V130H251ZM259 131H260V130H259ZM8 132H9V131H8ZM17 132H18V131H16V133H17ZM29 132H30V130H29ZM84 132H86V129L84 130ZM117 132H116V133H117ZM121 132H122V131H121ZM126 132H125V133H126ZM158 132H159V131H158ZM169 132H170V131H169ZM169 132L166 131V132H164V133L167 134V133H169ZM209 132L211 133V131H209ZM215 132H216V131H215ZM224 132H225V131H223V134H221V132H220V134H221V136H222V138L220 137L221 139L224 138V137H223V135H225ZM226 132H227V130H226ZM231 132H232V131H231ZM252 132H253V131H252ZM255 132H256V131H255ZM261 132H262V131H261ZM5 133H6V132H5ZM10 133H11V132H10ZM10 133H9V134H10ZM36 133H37V132H36ZM41 133H42V132H41ZM57 133H58V132H57ZM79 133H80V132H79ZM79 133H78V135H79ZM90 133L92 134V132H90ZM93 133H96L95 130L93 131ZM98 133H99V131H98ZM107 133H102L101 136H104V137H105V135H106ZM123 133H124V132H122L121 135H120V132L118 133L119 135H118V134H115V133H114V134H115L116 136L118 135V136H117V138H118V137L123 136ZM127 133H126V134H127ZM180 133H181V132H180ZM180 133H179V134H180ZM183 133H184V132H182V135H184ZM212 133H214V132H212ZM232 133H233V132H232ZM243 133H244V132H243ZM247 133H248V132H247ZM250 133H251V132H250ZM250 133H249V134H250ZM253 133H254V132H253ZM253 133H252V134H253ZM3 134H4V133H3ZM7 134H8V133H7ZM26 134H27V132L25 133V135H26ZM47 134H48V133H47ZM47 134H46V135L44 134V135L47 136ZM62 134H63V133H62ZM70 134H68V135H70ZM103 134H105V135H103ZM112 134H113V133H112ZM166 134H165V135H166ZM185 134H187V133H185ZM192 134H193V136H191ZM215 134H216V133H215ZM220 134H219V135H220ZM229 134H231V133L229 132ZM245 134H246V133H245ZM259 134H260V133H259ZM262 134H263V133H262ZM16 135H17V134H16ZM16 135H14V136L16 137ZM28 135H29V133H28ZM48 135H49L48 137H51L50 134H48ZM87 135H88V134H87ZM96 135H97V133H96ZM99 135H100V134H99ZM107 135H108V134H107ZM129 135H130V134H129ZM146 135H147V138H146ZM168 135H171L170 137L172 138L175 134H174V135H173V134H168ZM180 135H181V134H180ZM187 135H188V134H187ZM208 135H210V134H208ZM232 135H233V134H232ZM234 135H235V133H234ZM234 135H233V136H234ZM236 135H237V134H236ZM241 135H242V133H241ZM241 135H240L239 137H237L238 139H235V140H236V141L239 140L240 137H242V139H244V137H245V136H243L244 134H243L242 136H241ZM246 135H247V134H246ZM256 135H257V133H256ZM3 136H4V135H3ZM8 136H9V135H8ZM11 136H13V135H11ZM29 136H30V135H29ZM35 136H36V135H35ZM42 136H43V135H42ZM82 136H83V135H82ZM101 136H100V137H101ZM116 136H115V138H116ZM151 136H152V137H151ZM163 136H164V135H163ZM211 136H212V135H210L209 137H211ZM214 136H215V135H214ZM214 136L211 137V138H213V140H215V139H214ZM216 136H218V135H216ZM225 136H227V134H226ZM229 136H230V135H229ZM229 136H228V137H229ZM237 136H238V135H237ZM247 136H248V135H247ZM259 136H260V135H259ZM15 137H14V138H15ZM17 137L19 138L18 135H17ZM22 137H23V136H22ZM24 137H25V136H24ZM33 137H34V136H33ZM39 137H40V136H39ZM89 137H90V136H89ZM89 137H88V139H90ZM97 137H99V136H97ZM97 137H96V138H97ZM100 137H99V138H100ZM107 137H108V136H107ZM111 137H112V136H111ZM111 137H110V138H111ZM113 137H114V135H113ZM125 137H126V136L124 135V139H125ZM129 137L131 138V137H133V136H129ZM129 137H128V138H129ZM144 137H145V140H144ZM168 137H169V136H168ZM195 137H196V138H195ZM197 137H198V139H197ZM199 137H200V138H199ZM231 137H232V136H231ZM235 137H236V136H234V137H232V138H235ZM262 137H263V136H261V138H262ZM18 138H17V139H18ZM25 138H26V137H25ZM27 138H28V137H27ZM31 138H32V137H31ZM36 138H38V137H36ZM53 138H51V140H52ZM71 138H72V137H71ZM73 138H74V137H73ZM73 138H72V139H73ZM92 138H95V136H94V137L91 136V140H92ZM101 138H102V137H101ZM101 138H100V139H101ZM110 138H108V139H110ZM115 138H114V139H115ZM121 138H122V137H121ZM126 138H127V137H126ZM163 138H164V137H163ZM163 138H161V140H160V139H158V136H157V139H158V140H157V139H155V140H157V141L160 140V142H161V141L163 140ZM166 138H167V137H166ZM174 138H175V137H174ZM174 138H172V139H174ZM179 138H180V136H179ZM179 138H178V139H179ZM181 138H182V137H181ZM184 138H185V139L187 138V141H188L187 143L185 142L186 140H184ZM259 138H260V137H259ZM259 138H258V139H259ZM22 139H23V138H22ZM22 139H21V140H22ZM28 139H29V138H28ZM28 139H27V140H28ZM40 139H41V138H40ZM72 139H71V140H72ZM82 139H83V138H81V140H82ZM85 139H86V138H85ZM88 139H87V140H88ZM102 139H103V138H102ZM118 139H119V138H118ZM118 139H117V140H118ZM134 139H135V140H134ZM169 139H170V138H169ZM224 139L227 140V138H224ZM224 139H223V140H224ZM228 139H231V138H228ZM240 139H241V138H240ZM256 139H257V138H256ZM262 139H264V138H262ZM0 140H2V139H0ZM32 140H33V139H32ZM43 140H44V139H43ZM71 140H70V141H71ZM98 140H99V139H98ZM105 140H106V139H104V141H105ZM111 140H112V139H111ZM117 140H114V141H117ZM120 140H121V139H119V141H120ZM122 140H123V139H122ZM122 140H121V141H122ZM125 140H126V139H125ZM125 140H124V141H125ZM142 140L144 141L143 143H142ZM148 140H149V139H148ZM165 140H166V139H165ZM232 140H234V139H232ZM9 141H10V140H9ZM19 141H20V140H19ZM41 141H42V139H41ZM82 141H83V140H82ZM92 141L94 142L95 140H92ZM92 141H91V144H92ZM107 141H108V140H107ZM112 141H113V140H112ZM112 141H111V142H112ZM119 141H117V143H118ZM121 141H120V142H121ZM127 141H126V142H127ZM138 141H139V142H138ZM153 141H154V140H153ZM153 141H152L151 144H157V143H153ZM157 141H156V142H157ZM163 141H164V140H163ZM163 141H162V142H163ZM183 141H184V144L186 143V144H188V146H187L186 144L184 145V144H183ZM205 141H206V142H205ZM220 141H221V140H220ZM227 141H231V140H227ZM236 141H235V143H234V147H233V145H232V151H231V153H236V152L241 148V146L243 145L242 143L244 142V141L242 140L241 145H239L240 142H241V140H240V141H237V142H236ZM249 141H250V140H249ZM255 141H256V140H255ZM260 141H261V139H260ZM260 141H259V142H260ZM0 142H1V141H0ZM12 142H13V141H12ZM55 142H56V143H55ZM71 142H72V141H71ZM80 142H81V141H80ZM88 142H89V141H88ZM95 142H96V141H95ZM97 142L99 143L100 140L97 141ZM97 142H96V143H97ZM120 142H119V143H120ZM126 142H125V143H126ZM154 142H155V141H154ZM166 142H167V143H165V141H164L163 143H165V144H169V140H166ZM232 142H234V141H232ZM263 142H264V141H263ZM23 143H24V142H23ZM23 143H22V144H23ZM26 143H27V142H26ZM26 143H25V144H26ZM30 143H31V142H30ZM33 143H35V142H32L30 145L34 146L35 144H33ZM41 143H43V142H41ZM86 143H87V142H86ZM96 143H93V144H96ZM98 143H97V144H98ZM121 143H123V142H121ZM121 143H120V144H121ZM125 143H124L125 147L128 148L129 145L126 146ZM129 143H130V142H129ZM148 143H149V144L146 143L147 146H148V145H151L150 142H148ZM219 143H220V142H219ZM228 143H229V142H228ZM230 143H231V142H230ZM244 143H245V142H244ZM247 143H248V141H247ZM28 144H29V143H28ZM48 144H49V142H48ZM77 144H76V145H77ZM80 144H81V143H80ZM82 144H83V143H82ZM91 144H89V146H90ZM110 144H111V143L108 142V144H106V145H109V146H110ZM112 144H113V143H112ZM112 144H111V146L114 147V145H112ZM115 144H116V142H115ZM143 144H144V145H143ZM160 144L162 145V148H163V147H164V148L166 147V146H163L164 144H162V143H160ZM180 144H179V145H180ZM217 144H218V143H217ZM251 144H253V143H251ZM256 144H257V143H256ZM8 145L11 146V143H10V144L8 143ZM102 145H103V144H102ZM106 145H104V146H106ZM117 145H118V144H117ZM124 145H123L122 147H124ZM140 145H143V148H142ZM161 145H160V146H161ZM177 145H176V147H177ZM220 145H221V144H220ZM222 145H225V144H222ZM228 145H229V144H228ZM12 146H13V144H12ZM21 146H22V145H21ZM23 146H24V145H23ZM83 146H85V145H83ZM170 146H171V144H170ZM172 146H171V147H172ZM183 146H185L186 149L183 148ZM245 146H246V145H245ZM245 146H244V147H245ZM253 146H255V145H253ZM257 146L259 147V145H257ZM261 146H262V145L260 144V147H261ZM6 147H7V146H6ZM17 147H18V144H17ZM19 147H20V143H19ZM25 147H26V146H25ZM58 147H60V148H58ZM77 147H78V148L75 147V148H76V149L74 150L75 152H77V149L81 148L79 145H77ZM90 147H94V145H93V146L91 145ZM101 147H102V149H103V146H101ZM101 147H98V148L100 149ZM113 147H110L109 149L111 150V148H113ZM116 147H117V146H116ZM119 147H121V146H119ZM122 147H121V148H122ZM125 147H124V148H125ZM134 147H135V148H134ZM136 147H137L138 149L141 147V149L138 150ZM144 147H145V148H144ZM167 147H168V146H167ZM171 147H169V148H171ZM187 147H188V150H187ZM225 147H226V146H225ZM225 147H224V148H225ZM244 147H243L242 149H244ZM249 147H250V146H249ZM7 148H9V146H8ZM11 148H12V147H11ZM26 148H27V147H26ZM26 148H25V149H26ZM82 148H83V147H82ZM106 148H107V147H106ZM106 148H105V150L107 151ZM229 148H230V147L228 146L227 149L230 150ZM245 148H246V147H245ZM262 148H263V147H262ZM13 149H14V147H13ZM32 149H33V148H32ZM41 149H42V148H41ZM51 149L53 150L54 148L51 147ZM94 149H95V148H94ZM102 149H101V152H102ZM109 149H108V150H109ZM113 149H114V148H113ZM113 149H112V150H113ZM132 149H133V151H132ZM134 149H135V150H134ZM166 149H167V148H166ZM171 149H172V148H171ZM184 149L186 150V152L189 151V154H188V152H187V153H186V152L183 153V151H185ZM206 149H207V150H206ZM225 149H226V148H225ZM255 149H256V147H255ZM255 149H254V155H255ZM257 149H258V148H257ZM263 149H264V148H263ZM263 149H262V150H263ZM11 150H12V149H11ZM11 150H7V151H11ZM19 150H20V149H19ZM23 150H24V149H23ZM33 150L35 151V149H33ZM45 150H46V149H45ZM80 150H81V149H79L78 151H80ZM86 150H87V149H86ZM92 150H93V149H92ZM95 150H96V149H95ZM110 150H109L107 153H109ZM119 150H120V149H119ZM119 150H116V153H117V151H118L117 156H119V155H118V154H119ZM125 150H126V149H125ZM175 150L173 149V151H175ZM205 150H206V151H205ZM240 150H241V149H240ZM240 150H239V152H240ZM12 151H13V150H12ZM14 151H15V149H14ZM21 151H22V150H21ZM31 151H32V150H31ZM31 151H30V152H31ZM37 151H38V149H37ZM53 151H54V150H53ZM61 151H62V152H61ZM96 151H97V150H96ZM113 151H114V153H115V150H113ZM113 151H112V154H113ZM126 151H127V150H126ZM170 151H171V150H170ZM170 151H169V152H170ZM242 151H243V150H242ZM248 151H249V150H248ZM258 151H260V150H258ZM263 151H264V150H263ZM15 152H16V151H15ZM15 152H14V153H15ZM28 152H29V150H28ZM120 152H121V151H120ZM123 152H124V151H123ZM123 152H122V153H123ZM224 152H227V151H223V153H224ZM229 152H230V151H229ZM229 152H228V154H229ZM239 152H238V154H239ZM260 152H261V151H260ZM8 153H9V152H7L6 154H8ZM10 153H11V154H10ZM10 153L8 154L9 158H10L11 155H12V156H13V155H15V156L17 155V154H13V152H10ZM25 153H26V152H25ZM80 153H84V151H82V152H80ZM80 153L77 152V154H80ZM85 153H86V152H85ZM97 153H98V152H97ZM110 153H111V152H110ZM135 153H136V155H135ZM185 153L188 154V155L185 156ZM251 153H252V152H251ZM19 154H20V153H19ZM34 154H35V153H34ZM34 154H33V155H34ZM87 154H88V153H87ZM89 154H90V153H89ZM101 154H102V153H101ZM104 154H105L104 157H103V155H101L100 157H101V158L103 157V158H102L103 160L106 159V162L103 163V164H104V167H105V164L108 163V161H111V157H110V156H112V155H110V154L107 155L106 153H104ZM123 154H124V153H123ZM137 154H138V155H137ZM149 154H150V155H149ZM163 154H164V155H163ZM171 154H172V152H171ZM236 154H237V153H236ZM243 154H244V153H243ZM27 155H28V154H27ZM36 155H37V154H36ZM70 155H71V157H70ZM114 155H115V154H114ZM114 155H113V156H114ZM151 155H152V156H151ZM166 155H167V156H166ZM177 155H178V156H177ZM211 155H213V157H211ZM220 155H222V156H220ZM239 155H240V154H239ZM261 155H262V154H261ZM263 155H264V154H263ZM263 155H262V156H263ZM3 156H5V155H3ZM6 156H7V155H6ZM47 156H48V155H47ZM78 156H80V155H78ZM78 156H77V159H79ZM83 156H85V155H83ZM96 156H97V155H96ZM113 156H112V159H114ZM136 156H137V157H136ZM165 156L167 157V159H168L169 162L167 161V159H166ZM172 156H171V157H172ZM206 156L208 157V158H207L208 160L205 159ZM227 156H228V155H227ZM229 156H230V155H229ZM242 156H243V155H242ZM247 156H248V154H247ZM258 156H259V155H258ZM29 157H30V156H29ZM85 157H87V156H85ZM85 157H83V158H85ZM88 157H89V156H88ZM98 157H99V154H98ZM115 157H116V156H115ZM122 157H123V155H122ZM128 157H129V156H127V158H128ZM130 157H129V158H130ZM134 157H133V158H134ZM184 157H185V158H184ZM210 157H211V159H209ZM250 157L252 158L251 154H250ZM7 158H8V157H7ZM7 158H6V159H7ZM19 158H20V157H19ZM49 158H50V157H49ZM70 158H71V159H70ZM93 158H94V157H93ZM101 158H100V160H101ZM104 158H105V159H104ZM164 158L166 159L167 162L164 160ZM169 158H170V157H169ZM224 158H225V160H224ZM237 158H238V157H237ZM241 158H242V157H241ZM263 158H264V157H263ZM1 159H2V157H1ZM4 159H5V158H4ZM14 159H15V158H14ZM21 159H22V158H21ZM23 159H24V158H23ZM39 159H40V158H39ZM52 159H54V158H52ZM80 159H81V158H80ZM80 159H79V160H80ZM98 159H99V158H97V161H98ZM125 159H126V158H125ZM173 159H174V158H173ZM173 159H172V160H173ZM188 159H187V160H188ZM203 159L205 160L206 164H203V161H201V160H203ZM222 159H223L224 161H223ZM239 159H240V157H239ZM244 159H245V158H244ZM247 159H248V158H247ZM247 159H246V160H247ZM257 159H258V158H257ZM7 160H8V159H7ZM17 160H18V159H17ZM19 160H20V159H19ZM33 160H34V159H33ZM37 160H38V159H37ZM45 160H46V159H45ZM89 160H90V159H89ZM94 160H95V159H94ZM115 160H116V159H115ZM119 160H120V159H119ZM119 160H118V161H119ZM123 160H124V159H123ZM130 160H131V159H130ZM132 160H131V162H132ZM187 160H186V161H187ZM236 160H237V159H235V161H236ZM249 160H250V158H249ZM251 160H252V159H251ZM255 160H256V159H255ZM255 160H252L251 163H253V161L255 162ZM4 161H6V160H4ZM4 161H3V162H4ZM9 161H10V160H9ZM68 161H69L68 166L64 165V164H65L66 162H68ZM73 161H74V158H73ZM97 161H96V162H97ZM112 161H113V160H112ZM112 161H111V162H112ZM189 161H188V162H189ZM200 161H201L202 163H201ZM213 161H214V162H213ZM226 161H227V162H226ZM237 161H238V160H237ZM241 161H243V160L240 159L239 163H240ZM7 162H8V161H7ZM10 162H11V161H10ZM13 162H15V161H13ZM26 162H27V161H26ZM28 162H29V161H28ZM28 162H27V163H28ZM31 162H32V161H31ZM49 162H50V161H49ZM75 162H76V161H74V163L71 162V163H72V168L70 167L71 165L69 166V168H71L74 172H77V173H78V172L82 173L81 171H83V170L85 171V170H87V169L90 170L92 165H97V164H94V163L92 162V164L86 163V166H85V165H84L85 163H83V161H82L81 164L84 165V166L82 167V169H83V170H82V169L80 168L82 165L79 166L80 161H78L77 164H76ZM114 162H115V161H114ZM116 162H117V160H116ZM164 162H166V164H167L168 167H169V165H170V167H169L170 170H169V168H168V170H169L168 172L165 171V169H166L165 166H166V165L164 166V164H165ZM196 162H200L201 165L199 166V164H197ZM243 162H244V161H243ZM246 162H247V161H246ZM246 162H245L244 164H246ZM249 162H250V161H249ZM256 162H257V161H256ZM259 162H260V161H259ZM4 163H5V162H4ZM47 163H48V162H47ZM52 163H53V162H52ZM98 163H99V162H98ZM128 163H129V162H128ZM224 163H226V164H224ZM247 163H248V162H247ZM257 163H258V162H257ZM257 163H256V164H257ZM8 164H9V163H8ZM12 164H13V163H12ZM32 164H33V163H32ZM48 164H49V163H48ZM48 164H47V165H48ZM88 164H89V165H88ZM112 164H113V163H112ZM112 164L109 163V164H108V167H105V168H106V169H108V168L111 169V168L113 167ZM126 164H127V162H126ZM131 164H132V166H133V162H132ZM131 164H130V165H131ZM174 164L177 166V168H174V170H175L174 172H175V173H174V175H173V174L171 173V172H173V170L171 171V169H172V167L174 166ZM237 164H238V163H236V166H234V167L239 166V165H237ZM256 164H254V165H256ZM45 165H46V164H45ZM47 165H46V166H47ZM50 165H52V164H50ZM73 165H74V167H73ZM76 165H77V168H78L77 170H78V171H76V169H74V168L76 167ZM87 165H88V166H87ZM98 165H100V163H99ZM101 165H102V162H101ZM113 165H114V164H113ZM115 165H117V164H115ZM128 165H129V164H128ZM197 165H198V167H197ZM247 165H249V164H247ZM4 166H5V165H4ZM30 166H31V165H30ZM35 166H36V165H35ZM46 166H44V167H46ZM102 166H103V165H102ZM117 166H119V165H117ZM163 166H164V167H163ZM192 166H191V167H192ZM206 166H208V169H209L210 166H209V165H206ZM230 166H231V167H230ZM240 166H241V168H242V164H241ZM245 166H246V165H245ZM250 166H251V164H250ZM36 167H38V166H36ZM41 167H42V165H41ZM58 167H57V168H58ZM65 167H64V170H65ZM84 167H85L86 169H85ZM87 167H88V168H87ZM99 167H100V166H99ZM124 167H125V166H124ZM191 167H190V168H191ZM216 167H215V168H216ZM254 167H255V166H254ZM261 167H263V166H261ZM52 168H53V167H52ZM69 168H68V169H69ZM93 168L100 169V168L95 167V166H94ZM101 168H103V167H101ZM114 168H115L114 170L116 171V170H117V169H116L117 167L114 166ZM164 168H165V169H164ZM212 168H213V167H212ZM223 168H224V169H223ZM229 168H231V169L229 170ZM247 168H248V167H247ZM22 169H23V168H22ZM33 169H34V168H33ZM53 169H54V168H53ZM71 169H69V170H71ZM79 169H80V170H79ZM120 169H121V168H120ZM123 169H124V168H123ZM137 169H138V170H137ZM205 169H206V168H205ZM210 169H211V168H210ZM216 169H217V168H216ZM216 169H215V170H216ZM221 169L219 168V170H221ZM233 169H234V168H233ZM233 169H232V170H233ZM243 169H244V167H243ZM252 169H253V168H252ZM259 169H260V168H259ZM259 169H257V170H259ZM49 170H51V168H50ZM64 170H63V172H64ZM95 170H96V169H95ZM111 170H113V168H112ZM114 170H113V172H114ZM127 170H130V166H129V169H127ZM181 170H182V169H180V171H181ZM183 170H184V169H183ZM183 170H182V171H183ZM187 170L185 169V172H186ZM211 170H212V169H211ZM211 170H210V171L206 170V172L208 171V172L210 173V172H212ZM213 170H214V169H213ZM219 170H218V171H219ZM222 170H221V172H222ZM225 170H226V171H225ZM234 170H235V169H234ZM257 170L255 169V172L258 173ZM59 171H60V170H59ZM84 171H83V173H84ZM87 171H88V170H87ZM100 171H101V169H100ZM117 171H118V170H117ZM117 171H116V172H117ZM120 171H121V170H120ZM164 171H165V172H164ZM170 171H171V172H170ZM178 171H179V170H178ZM237 171H238V169L235 170L234 173L237 172ZM251 171H252V170H251ZM253 171H254V169H253ZM260 171H261V169H260ZM262 171H264V168L262 169ZM11 172H12V171H11ZM13 172H14V171H13ZM27 172H28V171H27ZM27 172H26V173H27ZM43 172H44V170H43ZM48 172H49V171H48ZM50 172H51V171H50ZM57 172H58V171H57ZM57 172H56V173H57ZM65 172H66V171H65ZM71 172H72V171H71ZM71 172H70V173H71ZM74 172H72L71 174L73 175ZM85 172H86V171H85ZM92 172H93V171H92ZM97 172H98V171H97ZM123 172H124V171H123ZM126 172H127V171H126ZM183 172H184V171H183ZM183 172H182V175H185V177H187L186 173L184 172V174H183ZM188 172H189V173H192V172H194V170H192V172H191V170H189ZM195 172L198 173V174L195 173V174H197L198 176L200 175L199 172H198V170H196ZM203 172L201 173L202 175H203ZM206 172H205V174H204L203 176H206V174H207ZM232 172H233V171H232ZM242 172H243V170H242ZM248 172H249V171H248ZM28 173H30V172H28ZM54 173H55V172H54ZM54 173H53V175H54ZM66 173H67V172H66ZM87 173H88V172H87ZM95 173H96V172H95ZM104 173H105V171H104ZM133 173H132V174H133ZM209 173H208V174H209ZM212 173H213V172H212ZM215 173H216V171H214V174H215ZM218 173H220V172H218ZM222 173H223V172H222ZM227 173H228V174H227ZM244 173L246 174V171L243 172V174H244ZM250 173H251V172H250ZM39 174H41V173H40V172H37V170H36V171H35V170L32 171V172L30 173V175H28V176H30V177H28L29 180H30V182L33 180V183H35V185H36V182H35V181H37V183H38V180H39L40 177L42 176V175L40 176ZM42 174H43V173H42ZM46 174H47V173H46ZM59 174H60V173H59ZM67 174H69V173H67ZM71 174H70V175H71ZM93 174H94V173H93ZM99 174H100V173H99ZM106 174H107V173H106ZM114 174H115V172H114ZM117 174H118V172H117L115 175H117ZM130 174H131V172H130ZM130 174H129V176H130ZM192 174H193V173H192ZM195 174H194V175H195ZM210 174H211V173H210ZM214 174H213V176H217V174H215V175H214ZM241 174H242V173H241ZM251 174H252V173H251ZM254 174H255V173H254ZM18 175L21 176V174H19V173H18ZM23 175H24V174H23ZM49 175H50V173H49ZM62 175H64V174H62ZM95 175H96V174H95ZM125 175H126V174H125ZM125 175H124V176H125ZM221 175H224V173L221 174ZM221 175H219V176H221ZM249 175H250V174H249ZM256 175H257V177L259 176L258 174H256ZM260 175H261V174H260ZM3 176H4V175H3ZM5 176H6V175H5ZM15 176H17V175H15ZM38 176H39V177H38ZM67 176H68V175H67ZM90 176H91V175H90ZM105 176H106V175H105ZM118 176H119V175H118ZM118 176H117V177H118ZM160 176H159V177H160ZM164 176H165V175H164ZM173 176H178V177H177V178H174ZM213 176H212V178H213ZM224 176H225V175H224ZM224 176H223V177H224ZM251 176H252V175H251ZM13 177H14V176H13ZM13 177H12V178H13ZM26 177H27V176H26ZM26 177H24V178H26ZM37 177H38V178H37ZM46 177H47V175H46ZM49 177H50V176H49ZM57 177H58V174H57ZM65 177H66V176H65ZM65 177H64V178H65ZM71 177H72V176H71ZM73 177H75V176H73ZM115 177H116V176H114L113 178H114V179L116 180V182H117V179H119V177H118V178H117V177L115 178ZM120 177H121V176H120ZM127 177H128V175H127ZM159 177H158V178H159ZM162 177H161V179H162ZM172 177H173L176 181L173 180ZM180 177H182V176H180ZM192 177H193V175H192ZM194 177H195V176H194ZM206 177H207V178H206V181H207L208 178H209L210 176H206ZM233 177H234V175H233ZM243 177H244V176H243ZM252 177H253V176H252ZM10 178H11V176H10ZM54 178H55V177H54ZM75 178H76V177H75ZM83 178H84V177H83ZM121 178H122V177H121ZM129 178H130V177H129ZM158 178H155V179H158ZM187 178H188V177H187ZM196 178H197V177H196ZM198 178H199L198 180H200L201 177H198ZM212 178L210 177V179H212ZM215 178H216V177H215ZM215 178H213L212 180H214ZM221 178H222V177H221ZM227 178H228V177H227ZM231 178H232V177H231ZM246 178H247V177H246ZM259 178H261V179L263 178V179H264V175H261ZM259 178H258V179H259ZM47 179H49V178L47 177ZM60 179H61V178H60ZM60 179H59V180H60ZM69 179H70V177H69ZM80 179H81V178H80ZM80 179H79V180H80ZM88 179H89V176H88ZM94 179H95V178H94ZM104 179H105V178H104ZM110 179H111V178H110ZM114 179H113V180H114ZM182 179H183V178H182ZM202 179H203V177H202ZM219 179H220V178H219ZM219 179L216 180V184L218 183L217 181H219ZM222 179H224V178H222ZM222 179H220V180L222 181ZM234 179H235V178H234ZM248 179H249V178H248ZM254 179L256 180V178H254ZM261 179H260V181H261ZM3 180H4V179H3ZM17 180H18V179H17ZM29 180H28V181H29ZM34 180H35V181H34ZM41 180H42V179H41ZM44 180H45V179H44ZM52 180H53V179H52ZM64 180H65V179H64ZM64 180H63V181H64ZM67 180H68V179H67ZM91 180H93V179L91 178ZM91 180H90V181L88 180L89 182H88V181H87V182H88V183H93L94 180H93L92 182H91ZM106 180H107V178H106ZM120 180H121V179H120ZM172 180H173V181H172ZM187 180H188V179H187ZM187 180H185V181H187ZM203 180H204V179H203ZM224 180H225V179H224ZM244 180H245V179H244ZM246 180H247V179H246ZM14 181H15V180H14ZM74 181H75V179H74ZM77 181H78V179H77ZM83 181H84V180H83ZM83 181H82V182H83ZM85 181H86V180H85ZM154 181H155V180H154ZM158 181H159V180H158ZM195 181L197 182V180H195ZM209 181L211 182V180H209ZM226 181H228V180H225V182H226ZM234 181H235V180H233L231 183H233ZM237 181H238V180H237ZM258 181H259V180H258ZM263 181H264V180H263ZM2 182H3V181H2ZM41 182H42V181H41ZM45 182H46V181H45ZM61 182H62V180H61ZM67 182H69V180H68ZM82 182H81V184H82ZM107 182H108V181H107ZM116 182H115V183H116ZM163 182H164V180H162V183H163ZM165 182H164V183H165ZM174 182H175V183L178 182V184L175 185ZM207 182H208V181H207ZM219 182H220V181H219ZM251 182H252V181H251ZM14 183H15V182H14ZM20 183H21V182H20ZM70 183H72L71 180H70L69 184H70ZM117 183H120V182L118 181ZM198 183L201 184V181L198 182ZM205 183H206V182H205ZM212 183H213V181H212ZM212 183H210V185L207 184L208 186H210L209 188H211V184H212ZM214 183H215V181H214ZM235 183H236V182H235ZM244 183H246V181H245ZM253 183H255V182L253 181ZM260 183H261V182H260ZM74 184H75V183H74ZM108 184H110V183H108ZM108 184H107V185H108ZM113 184H114V183H113ZM124 184H125V183H124ZM126 184H127V183H126ZM158 184H159V183H158ZM173 184H174V185H173ZM183 184H182V185H183ZM202 184H204V183L202 182ZM220 184H221V183H220ZM220 184H219V185H220ZM248 184H249V183H248ZM262 184H263V182H262ZM31 185H32V184H31ZM49 185H50V184H49ZM66 185H67V184H66ZM79 185H80V184H79ZM79 185H78V186H75V187H79ZM119 185H120V184H119ZM129 185H130V184H129ZM150 185H151V184H150ZM152 185H153V184H152ZM160 185H161V184H160ZM172 185H173V186H172ZM182 185H181V187H182ZM195 185H196V183L194 184V186H195ZM212 185H213V184H212ZM226 185H227V184H226ZM228 185H229V184H228ZM237 185H238V184H237ZM253 185H254V184H253ZM0 186H1V185H0ZM7 186H8V185H7ZM38 186H39V185H38ZM41 186H42V184H41ZM46 186H47V185H46ZM60 186H61V185H60ZM67 186H68V185H67ZM80 186H81V185H80ZM87 186H88V185H87ZM96 186H98V185H96ZM157 186H158V185H157ZM175 186H176V187H175ZM178 186H179V187H178ZM183 186H184V185H183ZM186 186H184V187L186 188ZM198 186H199L200 188H202L201 185H198ZM248 186H249V185H248ZM248 186H246V187H248ZM250 186H252V185H250ZM27 187H28V186H27ZM31 187H32V186H31ZM65 187H66V186H65ZM93 187H94V186H93ZM101 187H102V186H101ZM111 187H112V186H111ZM174 187H175V188H174ZM177 187H178V188H177ZM184 187H183V188H184ZM205 187H206V186H205ZM216 187H218V184H217ZM233 187H234V186H233ZM252 187H253V186H252ZM252 187H250V188H252ZM255 187H256V186H255ZM258 187H259V186H258ZM258 187H257V188H258ZM35 188H36V187H35ZM49 188H50V187H49ZM61 188H62V187H61ZM81 188H82V187H81ZM81 188H79V189H81ZM87 188H88V187H87ZM97 188H98V187H97ZM116 188H117V187H116ZM124 188H125V187H124ZM124 188H123V189H124ZM151 188H152V187H151ZM151 188H149V189H151ZM156 188H157V187H156ZM203 188H204V186H203ZM209 188H208V189H209ZM212 188H213V187H212ZM259 188H260V187H259ZM263 188H264V187H263ZM263 188H261V189H263ZM27 189H28V188H27ZM52 189H53V188H52ZM79 189L76 188L75 190L78 192ZM82 189H83V188H82ZM88 189H89V188H88ZM101 189H102V188H101ZM153 189H154V188H153ZM195 189H197V188L195 187ZM195 189H194V190H195ZM204 189H205V188H204ZM206 189H207V188H206ZM208 189H207V190H208ZM214 189H216V188H214ZM233 189H234V188H233ZM252 189H253V188H252ZM255 189H256V188H254V190H255ZM30 190H31V189H30ZM55 190H56V189H55ZM70 190H71V189H70ZM89 190H90V189H89ZM92 190H93V189H92ZM96 190H97V189H96ZM103 190H105V189H103ZM106 190H107V189H106ZM106 190H105V191H106ZM156 190H157V189H156ZM198 190H199V189H198ZM207 190H204V191H207ZM212 190H213V189H212ZM228 190H229V189H228ZM242 190H243V189H242ZM244 190H245V189H244ZM250 190H251V189H250ZM256 190H257V189H256ZM8 191H9V190H8ZM48 191H49V190H48ZM48 191H47V192H48ZM61 191H62V190H61ZM64 191H65V190H64ZM76 191H75V192H76ZM116 191H117V190H116ZM161 191H162V190H161ZM190 191H191V192H190ZM202 191H203V190H202ZM202 191L200 192V194L202 193ZM246 191H247V189H246ZM257 191H258V190H257ZM49 192H51V191H49ZM68 192L71 193L70 196L73 197L72 194H73L74 191H73V192H71V191H67L66 194H69ZM77 192H76V195H77ZM80 192H81V191H79L78 194H79V196H81V198H83V201H84V196H83ZM84 192H85V191H84ZM100 192H101V190H100ZM103 192H104V191H103ZM145 192H146V191H145ZM209 192H210V191H209ZM209 192H208V194H209ZM237 192H238V191H237ZM244 192H245V191H244ZM258 192H259V191H258ZM260 192H261V191H260ZM23 193H24V192H23ZM40 193L42 194L41 191H40ZM59 193H60V192H59ZM93 193H94V192H93ZM111 193H113V192H111ZM111 193H110V194H111ZM147 193H148V192H147ZM157 193H158V192H157ZM166 193H165V195H166ZM210 193H211V192H210ZM213 193H214V192H213ZM213 193H212V194H213ZM226 193H227V192H226ZM249 193H251V192L249 191ZM253 193H254V191H253ZM261 193H263V192H261ZM1 194H2V193H1ZM1 194H0V195H1ZM15 194H16V193H15ZM50 194H51V193H50ZM88 194H89V192H88ZM88 194H87V195H88ZM101 194H102V193H99V195L97 196V197L100 196L99 198L95 197L94 200H95L96 202H97V200H98V202L94 204L95 201L93 200V201H92V202H93V203H92L93 205L91 204L92 206L98 204V205H96V206H94V207L98 208L99 205H100V206L102 205L101 207L99 206L100 208L103 207V205H104L105 202L107 201V198L105 199V195L103 196V194H102V195H101ZM114 194H116V193H114ZM119 194H120V193H119ZM141 194H142V193H141ZM143 194H144V193H143ZM186 194H187V195H186ZM197 194H198V193H197ZM204 194H206V193H204ZM215 194H217V192H216ZM215 194H214V196L216 197ZM235 194H236V193H235ZM237 194H238V193H237ZM240 194H241V193H240ZM257 194H258V193H257ZM263 194H264V193H263ZM263 194H262V195H263ZM3 195H6V194L3 193ZM38 195H39V194H38ZM43 195L45 196L46 194H43ZM62 195H63V194H62ZM76 195H75L73 198L76 199V200L78 201V199H79L80 197L75 198ZM107 195H108V194H107ZM144 195H145V194H144ZM158 195H159V194H158ZM198 195H199V194H198ZM220 195H221V194H220ZM220 195L218 194V196H220ZM230 195H231V193H230ZM248 195H249V194H248ZM251 195H252V194H251ZM251 195H250V196H251ZM44 196H43V197H44ZM66 196H67V195H66ZM70 196H68V197L70 198V200H72L73 198L70 197ZM77 196H78V195H77ZM85 196H86V195H85ZM93 196H94V195H93ZM141 196H142V195H141ZM141 196L139 195V197H141ZM145 196H146V195H145ZM196 196H197V195H196ZM200 196H201V195H200ZM203 196H204V195H202V197H203ZM205 196H206V195H205ZM209 196H210V197H209ZM209 196H208V197L211 198V199L214 198V197H212V195H210V194H209ZM239 196H240L239 198L242 200L243 196H242V197H241V195H239ZM256 196H258V195H256ZM24 197H25V196H24ZM29 197H30V196H29ZM31 197H32V196H31ZM91 197H92V196H91ZM103 197H104V198H103ZM112 197H113V196H112ZM139 197H138L137 199H141V198H139ZM147 197H148V196H147ZM159 197H160V196H159ZM191 197H192V196H191ZM193 197H195V196H193ZM193 197H192V198H193ZM198 197H199V196H198ZM198 197H197V198H198ZM208 197H207V198H208ZM224 197H225V196H224ZM227 197H229V195H228ZM245 197H246V196H245ZM245 197H244V198H245ZM248 197H249V196H248ZM252 197H253V196H252ZM254 197H255V195H254ZM20 198H21V197H20ZM20 198H19V199H20ZM27 198H28V197H27ZM34 198H35V197H34ZM39 198H40V197H39ZM48 198H49V197H48ZM51 198H52V197H51ZM60 198H61V197H60ZM65 198H66V197H65ZM92 198H93V197H92ZM203 198H204V197H203ZM205 198H206V197H205ZM209 198H208V199H209ZM222 198H223V197H222ZM234 198H235V197H234ZM234 198H233V199H234ZM236 198H237V197H236ZM236 198H235V199H236ZM244 198H243V199H244ZM257 198H258V199H261V198H259V196H258ZM63 199H64V198H63ZM118 199H119V198H118ZM135 199H136V198H135ZM186 199H188V200H186ZM194 199H195V198H194ZM217 199H218V198H217ZM224 199H225V198H224ZM226 199H227V198H226ZM237 199H238V198H237ZM20 200H21V199H20ZM22 200H23V199H22ZM28 200H29V199H28ZM31 200H32V199H31ZM31 200H30V202H32L34 199H33L32 201H31ZM41 200H43V199H41ZM48 200H49V199H48ZM76 200H75V202H76ZM85 200H86V199H85ZM114 200H115V199H114ZM142 200H143V199H142ZM149 200H148V201H149ZM195 200H196V199H195ZM197 200H198V199H197ZM199 200H198V202H199ZM214 200L217 201L216 198H215ZM214 200L212 201L213 203H215ZM220 200H221V199H219V201H220ZM229 200H231V199H229ZM238 200H239V199H238ZM253 200H255V199H253ZM253 200H250L249 202H251V201H253ZM25 201H26V200H25ZM34 201H35V200H34ZM34 201H33L34 205L31 204L33 207H31V205H30V208H29V204H30V202H28L29 204L27 205V207H28L29 209L27 208V209H28V210H27V213H25V212H26V207H25V209L22 207L23 210H22V212H20V213H21V214L24 213V214H23L24 216L22 215V216L24 217V218L22 217V221L25 220V221H24L25 223L28 221L27 219H29L30 217L32 218L33 216H35V217H33V218L35 219L36 216H38V214H40V216H41L40 210H41L42 213H43V211H44V210L42 211V206L39 207L38 204H40V203H38V202H34ZM62 201H63V200H62ZM86 201H87V200H86ZM137 201H138V200H137ZM190 201H191V199H190ZM207 201H208V200L206 199V202H207ZM209 201H210V200H209ZM219 201H218V203H219V205H221L222 203L220 204ZM222 201H223V199H222ZM236 201H237V200H236ZM243 201H246V200H243ZM260 201H261V202H260ZM18 202H19V201H18ZM42 202H43V201H42ZM44 202H45V201H44ZM48 202H49V201H48ZM78 202H79V201H78ZM80 202H81V201H80ZM80 202H79V203H80ZM115 202H117V201H115ZM160 202H161V201H160ZM163 202H162V203H163ZM191 202H192V201H191ZM203 202H204V201H203ZM206 202H205V203H206ZM212 202H210V203H212ZM223 202H225V200H224ZM239 202H240V201H239ZM247 202H248V201H247ZM4 203H5V202H4ZM26 203H27V202H26ZM35 203H36V205L38 206V208H39L40 210L37 209V206L35 205ZM87 203H88V202H87ZM90 203H91V202H90ZM108 203H109V199H108ZM139 203H140V202H139ZM192 203H194V201H193ZM205 203H203V204H205ZM208 203H209V202H208ZM218 203H216V204H218ZM226 203H228V202L226 201ZM230 203H231V202H230ZM234 203H235V201H234ZM253 203H254V202H253ZM253 203H252V204H253ZM50 204H51V203H50ZM60 204H62V202H61ZM160 204H161V203H160ZM186 204H187V206H188L189 208H187ZM216 204H215V205H216ZM232 204H233V203H232ZM237 204H238V205H239V204L242 205V201H241V203H237ZM244 204H246V203H244ZM247 204H248V203H247ZM250 204H251V203H250ZM252 204H251V205H252ZM254 204H255V203H254ZM257 204H258V205H256V206L258 207V209H261V211L264 210V197H263L262 200H259V202H258ZM43 205H44V204H43ZM46 205H47V204H46ZM62 205H64V203H63ZM68 205H69V204H67L66 206H64V208L67 207ZM73 205H74V200H73ZM75 205H76V204H75ZM79 205H80V204H79ZM83 205H84V204H83ZM117 205H118V204H117ZM193 205H194V204H193ZM205 205L207 206V204H205ZM209 205H210V204H208V206H209ZM219 205H216V206H219ZM227 205H228V206H227ZM227 205H225V206H226V210H227V207H229V203H228ZM4 206H6V205H4ZM21 206H22V205H21ZM69 206H70V205H69ZM81 206H82V203H81ZM84 206H85V205H84ZM107 206H108V204H107ZM115 206H116V205H115ZM206 206H205V207H206ZM221 206L223 207V205H221ZM225 206H224V207H225ZM248 206H249V205H248ZM9 207H10V206H9ZM47 207H48V206H47ZM76 207H77V206H76ZM108 207H110V206H108ZM117 207H118V206H117ZM137 207H138L139 209H137ZM194 207H195V206H194ZM194 207H193V208H194ZM202 207H203V209H204V206H203V205H202ZM219 207H220V206H219ZM230 207H231V206H230ZM234 207H236V206L234 205ZM242 207H244V206H242ZM246 207H247V205H246ZM246 207H245V208H246ZM254 207H255V205H254ZM43 208H45V207H43ZM48 208H49V207H48ZM48 208H47V209H48ZM71 208H72V207H71ZM78 208H79V207H78ZM78 208H77V209H78ZM85 208H86V207H85ZM85 208H84V209H85ZM88 208H89V207H88ZM133 208H134V211H135V212L137 211V214H139V215L141 214V216H143L142 219L140 218L139 215H138V216H139V217H138V216H136V213H133V212H134V211H133ZM190 208L192 209L191 212L189 211ZM208 208H209V207H208ZM212 208L214 209V207H212ZM215 208H216V207H215ZM217 208H218V207H217ZM220 208H221V207H220ZM238 208H239V206H238ZM245 208H242V209H245ZM248 208H249V207H248ZM251 208H253V207H251ZM1 209H2V208H1ZM6 209H7V208H6ZM65 209H67V210H65ZM65 209H62V210H65V211H68V212H69V210H70L69 207H68V208H65ZM68 209H69V210H68ZM93 209H94V208H93ZM98 209H99V208H98ZM104 209L102 208V210H104ZM116 209H117V208H116ZM135 209H136V210H135ZM205 209H206V208H205ZM218 209H219V208H218ZM235 209H237V208H235ZM249 209H250V208H249ZM253 209H254V208H253ZM255 209H256V208H255ZM4 210H5V209H4ZM9 210H10V209H9ZM20 210H21V209H20ZM55 210H56V209H55ZM75 210H76V209H75ZM88 210H89V209H88ZM141 210L143 211L142 213L140 212ZM178 210H179L180 213H181V215H180L179 212H178V214H179L180 216L175 214V213H177ZM210 210H212V209L210 208ZM210 210H209V211H210ZM214 210H215V209H214ZM239 210H240V209H239ZM245 210H247V208H246ZM256 210H257V209H256ZM256 210H255V212H256ZM53 211H54V210H53ZM60 211H61V210H60ZM76 211H77V210H76ZM132 211H133V212H132ZM138 211H139V213H138ZM207 211H208V209H207ZM207 211H206V212H207ZM217 211H218V210H217ZM217 211H215V212H217ZM221 211H222V210H221ZM221 211H219V212H221ZM227 211H228V210H227ZM227 211H226V212H227ZM233 211H234V210H233ZM247 211H248V210H247ZM253 211H254V210H253ZM259 211H260V210H259ZM259 211H258V212H259ZM261 211H260V212H261ZM1 212H3V211H1ZM38 212H39V213H38ZM47 212H48V211H47ZM78 212H79V211H78ZM81 212H82V211H81ZM131 212H132L133 214H132ZM189 212H190L191 214L193 213V216H191V214H190ZM202 212H203V211H202ZM210 212H213V210L210 211ZM243 212H245V211L243 210ZM260 212H259V213H260ZM5 213H7V212L5 211ZM28 213H29V215H28L29 217H25V216H27L26 214H28ZM35 213H38V214L34 215ZM44 213H45V212H44ZM44 213H43V214H44ZM64 213H65V212H64ZM70 213H71V212H70ZM70 213H69V214H70ZM73 213H74V211H73ZM73 213H72V214H73ZM117 213H118V212H117ZM173 213H174V214H173ZM217 213H218V212H217ZM233 213H234V212H233ZM241 213H242V212H241ZM252 213H253V212H252ZM259 213H258V214H259ZM263 213H264V211H263ZM65 214H66V213H65ZM65 214H64V215H65ZM67 214H68V213H67ZM69 214H68V215H69ZM76 214H77V213H76ZM83 214H84V213H83ZM87 214H88V213H87ZM107 214H108L109 216H107ZM189 214H190V215H189ZM194 214L197 215L198 220H196V219H197L196 217H195L196 219L194 218V216H195ZM205 214H206V213H205ZM219 214H221V213H219ZM230 214H231V213H230ZM250 214H251V213H250ZM254 214H255V213H254ZM2 215H4V214H2ZM13 215H14V214H13ZM57 215H58V214H57ZM78 215H79V214H78ZM90 215H91V214H90ZM118 215H119V214H118ZM118 215H117V216H118ZM131 215H134V216L131 217ZM174 215H175V216H179V217H173ZM187 215H189L190 217H192L193 220L190 219V220H191V221H190V220L188 219V216H187ZM199 215H200V216H199ZM213 215H215V214H213ZM217 215H218V214H216V216H217ZM221 215H222V214H221ZM221 215L219 216L220 218H221ZM235 215H236V214H235ZM239 215H240V213H239ZM244 215H246V214H244ZM244 215H243V216H244ZM256 215H257V214H256ZM256 215H255V216H256ZM263 215H264V214H263ZM72 216H73V215H71V217H72ZM82 216H83V215H82ZM93 216H94V215H93ZM104 216H105V217H104ZM154 216H155V218H156V216H157L158 218H160V217H163L164 219L167 218V219H166V222H167L166 224H167V226H166L165 228H162V229H164L163 232H161L162 234H161V233H158V234L156 235V234H154L153 232H152L153 234H152L151 232H148L149 229H151V228H150L151 225H150V227H149L148 225L151 224V223H147V222H148V221H149V222H152L153 220L151 221L150 219H151V217H154ZM205 216H206V215H205ZM226 216H227V215H226ZM232 216H233V215H232ZM240 216H241V215H240ZM255 216H254V217H255ZM19 217H20V216H19ZM38 217H39V216H38ZM38 217L36 218L38 221H37L36 219H35L36 221H34L33 219H30V221H28V223H26V226H28V224H30L29 226H31V223H32V222H33V223L36 222V224H37L38 222L40 223L41 219H40V221H39ZM71 217H70V218H71ZM75 217H76V216H75ZM77 217H78V216H77ZM77 217H76V218H77ZM135 217H136V218H135ZM209 217H210V216H209ZM209 217H204V218H207V220H208ZM219 217H218V218H219ZM234 217H235V216H234ZM245 217H246V216H245ZM257 217H258V216H257ZM260 217H262V216L260 215ZM263 217H264V216H263ZM20 218H21V217H20ZM25 218H27V219H25ZM41 218H42V216H41ZM49 218H50V217H49ZM66 218L68 219V217H66ZM83 218H84V216H83ZM85 218H86V217H85ZM93 218H94V217H93ZM103 218H102V219H103ZM130 218H131V220H129ZM133 218L136 219V220H133ZM149 218H150V219H149ZM155 218H153V219H155ZM186 218H187V220H189V222H186V221H187V220H185ZM210 218H211V217H210ZM228 218H229V217H228ZM13 219H14V218H13ZM71 219H72V218H71ZM71 219H70V220H71ZM73 219H74V218H73ZM79 219H80V218H79ZM81 219H82V218H81ZM114 219H115V220H114ZM139 219H140V220H139ZM202 219H203V218H202ZM213 219L215 220V217H214ZM234 219H236V218H234ZM263 219H264V218H263ZM14 220H15V219H14ZM16 220H17V216H16ZM26 220H27V221H26ZM57 220H58V219H57ZM60 220H61V219H60ZM77 220H78V218H77ZM77 220L75 219L76 225H77V222H78V224L80 223L79 225H77V228H78V226H81V225L84 226L83 223L81 224V222H82L83 220H81V221H80V220L77 221ZM84 220H85V219H84ZM107 220H109V221L107 222ZM137 220H138V221H137ZM195 220H196V221H195ZM214 220H212L213 223H215ZM228 220H229V219H228ZM20 221H21V220H20ZM66 221H67V220H66ZM90 221H91V219L89 220V222H90ZM136 221H137V222H136ZM192 221H195V222H192ZM201 221H202V220H201ZM201 221H200V223H201ZM215 221H216V220H215ZM222 221H223V219H222L220 222H222ZM226 221H227V220H226ZM236 221H237V220H236ZM257 221H258V220H257ZM14 222H15V221H14ZM17 222H18V221H17ZM29 222H31V223H29ZM67 222H69V221H67ZM67 222H66V223H67ZM75 222H74V223H75ZM119 222H122V224L120 223L121 226H120ZM124 222H126V223H125L126 226H125V224H123ZM134 222H136V223H134ZM184 222H186V223L184 224ZM190 222L192 223L191 225H190ZM198 222H197V223H198ZM202 222H203V221H202ZM9 223H10V222H9ZM22 223H23V222H22ZM33 223H32V224H33ZM39 223H38V224H39ZM45 223H46V221H44V223H43V224H44L43 227H45ZM54 223H55V222H54ZM66 223H65V224H66ZM86 223H87V222H86ZM92 223H93V222H92ZM157 223H158V222H157ZM164 223H165V222H164ZM188 223H189V225H188ZM197 223H196V224H197ZM200 223L197 224V227H198V225H201ZM210 223H211V222H210ZM210 223H209V224H210ZM227 223H228V222H227ZM247 223H248V222H247ZM19 224H21V223H19ZM40 224H42V223H40ZM40 224H39V225H40ZM63 224H64V223H63ZM69 224H70V223H69ZM118 224H119V227L116 228ZM142 224L140 223L138 226H140V225L143 226ZM159 224H160V223H159ZM183 224L186 226L185 228L182 227ZM186 224L188 225V227H187ZM222 224H223V223H222ZM15 225H16V224H15ZM33 225H34V224H33ZM33 225H32V226H33ZM47 225H48V221H47L46 226H47ZM122 225H123V226H122ZM153 225H154V224H153ZM184 225H183V226H184ZM214 225H218V221H217L216 224H214ZM245 225H246V224H245ZM26 226H25V227H26ZM29 226L27 227V229L29 228V230H27L26 232H28V231L33 232L34 235H35V234H38V236H41V237H40L41 239H43V240H44V239H47L45 236L47 235L46 233L49 232V231H48L49 228L46 229V227H45V229H46V233H43L42 231L44 230V228H43L42 230L39 228V229L41 230V231H40V230H37V228H35V227H36V225H35V226H33V227L37 230V232H36L35 229H32V226H31V229H32L33 231H31V229H30ZM50 226H51V225H50ZM67 226H68V225H67ZM73 226H75V225L73 224ZM73 226H72V227H73ZM82 226H81V228H82ZM86 226H87V225H86ZM94 226H95V225H94ZM96 226H97V225H96ZM96 226H95V227H96ZM138 226H137V227H138ZM155 226L157 227V225H155ZM160 226H161V225H160ZM201 226H202V225H201ZM223 226H224V225H223ZM246 226H247V225H246ZM8 227H9V226H8ZM13 227H14V226H13ZM37 227H39V226L37 225ZM47 227H48V226H47ZM95 227H94V228H95ZM97 227H98V226H97ZM137 227H136V229H134V230L139 229V230H140V233H141V229H140V228H137ZM148 227H149V229H148ZM180 227L183 228V229L181 228V229L183 230V233L185 232L184 229H186V234L184 233V235H187V237L184 236L183 233L180 232V231H181V229H179ZM214 227H215V226H214ZM221 227H222V226H221ZM10 228H11V227H10ZM14 228H15V227H14ZM61 228H62V227H61ZM69 228H71V227H68V229H69ZM81 228H78V231H77L76 226H75V230L77 231V232H76L77 234H79V233H83L84 231H86V230H84L83 232H80L79 229H81ZM102 228H103V227H101V228L99 227V230L101 231ZM109 228H110V230H109ZM199 228H200V226H199ZM202 228H203V229H206L205 226L202 227ZM219 228H220V227H219ZM248 228H249V227H248ZM250 228H251V227H250ZM12 229H13V228H12ZM64 229H65V228H64ZM64 229H63V230H64ZM82 229H83V228H82ZM97 229H98V228H97ZM97 229H96V230H97ZM112 229H114V231H112ZM147 229H148V231H147ZM152 229H153V227H152ZM193 229H195V227H194ZM193 229H192L191 231H194ZM196 229L198 230V228H196ZM200 229H201V228H200ZM203 229H202V230H203ZM207 229H208V227H207ZM221 229H222V228H221ZM233 229H234V227H233ZM236 229H237V228H236ZM240 229H241V228H240ZM10 230H11V229H10ZM34 230H35V231H34ZM51 230H52V229H51ZM59 230H60V229H59ZM73 230H74V229H73ZM75 230H74V231H75ZM99 230H98V231H99ZM134 230H133V231H134ZM187 230H188V231H187ZM202 230H201V231H202ZM225 230H226V229H225ZM263 230H264V229H263ZM39 231L43 233L44 238H42V237H43V236H42V233H41V235H39V233H40ZM54 231H55V230H54ZM54 231L52 230V232H54ZM68 231H69V230H68ZM74 231H73V233H74V236H75V232H74ZM90 231H91V230H90ZM109 231H112V232H109ZM122 231H123V230H122ZM178 231H179L180 235L184 236V239H182L183 237H181V236L178 234ZM203 231H204V230H203ZM203 231H202V232H203ZM209 231H210V230H209ZM219 231H220V230H219ZM219 231H218V232H219ZM228 231H229V230H228ZM245 231H246V230H245ZM247 231L249 232V230H247ZM247 231H246V232H247ZM261 231H262V230H261ZM38 232H39V233H38ZM44 232H45V230H44ZM78 232H79V233H78ZM195 232H197V231H195ZM195 232H194V233H195ZM199 232H200V230H199ZM199 232H198V233H199ZM202 232H201V233H202ZM205 232H206V231H204L203 233H205ZM223 232H224V231H223ZM232 232H234V231H232ZM238 232H239V231H238ZM248 232L245 233V234H246V235H247V234L249 235ZM251 232H252V231H251ZM0 233H1V231H0ZM28 233H29V232H28ZM28 233H27V235L30 234V233H29V234H28ZM33 233L30 234V235H32V236H30V238H27V239H32L31 241H33V242H34V241H35V242H36V241H37V242H41V241H42V242H45V243H44V244H45L44 247H45L46 245H48V244L46 243V240L43 241V240H39L40 238H38V239H37V238H34V237H37V236H34ZM59 233H60V232H59ZM140 233H138V234H140ZM150 233L154 236V238H152L153 236H150ZM155 233H157V232H155ZM191 233H193V232H191ZM220 233H221V232H220ZM224 233H225V232H224ZM44 234H45V235H44ZM53 234H54V233H53ZM53 234H52V235H53ZM65 234H66V233H65ZM94 234H95V233H94ZM98 234H99V233H98ZM132 234H133V232H132ZM159 234H160V236H158ZM206 234H208V233H206ZM211 234H212V233H211ZM213 234H215V232H214ZM228 234H229V233H228ZM228 234H227V235H228ZM241 234H242V233H241ZM253 234H254V233H253ZM17 235H18V234H17ZM48 235H49V234H48ZM59 235H61V234H59ZM59 235L57 236V237H58L57 239H55V238H56L55 235H54L55 238H54V236H47V237H48L47 242L50 243V244H51V242H52V244H53V243H54V240H55V242H58V243H55L56 245L60 244L59 242H63V240H62L63 238H61V240H60V239H59ZM67 235H68V234H67ZM69 235H70V234H69ZM71 235H72V234H71ZM81 235H82V234H81ZM101 235H102V234H101ZM155 235H156L157 237H156ZM177 235L180 236V237H179L180 240H179L178 243L176 242V241L178 240V236H177ZM188 235H190L192 238H191L190 236L188 237ZM193 235H196V236H193ZM202 235H203V234H202ZM221 235H222V234H221ZM248 235H247V236H248ZM251 235H252V234H251ZM33 236H34V237H33ZM79 236H80V234H79ZM79 236H78L77 238H79V239L81 238V240H84V239H85V237H84V239H82V236H83V235H82L81 237H79ZM98 236H100V234H99ZM135 236H137V235H134V237H133V239H132L131 241L136 240V237H135ZM149 236H150V237H149ZM204 236H206V235H204ZM204 236H202V237H204ZM213 236H214V235H213ZM230 236H231V235H230ZM232 236H233V235H232ZM238 236H239V235H238ZM247 236H246V237H247ZM255 236H256V235H255ZM31 237H32V238H31ZM49 237H50V238H49ZM52 237H53L54 239L50 240ZM62 237H63V236H62ZM72 237H73V236H72ZM104 237H105V235H104ZM107 237H108V235H107ZM146 237H147V238H146ZM185 237H186L187 239H191V240L194 241V242H193V241H191V240H187V239H186V241H187V243H188V245H187L188 248H189V246L191 245V244L189 245L190 241L192 242V246L189 248V250L187 249V250L190 251V252H188V251L186 250V251L188 252L187 254H189V259H188V258H184V257H183L184 255H183L182 257H181V256L179 257V255H181V254H180V253L178 254V251L180 250L179 247L182 248V245H184V243L182 244V242H184V241H182V240H185ZM193 237H194V238H193ZM200 237H201V236H200ZM246 237H245V238H246ZM262 237H263V236H262ZM20 238H21V237H20ZM65 238H66V237H65ZM70 238H71V236H70ZM91 238H92V237H91ZM108 238H109V237H108ZM150 238H152L153 242L151 241ZM176 238H177V239H176ZM204 238H206V237H204ZM213 238H214V237H213ZM245 238H244V239H245ZM9 239H10V238H9ZM12 239H13V236H12ZM23 239H24V238H23ZM86 239H87V238H86ZM86 239H85V240H86ZM101 239H103V238H101ZM146 239H150V242H152V246H153V247L151 246V249L153 248L152 251H151V249L148 250V248H150L151 243L149 242V240H146ZM198 239H199V237H198ZM208 239H209V238H208ZM217 239H218V238H217ZM237 239H239V238H237ZM247 239L249 240V237H248ZM5 240H6V239H5ZM56 240H57V241H56ZM58 240H59V241H58ZM70 240L72 241V239H70ZM73 240H74V239H73ZM77 240H78V239H77ZM85 240H84V241H85ZM96 240H98V239H96ZM103 240H104V239H103ZM199 240H200V239H199ZM199 240H198V241H199ZM201 240H202V239H201ZM203 240H204V239H203ZM203 240H202V241H203ZM210 240H212V238H211ZM227 240H229V238H227ZM240 240H241V239H240ZM245 240H246V239H245ZM248 240H247V241H248ZM255 240H256V239H255ZM31 241H30V240H29V241L27 240V242H30V243H31ZM49 241H51V242H49ZM71 241H70V242H71ZM78 241H79V240H78ZM109 241H110V242H109ZM114 241H115L116 243H115ZM147 241H148V242H147ZM180 241H182V242H180ZM202 241H201V242H202ZM205 241H207V240H205ZM218 241H219V240H218ZM232 241H233V240H232ZM243 241H244V240H243ZM251 241H252V239H251ZM253 241H254V240H253ZM11 242H12V240H11ZM13 242H14V239H13ZM21 242H22V241H21ZM23 242H24V241H23ZM27 242L24 244L26 247H25V248H21V247H23V246H21L22 244L19 243V241H18V243L20 244V245H18L17 240H16V243H17L18 247L20 246V251L23 252V253H22V252L19 251V249H17V250L19 251V253H21V255L16 251V249H14L13 252L8 250V251L10 252V254H11V253L13 254V253L15 252V255H16V254H17V255L19 254V257L22 256V257H20V259H19L20 261H17L18 264L22 262L21 258H24L25 260H26V259H30V261H29V260H28V261L31 263V262H32L31 259L33 260L36 256H38L37 254H39V253L36 254V253H35V249L32 250V248H31V251H34L33 254H35V255H34L35 257L32 256L33 258H25V257H24V254H26V256H27V255H30V254L32 255V253H30V252H29V254H28V251H29L30 247H33V245L30 246L31 244L29 245ZM33 242H32V244H34ZM65 242H67V241H65ZM127 242H128V245H129L130 248H129L128 245L126 244ZM146 242H147V243H146ZM203 242H204V241H203ZM214 242H215V241H214ZM219 242H220V241H219ZM219 242H217V244H218ZM221 242H222V241H221ZM225 242H227V241H225ZM228 242H229V241H228ZM233 242H234V241H233ZM239 242H240V241H239ZM249 242H250V240H249ZM249 242H248V243H249ZM1 243H2V242H1ZM4 243H5V242H4ZM16 243H14V245L11 244V243H10V244L13 245V246H15ZM72 243H73V242H72ZM72 243H71V244H72ZM81 243H84V242H81ZM107 243H108V244H107ZM148 243H150V244L147 245ZM196 243H197V242H196ZM196 243H195V244H196ZM211 243H212V241H211ZM223 243H224V240H223ZM223 243H222V244H223ZM229 243H230V242H229ZM6 244H7V242H6ZM10 244H9V245H10ZM90 244H91V243H90ZM92 244H93V243H92ZM124 244H125V245H124ZM177 244H179V245L181 244V245L179 246V245H177ZM203 244H204V243H203ZM220 244H221V243H220ZM220 244H219V246H220ZM237 244H238V243H237ZM250 244H251L252 247L255 245V244L253 245V242H252V243L250 242ZM250 244H249V245H250ZM0 245H1V244H0ZM7 245H8V244H7ZM7 245H4V244H3V246H7ZM27 245H28V246H27ZM53 245H54V244H53ZM53 245H50V246L52 247V249H56V255H57L58 257H59V254H58L57 252L60 253V251H62V248H63V251L66 253V254H65V253L61 252L62 255H61V257L58 258V257L55 255V252H54V256H55V258L57 257L58 259L51 258L53 255H52V256L50 255V256H51V257H50L51 260L54 259V260L56 261V263H58L60 260H61L60 262H62V256H63V257L66 256V258L68 257V256H67L68 254L71 255V256H72V254H73V256L76 254L75 256H77V255H78L77 253L80 252V251H77V253H75V254H74V253H70V252H66V251H65V250H66L65 247L60 248L61 245H59L60 247L57 248L58 246H57V247H55V246L53 247ZM62 245H63V244H62ZM81 245H82V244H81ZM107 245H110V246H107ZM119 245H118V246H119ZM122 245H123V246H122ZM134 245H135L137 248H134ZM197 245L199 246V243H198ZM200 245H201V244H200ZM214 245H215V244H214ZM231 245H232V244H229V245H228V248H229L230 251H231L232 248H233V247H232L233 245H232V246H231ZM249 245H248V246H249ZM261 245H262V244H261ZM29 246H30V247H29ZM34 246H35V245H34ZM48 246H49V245H48ZM48 246H47V247H48ZM83 246H84V245H83ZM99 246H100V247H99ZM105 246L108 247V249L105 248ZM126 246H127L128 248H127ZM177 246H178V247H177ZM184 246H185V245H184ZM187 246H186V247H187ZM198 246H197V247H198ZM203 246L206 247V245H203ZM217 246H218V245H217ZM226 246H227V244H226V245L224 244V248H223L222 246H221V247H222L223 250H227L228 248L226 249ZM235 246H236V245H235ZM248 246H247V247H248ZM9 247H10V246H9ZM84 247H85V246H84ZM121 247H124V248L121 249ZM125 247H126V248H125ZM138 247H140V248L138 249ZM197 247H196L195 249H193V250L195 251V250L197 249ZM1 248H2V246H1ZM1 248H0V250H1ZM26 248L28 249V251L26 250L27 253H24V251H25ZM41 248H42V247H41ZM41 248H40V249H41ZM66 248H67V247H66ZM73 248H74V247H73ZM78 248H79V247H78ZM99 248H100V249H99ZM177 248H178L179 250H178ZM200 248H201V246L198 248L199 250L197 249V250H198L197 252H199V251L201 252V250H202L204 247L201 248V249H200ZM206 248H207V247H206ZM241 248H242V247H241ZM243 248H244V247H243ZM8 249H9V248H8ZM12 249H13V248H12ZM22 249H24V251H23ZM58 249H59V251H57ZM60 249H61V250H60ZM68 249H70V247H68ZM74 249H75V248H74ZM104 249H105V250H104ZM106 249H107V250H106ZM112 249H113L112 251H114V247H113ZM116 249H115V250H116ZM120 249H121V250H120ZM127 249H129L130 251L128 250V251L126 252ZM135 249H136V251H137V250H138V251L140 250L139 253H136ZM204 249H205V248H204ZM204 249H203V250H204ZM258 249H259V248H258ZM10 250H11V249H10ZM85 250H88L87 247H86ZM91 250H90V251H91ZM131 250H133V251H131ZM153 250H154V252H153ZM155 250H156L158 253L154 254V253H155ZM176 250H177V251H176ZM203 250H202V252H201L202 255H199V258H198V256H197V254H199V253H196V252L192 251V253H194L193 255H195V253H196L195 257H197V258H193V259H198V260H199V261L197 260V261H198V264H199L200 262H202V264H203V262H205V264H213V261H214L213 258H214V257H217V256H215V255L212 254V255H213V257H212L211 254H210V253H212V252H210L211 250L209 251V253L206 252V250H205V251H203ZM207 250H209V249H207ZM233 250H234V248H233ZM240 250H241V249H240ZM244 250H245V249H244ZM5 251H6V250H5ZM26 251H25V252H26ZM53 251H55V250H53ZM68 251H69V250H68ZM75 251H76V250H75ZM112 251H108V253H109V252L111 253ZM117 251H116V252H117ZM134 251H135V252H134ZM141 251H142V252H141ZM214 251H215V250H214ZM230 251H229V252H230ZM234 251H235V255H240V256L242 257V260H243V257H244V260H243L244 262H243V264H250V263H251L250 260H248V259L245 258V255L243 254L244 252H243V253L238 252L237 248H235ZM247 251H248V250H247ZM247 251H246V252H247ZM260 251H261V250H260ZM1 252H2V250H1ZM36 252H37V251H36ZM39 252H41V251L39 250ZM42 252H43V250H42ZM42 252H41V253H42ZM44 252H45V251H44ZM50 252H51V251H50ZM83 252H84V248H83V251H82V255H83V254L85 255V253H83ZM85 252H87V251H85ZM103 252H101V254H102ZM116 252H113V253H112L113 255H112V254L110 255V253H109V254L107 253V254H105V255H108V257H112V258L114 257V258H113V261H115L114 259H116V261H117L118 256H117V254H115ZM131 252H134V253L131 254ZM147 252H149V253H147ZM180 252H182V251L180 250ZM184 252H185V251H184ZM203 252H204V253H203ZM215 252H216V251H215ZM249 252H250V251H249ZM258 252H259V251H258ZM52 253H53V252H52ZM105 253H106V252H105ZM135 253H136V255H135ZM143 253H146V254H148V255L143 254ZM152 253H153L155 256L152 255ZM201 253H200V254H201ZM221 253H222V252H221ZM221 253H220V254H221ZM233 253H234V252H233ZM233 253H232V254H233ZM6 254H7V253H6ZM8 254H9V253H8ZM12 254H11V255H12ZM45 254H46V253H45ZM49 254H50V253H49ZM49 254H47V255H49ZM95 254H93V257H94ZM103 254H104V253H103ZM121 254H122V255H121ZM125 254H127V255H125ZM138 254H139V255L142 254V255H143L142 258H140L141 255H140V257H139ZM157 254H158V255H157ZM177 254H178V256H177ZM182 254H186V253H183V252H182ZM187 254H186V255H187ZM220 254H219V255H220ZM256 254H257V253H256ZM13 255H14V254H13ZM15 255H14V256H15ZM17 255H16V256H17ZM64 255H65V256H64ZM84 255H83V256H84ZM88 255H90V254H88ZM91 255H92V254H91ZM105 255H104V256H105ZM114 255H116L117 258H116ZM129 255H130V256H129ZM131 255H132V256L134 255V257H136L137 260L134 259V257H132ZM186 255H185V256H186ZM235 255H234V256H235ZM14 256H12V257L14 258ZM16 256H15V259H14V260H13V258H12L10 255H8V257H7V256L5 257L6 259L8 258L7 261H6V259H5L4 257H2L3 259H1V260L5 261V263L3 262L4 264H12L13 262H14L13 264H15V261L18 260V259H16L18 256H17V257H16ZM41 256H42V255H41ZM95 256H96V255H95ZM102 256H103V255H102ZM102 256H101V257H102ZM126 256H127V257H126ZM156 256H157V257H156ZM221 256H222V255H221ZM225 256H226V255H225ZM227 256H228V253H227ZM227 256H226V257H227ZM247 256H248V255H247ZM257 256H258V255H257ZM10 257H11V258H10ZM27 257H28V256H27ZM29 257H30V256H29ZM78 257H79V256H78ZM81 257H82V256H81ZM81 257H80V258H81ZM84 257H85V256H84ZM130 257H132V260L130 259ZM138 257L140 258V260L138 259ZM148 257H147V258H148ZM153 257H155V258H153ZM187 257H188V256H187ZM219 257H220V256H218L217 258L219 259ZM235 257H236V256H235ZM38 258H39V256H38ZM45 258H47V257L45 256ZM50 258H49V259H50ZM60 258H61V259H60ZM66 258H65V259L63 258V259H64L65 261H67L66 263H68L69 260H66ZM69 258H70V256H69ZM69 258H68V259H69ZM72 258H73V259H71V258H70V259L73 260V263H72L71 260H70V261H71L70 263H72V264H77L78 261H76V258H75V260H74V257H72ZM89 258H91V256H90ZM112 258H110V259L112 260ZM147 258H146V260H148ZM183 258H184V259H183ZM236 258H238V256H237ZM250 258H251V257H250ZM9 259H10V260L12 259L13 262H12V261H8ZM59 259H60V260H59ZM78 259H79V258H78ZM91 259H93V258H91ZM94 259H95V258H94ZM215 259H216V258H215ZM222 259H223V258H222ZM262 259H264V258H262ZM25 260H24L23 262H25ZM47 260H48V259H47ZM54 260H53V262H54ZM57 260H58V262H57ZM64 260H63V263H64ZM89 260H90V259H89ZM104 260H105V259H104ZM141 260H142V261H141ZM191 260H192V259H191ZM212 260H213V261H212ZM220 260H221V259H220ZM220 260H219V263L221 264L222 261H220ZM253 260H254V259H253ZM26 261H27V260H26ZM28 261H27V263L29 264ZM35 261H36V260H33L32 264H33V263L36 264ZM39 261H40V260H39ZM48 261H49V260H48ZM48 261H45V263H46V262L48 263ZM74 261H75V262H74ZM102 261H103V258H102ZM105 261H106V260H105ZM113 261H112V262H113ZM136 261H137V262H136ZM153 261H154L155 263H154ZM197 261H196V260H195V261L192 260V261H190V264H193V263L195 264V263H197ZM216 261H217V259L215 260V264H216ZM255 261H256V260H255ZM259 261H260V260H259ZM6 262H7V263H6ZM10 262H11V263H10ZM17 262H16V263H17ZM49 262H50V261H49ZM53 262L51 261V264H53ZM60 262H59V263H60ZM81 262H82V261L80 260L79 263H81ZM85 262H86V259H85ZM85 262H84V263H85ZM96 262H97V261H96ZM106 262H107V261H106ZM119 262H120V260L118 259L117 263H118V264H123V262H122V263H119ZM148 262H149V261H148ZM188 262H189V261H188ZM191 262H193V263H191ZM223 262H224V261H223ZM225 262H226V261H225ZM38 263H39V262H38ZM45 263H44V264H45ZM47 263H46V264H47ZM63 263H61V264H63ZM79 263H78V264H79ZM84 263H82V264H84ZM91 263L93 264V260H92ZM99 263H100V261H99ZM99 263H98V264H99ZM126 263H124V264H126ZM144 263H145V259H144ZM217 263H218V261H217ZM227 263H228V261H227ZM235 263H236V262H235ZM253 263H254V262H253ZM261 263H262V262H261ZM261 263H260V264H261ZM0 264H2L1 261H0ZM24 264H26V262H25ZM40 264H41V263H40ZM49 264H50V263H49ZM54 264H55V262H54ZM68 264H69V263H68ZM86 264H87V262H86ZM95 264H96V263H95ZM105 264H108V263H105ZM110 264H111V263H110ZM112 264H116V263H112ZM146 264H147V263H146ZM188 264H189V263H188ZM228 264H229V263H228ZM255 264H256V263H255Z\"/></svg>",
	"mask_w": 264,
	"mask_h": 264
}]
</instances>
